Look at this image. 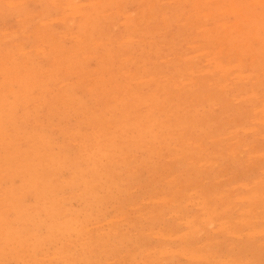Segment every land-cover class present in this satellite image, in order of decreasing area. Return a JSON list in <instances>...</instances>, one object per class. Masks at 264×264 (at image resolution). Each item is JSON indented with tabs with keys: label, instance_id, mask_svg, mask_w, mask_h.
<instances>
[{
	"label": "rangeland",
	"instance_id": "rangeland-1",
	"mask_svg": "<svg viewBox=\"0 0 264 264\" xmlns=\"http://www.w3.org/2000/svg\"><path fill=\"white\" fill-rule=\"evenodd\" d=\"M5 1V2H3ZM12 0H1L0 1V11L3 13V17L1 16V12H0V32H1V37H0V48H2V50L0 49V87H3L4 90L2 88H0V95L4 96L0 99V115H2L0 118V132L3 135L2 137H4V140H1L0 137V149L3 151H0V166H1V170H0V218L2 219V221L0 220V264H2L1 262H3V264H32V262H34L33 264H47L49 262V264H54L55 262L57 264H93L92 262H94V264H161L162 261L164 260L163 264H207L205 263L204 260H209L208 263L209 264H260L263 260H264V231H262L264 229V106L262 105V103H264V35L262 34L264 31V0H233V3L230 0H219L220 2H218L217 0H212L214 1V3H212V1H206V0H198L199 3L197 4V0H187L186 3H184L185 0H111L112 2L110 3V1L108 0H13L12 2H10ZM19 1V3H18ZM21 1V2H20ZM42 1V2H41ZM52 1H54L55 3H53ZM59 1V2H58ZM62 1V2H61ZM74 1V2H73ZM78 1V2H77ZM95 1L96 4H93ZM101 1V2H99ZM121 1V3H120ZM161 1V3H160ZM197 1V2H195ZM201 4V2H203ZM228 1V2H227ZM242 3H239L241 2ZM246 3H244V2ZM249 3H247V2ZM251 1H255L252 2ZM262 2V4H260L261 6H258L259 2ZM7 2H9L7 4ZM14 2V5L12 4ZM24 2V3H22ZM67 2L70 4L71 2H73V6H74V10H77L79 7L78 12L75 13V11H72V4H67ZM98 2V3H97ZM103 2V3H102ZM116 2V3H115ZM148 2V3H145ZM152 2V3H151ZM157 2V3H156ZM165 2V3H163ZM12 6H11V4ZM16 3V4H15ZM18 3V4H17ZM40 3V4H39ZM62 3V4H59ZM65 3V4H64ZM77 5H76V4ZM91 3L93 5H91ZM100 3H102L101 5H99ZM115 3V4H114ZM139 3V4H138ZM144 3V4H143ZM219 3V4H218ZM224 3V4H223ZM228 3H232L233 6H235V8L228 4ZM23 4V6L21 5ZM46 4V5H45ZM55 4V5H54ZM59 4V5H58ZM82 4V5H81ZM87 6H85V5ZM90 4V5H89ZM105 4V5H103ZM107 4V5H106ZM109 4V5H108ZM159 4V5H157ZM177 4V5H176ZM192 4V5H191ZM199 6H197V5ZM200 4V5H199ZM204 4V6H203ZM218 6H217V5ZM235 4V5H234ZM245 4V6H244ZM252 4V5H251ZM257 4V5H255ZM19 5V6H17ZM20 5L23 8L20 7ZM61 5V6H60ZM95 5V8H97V13L96 10L93 9ZM100 7H99V6ZM112 5V6H111ZM126 5V6H125ZM196 9H195V6ZM228 5V6H227ZM248 5H250L248 7ZM255 5V6H253ZM7 6V7H5ZM11 6V7H9ZM15 6V7H13ZM48 6V7H47ZM69 6V7H68ZM82 8H81V7ZM90 6V7H89ZM92 6V7H91ZM103 6V7H101ZM113 8H111V7ZM117 6V7H116ZM180 6V7H179ZM194 6V7H193ZM202 6V7H201ZM212 6V7H211ZM217 6V7H216ZM227 6V7H226ZM253 6V7H252ZM3 7H5L3 9ZM18 7V8H16ZM46 7V8H45ZM64 7H66L64 9ZM76 7V8H75ZM88 7V8H87ZM115 7V8H114ZM144 7V8H143ZM150 7V8H149ZM211 7V8H210ZM234 11L231 13V10ZM240 7V8H239ZM260 7V8H259ZM20 8V9H19ZM48 8V9H47ZM59 8V10H58ZM67 8H72V10H69ZM101 10H100V9ZM109 8V9H108ZM198 8V10H197ZM203 8V9H202ZM215 8V9H214ZM224 8V9H223ZM229 8V9H228ZM245 8V9H244ZM247 8V9H246ZM251 8V9H249ZM255 8V9H254ZM19 9V11H18ZM47 9V11L45 10ZM54 9V10H52ZM143 9V10H142ZM147 9V10H146ZM149 9V10H148ZM222 9V10H221ZM229 12H227L228 14H226L225 12L227 10ZM235 9H238L239 12L235 11ZM7 10L9 11V13L7 12ZM24 10V11H23ZM51 10V11H49ZM58 10V11H57ZM66 10V11H65ZM99 10V11H98ZM203 12H197V11ZM209 10H211L209 12ZM225 10V11H224ZM17 11V12H16ZM56 11V12H55ZM95 13H94V12ZM148 11V13L146 12ZM213 11V12H212ZM220 11V12H219ZM222 11V12H221ZM258 11V12H257ZM15 12V13H14ZM45 12V13H44ZM72 14H71V13ZM82 12H85L86 14H83ZM89 12V13H88ZM92 12V13H90ZM118 12H120V14L118 15ZM124 12V13H123ZM183 12V13H182ZM207 12V14H206ZM209 12V13H208ZM237 12V13H236ZM252 12V13H251ZM51 13V14H50ZM67 13H69L71 16L74 15V17H71L69 14L67 15ZM83 15H82V14ZM88 13V14H87ZM181 13V15H180ZM200 13V14H199ZM215 13V15L210 16L209 14ZM218 13V15H217ZM221 13V15L219 14ZM225 13V14H224ZM242 13V14H241ZM262 13V14H261ZM31 15V17L29 15ZM44 14V15H42ZM107 14V15H106ZM117 14V16H116ZM124 16H121L123 15ZM146 14V15H145ZM179 14V15H178ZM185 14V15H184ZM193 17H191L190 16ZM225 17H223V15ZM230 14V15H229ZM240 14V15H239ZM47 17H46V16ZM50 15V16H49ZM67 15V16H66ZM80 15H82L83 17H81ZM87 16V18L85 19V17ZM104 15V18H103ZM106 15V16H105ZM202 15V16H201ZM206 16L208 18L203 17ZM209 15V16H208ZM230 17H229V16ZM243 15V17L240 18V16ZM245 15V16H244ZM6 16V17H5ZM66 16V17H65ZM69 16V18H67ZM92 16V17H91ZM180 16V17H179ZM182 16V17H181ZM201 16V17H199ZM217 16V17H216ZM247 16V17H246ZM252 16V17H251ZM254 16V18H253ZM28 17L29 21H28ZM67 18L64 19V22H66L64 24L63 21H61V19L63 18ZM101 17V18H100ZM112 17V18H111ZM115 17V18H114ZM127 17V18H125ZM179 17V18H178ZM187 17H189V19H187ZM225 19H223V18ZM249 17V18H248ZM258 17V18H257ZM2 18V19H1ZM41 18V19H40ZM60 18V20L58 19ZM73 18V19H71ZM83 18V19H81ZM91 18V19H89ZM119 18V19H118ZM199 18V19H198ZM252 18V19H250ZM257 18V19H256ZM56 19V20H55ZM88 19V20H87ZM102 19V20H101ZM117 19V20H116ZM132 19V20H131ZM187 19V20H186ZM206 19V20H204ZM222 19V20H221ZM243 19V20H242ZM256 19V20H255ZM259 19V20H258ZM18 20V22H17ZM25 20V21H24ZM55 20V21H54ZM58 20V21H57ZM69 20L72 22H69ZM76 20V21H75ZM127 20V21H126ZM183 20V21H182ZM195 20V21H194ZM210 20V21H209ZM212 20V21H211ZM41 21V22H40ZM61 21V22H60ZM85 21V22H83ZM93 21V22H92ZM125 21V22H124ZM206 21V22H205ZM208 21V22H207ZM220 21V22H219ZM230 21V22H229ZM244 21V22H243ZM58 22V23H57ZM82 24H81V23ZM89 22L92 24H89ZM124 22V23H123ZM127 22V23H126ZM204 22V23H203ZM225 25H229L231 27L225 26ZM238 22V23H237ZM247 22V23H246ZM21 23H23L21 25ZM41 23V24H40ZM49 23V24H48ZM71 23V24H70ZM76 23V24H75ZM122 23V24H121ZM192 23V24H191ZM214 23V24H213ZM223 24V28L221 27V24ZM238 24L237 26L235 24ZM242 23V24H241ZM252 23V24H251ZM263 23V24H262ZM74 26H73V25ZM125 24V25H124ZM129 25L127 27V25ZM183 24V25H181ZM186 24H189L186 26ZM236 26V29L234 28V26ZM241 24V25H240ZM26 25H31V27H27ZM46 26V28L44 26ZM50 25V27H49ZM67 25V26H66ZM185 25V26H184ZM220 25V26H218ZM26 28L24 30L23 27ZM72 26V27H71ZM118 26V27H117ZM180 26V27H179ZM218 26V27H217ZM243 26L242 29H240ZM251 26V27H250ZM259 26V27H258ZM48 27V28H47ZM71 27V28H70ZM117 27V28H116ZM128 29H126V28ZM130 27V28H129ZM210 27V29H209ZM237 27L239 28V32L237 30ZM250 27V28H249ZM254 27V28H253ZM258 27V28H257ZM52 28V29H51ZM68 28V29H67ZM82 31H80L79 30ZM92 28V29H91ZM98 28V29H96ZM116 28V30H114ZM137 28V30H136ZM165 30H164V29ZM208 28V29H206ZM217 29V30H215ZM227 32H226V30ZM234 29V30H233ZM245 29V30H244ZM253 31H252V30ZM260 29V31H259ZM22 30V32H21ZM44 30V31H42ZM87 30V31H86ZM150 31L148 33V31ZM152 30V31H151ZM213 30V31H212ZM255 30V31H254ZM16 31V32H15ZM25 31V32H24ZM39 31V34H37ZM53 31V33L51 32ZM64 31V32H63ZM141 31V32H140ZM211 31V32H210ZM233 31V32H232ZM236 31V32H235ZM262 31V32H261ZM5 32V33H3ZM9 34H8V33ZM37 32V33H35ZM42 32V33H41ZM72 32V34H70ZM77 32H81L82 36L80 37L79 34ZM117 32V33H115ZM229 32V33H228ZM24 33V34H23ZM34 33V34H33ZM79 36L77 38V36L75 37H71L74 36V34ZM83 33H85V35H83ZM94 33V34H93ZM156 33V34H155ZM159 33V34H158ZM220 33V34H219ZM236 33V34H235ZM261 33V34H260ZM6 34V35H5ZM14 36H13V35ZM41 34V35H40ZM45 36H44V35ZM52 34V35H51ZM61 34V35H60ZM127 34V35H126ZM153 34V35H152ZM228 34V35H227ZM231 34V35H229ZM234 34V35H233ZM245 34H247V36H245ZM5 35V36H3ZM16 35L18 36L16 38ZM43 35V36H42ZM53 35L55 36L53 38ZM63 35V36H62ZM69 35V36H68ZM106 35V36H105ZM237 35V36H236ZM257 35V36H255ZM258 35H260V40L257 41V43L255 42L258 39ZM263 35V36H262ZM37 36L39 37V40H35L38 39ZM47 36V37H46ZM62 36V37H61ZM123 36V38H122ZM6 37V38H5ZM7 37H9L7 39ZM44 37V39H43ZM64 37V38H63ZM67 37V38H66ZM70 37V38H69ZM129 37L131 38V40L129 39ZM231 37V38H229ZM237 37V38H236ZM241 37V38H240ZM244 37V38H243ZM252 39H250V38ZM3 38H5L3 40ZM52 38V39H51ZM62 38V42L59 39ZM78 40H77V39ZM82 38V39H81ZM97 38V39H96ZM194 38V39H193ZM229 38V39H228ZM233 38V39H232ZM235 38V39H234ZM239 38V39H238ZM48 39V40H47ZM54 39V41H56V43H54V41L52 42V40ZM66 39V40H64ZM72 39V40H71ZM85 41H84V40ZM117 39V40H116ZM121 39V40H120ZM128 39V40H127ZM242 39V41H241ZM245 39V40H244ZM247 39V40H246ZM9 40V41H7ZM41 40H43L41 43ZM79 41V44L81 42V44H84L87 42L88 46L85 45H79L77 44ZM81 40V41H80ZM94 40V41H93ZM96 40V41H95ZM126 41V43L124 44V42L121 41ZM233 40H237L235 42ZM255 40V41H253ZM3 41V42H2ZM5 41V42H4ZM39 41V42H37ZM48 43H46V42ZM51 41V42H49ZM92 41V43L95 44L92 45V43H90ZM98 41L99 45H96ZM109 41V42H108ZM112 43H111V42ZM128 41L132 44H130V46H128ZM134 43H133V42ZM158 43H156V42ZM229 41V42H228ZM240 41V42H239ZM244 41V42H243ZM249 41L251 44H249ZM260 41L262 43H260ZM27 42V43H25ZM77 42V43H76ZM101 42V43H100ZM238 42V43H237ZM242 42V43H241ZM259 42V43H258ZM39 43V45L37 44ZM43 45H41V44ZM51 43V44H50ZM58 43V44H57ZM61 45H60V44ZM65 43V44H64ZM104 43V44H103ZM109 43V44H107ZM112 45H111V44ZM123 46H121V44ZM128 43V44H127ZM16 44V45H15ZM36 44V45H35ZM50 44V45H49ZM54 44V45H53ZM63 44L65 46H63ZM91 44V45H89ZM107 44V45H105ZM120 44V45H119ZM134 44V45H133ZM151 44H155V45H151ZM236 49L237 47H240L239 50L238 48L235 50L233 48ZM249 44L251 47H248ZM254 44V46H253ZM13 45V46H12ZM56 46L58 48L55 49V47L53 48V46ZM67 45V46H66ZM79 45L77 48L79 50H77L76 46ZM96 45V46H95ZM115 45V46H114ZM118 45V47H117ZM138 45V46H137ZM151 45V46H150ZM243 45V46H242ZM61 46V47H60ZM63 46V47H62ZM86 46V51L87 53H85V48ZM141 46V47H140ZM170 46V47H169ZM257 46V47H256ZM20 47V49L18 48ZM34 47V48H33ZM38 47V48H37ZM42 47V48H40ZM66 47H70L68 49V51L70 53H67V48ZM89 47V48H88ZM91 47H93L91 49ZM116 49H115V48ZM158 47V48H157ZM162 49H161V48ZM173 47V48H172ZM4 48V49H3ZM12 48V49H11ZM18 48L17 53L15 54ZM50 48V50H49ZM59 48L61 53H63V55H60L59 52ZM63 48V49H62ZM66 52H65V50ZM73 48V50H72ZM99 48V49H98ZM130 48V49H129ZM196 48V49H195ZM230 48V49H229ZM246 48V49H245ZM247 48H251V52H249L247 50ZM253 48V49H252ZM6 54H5V50ZM9 49V51H8ZM33 51H30V50ZM37 49H39V52ZM58 49V50H57ZM76 49V50H75ZM111 49V50H110ZM123 49V50H122ZM128 49V50H127ZM148 49L150 51H148ZM12 50V52H10ZM29 50V52H28ZM53 50H55V52H53ZM57 50V51H56ZM82 50V51H80ZM90 50V51H89ZM103 50V51H102ZM153 52H152V51ZM161 50V52H160ZM4 51V52H2ZM14 51V52H13ZM39 52L40 54L37 55ZM43 51V52H42ZM77 51V52H75ZM98 51V52H97ZM103 55H101V52ZM131 51V53H130ZM163 51V52H162ZM235 51V53H234ZM256 52V53H253ZM21 52V53H20ZM24 52V53H23ZM31 52V53H30ZM47 52V53H46ZM53 55L50 54V53ZM95 52V54H94ZM117 52V53H116ZM152 52V53H151ZM186 52V53H185ZM188 52V53H187ZM206 52H208L207 55ZM236 52H238L239 54H236ZM12 55H11V54ZM14 53V54H13ZM23 53V54H22ZM27 53H30L27 55ZM36 53V54H35ZM44 53V54H43ZM58 53V55L56 54ZM74 53H78V56H76V54H74V56H72L71 54ZM91 55V58L88 59V56L86 55ZM96 53H98V55H96ZM120 53V54H119ZM131 55H130V54ZM149 53V54H148ZM151 53V54H150ZM160 53H162L160 55ZM164 53V54H163ZM198 53H200L201 55H199ZM227 53V54H226ZM241 53V55H240ZM258 53V54H257ZM8 54V55H7ZM10 54V55H9ZM47 54V55H45ZM50 54V56H49ZM55 54V56H54ZM80 54V55H79ZM94 54V55H93ZM148 54V56H147ZM155 54V55H154ZM199 56H198V55ZM253 54V55H252ZM3 55H7L5 57H3ZM23 55V56H22ZM31 55V56H30ZM42 55V56H40ZM68 55V56H67ZM71 55V56H70ZM89 55V56H90ZM195 55V56H194ZM207 55V56H206ZM238 55V56H237ZM243 55V56H242ZM252 55V56H251ZM9 56V59H8ZM11 56V57H10ZM22 56V57H21ZM28 56V57H27ZM31 58H30V57ZM33 56V57H32ZM76 56V57H75ZM85 56V57H84ZM97 59H95L94 57ZM99 56V57H98ZM102 56V57H101ZM120 56V57H119ZM133 56V57H132ZM159 56H161L159 58ZM209 56V57H208ZM235 56V57H234ZM242 56V58H241ZM257 56V58H256ZM263 56V57H260ZM26 57H27V61H26ZM36 57V59H34ZM38 57V58H37ZM52 57V58H49ZM65 57V58H64ZM72 57V58H70ZM74 57V58H73ZM78 57H80L78 59ZM84 57V58H83ZM117 57V58H116ZM138 57L140 58L138 61ZM143 57V59H141ZM176 57V58H175ZM180 57V58H179ZM190 57V58H189ZM191 57L194 59L192 60ZM197 59H196V58ZM211 59H208L210 58ZM12 58V59H11ZM29 58V59H28ZM33 58V59H32ZM56 58V59H54ZM63 58V60H62ZM99 58V59H98ZM116 58V59H115ZM130 60H126L129 59ZM132 58L135 60H132ZM156 58V59H155ZM162 58V59H161ZM174 58V59H173ZM203 58V59H202ZM207 58V59H204ZM215 62H217V64H220V68L217 66L216 67V63L213 62L214 60ZM237 58V59H236ZM248 58V59H247ZM256 58V59H254ZM38 59V60H37ZM54 59V60H53ZM60 59V60H58ZM70 61H69V60ZM74 59V60H72ZM82 59H86V61H82L83 64L80 65V62ZM92 59V60H91ZM112 59V60H111ZM145 59V61H144ZM169 59V60H168ZM181 59V60H179ZM185 59H188L186 61H184ZM231 59V60H230ZM241 59V60H240ZM253 59V60H252ZM7 60V61H6ZM12 60V61H11ZM34 60V61H33ZM77 62H76V61ZM79 60V61H78ZM126 60V62H125ZM142 60V61H141ZM148 60V61H147ZM178 62H175V61ZM190 60V61H189ZM193 62H192V61ZM217 60V61H216ZM221 60V61H220ZM255 60V61H254ZM257 60V61H256ZM7 62L4 64V62ZM11 61V64H9ZM23 63H22V62ZM32 61V62H31ZM54 61V62H53ZM57 61V62H56ZM65 61V63L63 62ZM144 61V62H143ZM163 61L165 63H163ZM167 61V62H166ZM195 61V62H194ZM199 61V62H198ZM210 61V62H208ZM219 61V63H218ZM254 61V62H253ZM9 62V63H8ZM21 62V63H20ZM25 62L26 63L25 65ZM34 62V64L32 65V63ZM58 62H60L58 64ZM67 62V63H66ZM70 64H69V63ZM76 62V63H75ZM101 62V63H100ZM109 62V63H108ZM122 62L127 63V64H122ZM173 62V64L171 63ZM175 62V63H174ZM187 62V63H186ZM191 62V63H190ZM228 62V63H227ZM258 62V63H257ZM20 63V64H19ZM29 63H31L29 65ZM53 63L56 65L54 67ZM105 63V65H104ZM107 63V64H106ZM132 63V64H131ZM182 63V64H181ZM210 63V64H209ZM262 63V64H261ZM14 64V65H13ZM19 64V66H18ZM25 68H24V65ZM39 64V66H38ZM69 64V65H68ZM73 64V65H72ZM100 64H103V66ZM129 64V65H128ZM131 64V65H130ZM144 64V65H143ZM169 66L167 67L166 65ZM185 64V66H184ZM193 64V65H192ZM226 64H230L229 66ZM233 64V65H232ZM5 65V67H4ZM22 68H21V66ZM29 65V66H28ZM42 67H41V66ZM63 65V67L60 69L59 68ZM64 65H67V67H65ZM71 65V67H70ZM107 65L108 68L106 67ZM125 65V66H123ZM177 67H176V66ZM182 65V66H181ZM225 65V66H222ZM234 65L236 66L234 69L232 67H234ZM240 65V69L238 70ZM14 66V68L12 67ZM76 66V67H75ZM115 68H114V67ZM142 66V67H141ZM147 66V67H145ZM180 66V67H179ZM188 66V67H187ZM190 66V67H189ZM210 66V67H209ZM213 68H212V67ZM224 70L227 71H221L222 67ZM244 66V68H243ZM10 67V68H9ZM16 67V68H15ZM38 67V68H37ZM44 67H46L44 69ZM58 67V68H57ZM65 67V68H64ZM69 67H70V72L69 71ZM73 67H75V70L73 69ZM102 67V68H100ZM154 67V68H153ZM182 67V68H181ZM196 67V68H194ZM203 67V68H202ZM230 67V68H227ZM6 68V69H5ZM9 68V69H8ZM21 68V69H20ZM32 70H30V69ZM43 68V69H42ZM59 70V73L58 70ZM66 70H64V69ZM105 68V69H104ZM120 70H117L119 69ZM145 68V69H144ZM202 68V69H201ZM237 68V69H236ZM13 69V70H12ZM19 69V71H18ZM24 69V70H23ZM34 69V70H33ZM37 69V70H36ZM42 69V70H41ZM48 69V70H46ZM54 71H53V70ZM81 69V70H80ZM102 69V70H101ZM112 69V70H111ZM152 69V70H151ZM164 69V70H163ZM197 69V70H196ZM200 69V70H199ZM220 69V70H219ZM222 69V70H223ZM232 70V73L230 72V75L228 74L229 71ZM253 69V70H252ZM11 70V71H10ZM16 70V71H15ZM84 70V71H82ZM151 70V73H150ZM216 70H218L216 72ZM257 70V71H256ZM14 71V72H13ZM18 71V72H17ZM30 71V72H28ZM33 71V72H32ZM56 71V72H55ZM79 73H78V72ZM81 71V72H80ZM89 72V75H85L88 74L87 72ZM92 71V73H91ZM96 71V72H94ZM107 71V72H106ZM109 71V72H108ZM124 71V72H123ZM146 71V72H144ZM157 71V73H155ZM174 71V72H172ZM191 71V73H190ZM193 71V72H192ZM215 71V72H214ZM3 72V73H1ZM6 72V74H5ZM30 73L29 74H27ZM54 72V73H53ZM67 75H66V73ZM104 72V73H103ZM115 74V75H111V73ZM126 72V74H125ZM128 72V73H127ZM144 72V73H143ZM149 72V73H148ZM160 72V73H159ZM189 72V73H187ZM13 73V74H12ZM26 73V74H25ZM32 73V75H31ZM47 73V74H46ZM72 75H71V74ZM77 73V74H76ZM81 73V75H80ZM84 75H83V74ZM98 73V75H96ZM102 73V74H101ZM146 73H148L146 75ZM161 75H159V74ZM164 73H166L164 75ZM167 73H169L168 75H170L171 77H173L170 80V76L165 77L167 75ZM171 73V74H170ZM226 73V74H225ZM263 73V74H262ZM17 74V75H16ZM23 74V75H22ZM41 76H40V75ZM51 74V75H49ZM58 74V75H57ZM92 74V76L90 75ZM130 74V75H129ZM138 74V75H137ZM150 74V75H149ZM181 74V75H180ZM222 74V75H220ZM225 74V77L224 75ZM227 74L229 75L227 77ZM249 74V75H248ZM261 74V75H260ZM6 75V76H5ZM21 75V76H20ZM29 77H27V76ZM40 76V77H36V76ZM49 75V76H48ZM74 75V77H73ZM78 75V76H77ZM110 75L112 78V82L110 80ZM125 75H127L128 77H126ZM133 75V76H132ZM135 75V76H134ZM146 75V76H145ZM155 77H154V76ZM175 75H177L178 77L175 79L174 77H176ZM240 75H243V78L241 76L240 79ZM245 75V77H244ZM252 75V76H250ZM259 75V76H258ZM5 76V78H4ZM9 76V78H7ZM36 77V78H32ZM47 76V77H46ZM53 76V80L51 82V80H49L48 78ZM62 77L61 79L58 77ZM64 76V77H63ZM89 80H87L88 78ZM96 76L97 78L99 77V80H96ZM134 77L131 78V77ZM143 76V77H142ZM159 76V77H158ZM162 76V77H161ZM182 78V81L180 79V77ZM186 76V78H185ZM194 76V77H193ZM238 76V77H237ZM247 76V77H246ZM251 77L249 79V77ZM22 80H21V78ZM42 77V78H41ZM67 77V78H66ZM69 77V78H68ZM79 77V78H78ZM87 79H86V78ZM114 77V78H113ZM120 77V78H119ZM123 77V78H122ZM141 77V78H140ZM147 77V78H146ZM153 77V78H152ZM161 77V78H160ZM193 77V78H192ZM235 77V78H233ZM254 77V78H253ZM258 77V79H257ZM15 78V79H14ZM47 78V79H45ZM65 78V79H64ZM84 78V80H82L81 83V79ZM95 78V79H94ZM105 79L103 81V79ZM128 78V79H127ZM130 78L132 79V81L130 80ZM154 80V82H152V80ZM156 78H158V80H156ZM218 78V79H217ZM220 78V79H219ZM222 78V79H221ZM229 80H228V79ZM263 78V79H261ZM6 79V80H5ZM14 81H13V80ZM38 79V80H37ZM40 79H44L42 81H39ZM64 81H63V80ZM86 79V80H85ZM122 79H124L122 81ZM144 79V81H143ZM150 81H147L146 80ZM180 83L179 82V80ZM192 79V80H191ZM217 79V80H216ZM3 80V82L1 81ZM8 80V81H7ZM19 82H16L18 81ZM48 80V81H47ZM62 80V81H61ZM80 80V81H79ZM108 80H110V86L109 83L107 82ZM134 80V81H133ZM156 80V82H155ZM176 80V81H175ZM221 82H220V81ZM244 80V81H243ZM12 81V83H10ZM29 81H31L30 83L33 84L35 81H37V83L33 84L34 86H32ZM83 81L85 82L86 86H83ZM92 81L96 84L94 85V83L92 84ZM103 81V82H102ZM131 81V82H130ZM138 81H142V84H139ZM167 81V82H166ZM170 81V83H169ZM175 81V82H173ZM248 81V83L246 82ZM9 85H8V83ZM13 82L15 84H13ZM21 82V84H20ZM25 84H24V83ZM61 82V83H60ZM66 83V86L63 87V83ZM69 82V83H68ZM102 82V83H101ZM138 82V83H137ZM150 82V83H149ZM216 82V83H215ZM220 82V83H218ZM230 82V83H229ZM234 82V83H233ZM257 82V83H256ZM27 83H29L30 85H28ZM43 84L41 86V84ZM47 83V84H46ZM81 85H80V84ZM100 83V84H99ZM107 83V84H105ZM121 83V84H118ZM132 83V84H131ZM134 83V84H133ZM146 83L148 85H146ZM155 83V84H153ZM162 83V84H161ZM165 83V84H163ZM173 83V86L171 85ZM186 83H189L188 85ZM191 83V84H190ZM193 83V84H192ZM195 83V84H194ZM218 83V84H217ZM224 83V84H223ZM242 83V84H241ZM245 83V84H244ZM247 83V85H246ZM262 83V84H261ZM11 84V85H10ZM27 84V86H25ZM40 84V86H38ZM77 84V85H76ZM89 84V85H88ZM99 84V85H98ZM102 84H105V87L107 85V87L104 89V86ZM129 84V85H128ZM131 84V85H130ZM152 84V85H151ZM157 84V85H156ZM168 84V85H167ZM175 84H178L175 85ZM180 84V85H179ZM186 84V85H185ZM7 85V86H6ZM69 85V87H68ZM72 85V86H71ZM98 85V86H97ZM118 85L121 86V88L119 87V92L117 95V90H118ZM124 85V87H122ZM138 85V86H137ZM140 85V86H139ZM150 85V86H149ZM170 85V86H169ZM178 92H177V89ZM181 85L182 88H181ZM225 85V86H224ZM261 85V86H260ZM18 86V87H17ZM31 86V87H30ZM38 86V87H37ZM75 86V87H74ZM117 86V89L114 88ZM128 86V88L126 87ZM148 86V87H147ZM158 86V88H157ZM165 86V87H164ZM220 86V87H219ZM224 86V87H223ZM236 86V87H235ZM6 87V88H5ZM11 87V88H10ZM25 87V88H23ZM30 87V89L28 88ZM34 87V88H32ZM37 87V88H36ZM40 87V88H39ZM43 87V88H42ZM47 87V88H45ZM59 87H63L62 89H59ZM92 87L94 88L92 91ZM110 87V93L107 91ZM137 87V88H136ZM167 87V88H166ZM171 87V88H170ZM173 87V88H172ZM193 87V88H192ZM219 87V88H218ZM234 87V88H233ZM22 89L21 92L19 90V94H18V90ZM42 88V89H41ZM70 88H72L70 90ZM91 89L89 92L88 89ZM97 88V89H96ZM100 88V90H99ZM103 90H102V89ZM113 88V89H112ZM126 88V89H125ZM136 88V90H134ZM171 91H170V89ZM175 88V90H174ZM223 88V89H221ZM242 88V89H241ZM250 88V91H249ZM261 88V89H260ZM12 89V90H11ZM28 90V93L27 90ZM37 89V90H36ZM46 89V90H45ZM56 89V90H54ZM112 89V90H111ZM115 89V90H114ZM130 89V90H129ZM162 92H166V93H162ZM169 89V90H168ZM227 89V90H226ZM17 90V92H16ZM32 90V91H31ZM43 90V91H42ZM49 90V91H47ZM52 90H54V92H52ZM58 90V91H57ZM62 90V92H61ZM69 92H68V91ZM95 90V91H94ZM99 90V92H98ZM123 90V91H122ZM158 90V91H156ZM172 90H174L172 92ZM4 91V92H3ZM14 91V92H13ZM34 91V92H33ZM47 91V92H46ZM51 91V92H50ZM105 92V95L102 94ZM107 91V92H106ZM125 91V92H124ZM132 91V92H130ZM134 91V92H133ZM136 91V92H135ZM152 91V92H151ZM169 92V94H167ZM258 91V92H257ZM7 92V93H6ZM23 92V93H22ZM46 92V93H45ZM50 92V93H49ZM60 92V93H59ZM67 95H65V93ZM74 92V93H71ZM96 92V93H95ZM115 92V93H112ZM129 92V93H128ZM140 92V93H139ZM192 92V93H190ZM257 92V93H254ZM3 93L6 95H3ZM48 93V94H47ZM52 93V94H51ZM59 93V94H58ZM65 95L64 97L61 96L62 94ZM92 93V94H91ZM109 93V94H108ZM124 93V94H122ZM129 95H128V94ZM149 93V94H148ZM190 93V94H189ZM253 93V98L251 96V94ZM263 93V95H262ZM14 94V95H13ZM23 95L21 97H19V95ZM26 94V95H25ZM30 94V96H29ZM46 94V95H44ZM51 94V95H50ZM54 94V96H52ZM70 94V95H69ZM133 94V95H132ZM142 94V96L144 97H140ZM149 96H148V95ZM183 94V96L181 95ZM8 95V97H7ZM34 98H36L34 100V98H32L33 96ZM42 95V96H41ZM43 95L45 97H43ZM49 95V96H48ZM58 97H57V96ZM74 98H73V96ZM80 95V96H79ZM83 95V97H82ZM103 95V96H101ZM109 95V98L108 96ZM123 95V96H122ZM128 95V98H127ZM139 95V96H138ZM166 95V96H165ZM172 95V96H171ZM15 96H17L15 98ZM26 96V97H24ZM29 96V98H28ZM32 96V97H31ZM41 96V97H40ZM56 96V99H55ZM71 96V97H70ZM88 96V97H87ZM113 98H112V97ZM131 96V97H130ZM158 96V97H157ZM179 96V97H178ZM250 98H249V97ZM8 99H7V98ZM41 98L40 100H37V98ZM68 97V99H67ZM78 97V98H77ZM81 97V99H80ZM104 97V98H103ZM118 97V98H116ZM127 101H125L126 99ZM131 99H130V98ZM146 97V98H145ZM153 97V98H152ZM182 97V99H180ZM211 97V98H210ZM252 97V98H251ZM18 98H20L18 100ZM28 98V100L26 99ZM51 98V99H50ZM83 98V100H82ZM122 98V99H121ZM135 98V99H134ZM141 98V99H140ZM148 98V99H147ZM152 98V99H151ZM159 100H156V99ZM248 98V99H247ZM18 100V102L16 100ZM22 99V100H21ZM43 99V101H42ZM59 99V100H58ZM61 99V100H60ZM70 99L72 100V103L70 101ZM80 99V100H79ZM104 99V100H103ZM107 99V100H106ZM118 99V100H117ZM140 99V100H138ZM147 99V100H146ZM210 99V101H209ZM253 99L252 103L251 100ZM259 99V100H258ZM23 100H26L23 102ZM33 102H30V101ZM76 101L75 105L74 102ZM80 102H79V101ZM98 102H97V101ZM123 100V101H122ZM136 100V101H135ZM138 100V101H137ZM142 100V101H141ZM189 102H188V101ZM213 100V101H212ZM257 101V104L254 102ZM3 102V105L5 104V107L3 106V108H1V102ZM42 101V102H40ZM47 101V102H46ZM54 103H53V102ZM66 101V102H65ZM85 101V102H84ZM87 101V103H86ZM105 101V102H104ZM119 101V102H117ZM125 101V103H124ZM151 101V102H150ZM182 101V102H179ZM186 101V102H185ZM12 102V103H10ZM20 102V103H19ZM27 105L30 104V105ZM45 102V103H44ZM60 104H58V103ZM63 102V103H62ZM83 102V104H82ZM102 102V103H101ZM104 102V103H103ZM117 104H114V103ZM123 102V103H121ZM133 102V103H132ZM137 102V103H136ZM166 102V103H165ZM177 102V103H176ZM179 102V103H178ZM210 104H209V103ZM245 102V104H244ZM8 103V104H7ZM14 103V104H13ZM19 103V105H18ZM23 105H22V104ZM53 103V104H52ZM65 103H70V104H65ZM91 103V107L90 106ZM153 103V104H151ZM157 103V104H155ZM184 103V104H182ZM254 103V104H253ZM7 104V105H6ZM36 104V106H35ZM42 104V105H41ZM52 104V105H51ZM65 104V105H63ZM86 104V107H85ZM137 106H136V105ZM141 104V105H140ZM147 106H146V105ZM161 104V105H160ZM179 107H177L178 105ZM16 105H18L16 107ZM44 105V106H43ZM50 105V106H49ZM57 105V106H56ZM67 105V106H66ZM70 105V106H69ZM82 109H81V106ZM113 105V107H111ZM134 105V106H133ZM205 105V106H204ZM214 105V106H212ZM8 106V107H7ZM16 108H14V107ZM38 106V107H37ZM43 106V108H42ZM59 106V107H58ZM73 106V107H71ZM118 108H117V107ZM122 106V107H121ZM143 106V107H142ZM155 106V108H154ZM161 106V107H160ZM253 106V108H252ZM25 107V108H24ZM33 107V108H32ZM35 107V108H34ZM64 107V108H63ZM80 107V108H79ZM111 107V108H110ZM131 107V108H130ZM133 107H135L133 109ZM139 107V109L137 110V108ZM166 107H168L166 109ZM176 107V108H174ZM182 107V108H181ZM7 108V109H6ZM15 110V113L13 111V109ZM23 108V109H22ZM29 112L27 113L28 109ZM62 110H60V109ZM96 108V109H95ZM173 108V109H172ZM252 108V111H251ZM4 109V110H3ZM8 109H12L11 111L14 113H12L10 110V112L8 111ZM25 109V110H24ZM35 109V111H34ZM48 109H50L48 111ZM65 109V110H63ZM74 109V110H73ZM86 109V110H85ZM113 109V110H112ZM131 109V111H129ZM155 112H153L154 110ZM172 109V110H171ZM18 110V112H17ZM23 110V111H22ZM27 110V111H26ZM76 110V112H75ZM78 110V112H77ZM81 110V111H80ZM85 110V111H84ZM108 110V111H107ZM150 112H148V111ZM177 110V111H176ZM259 110V111H257ZM262 110V111H261ZM4 111V112H3ZM26 111V112H25ZM43 111V112H42ZM58 111V112H57ZM95 114H94V112ZM102 111V112H101ZM128 111V113L126 112ZM191 111V112H190ZM194 111V112H193ZM257 111V112H256ZM33 112V113H32ZM40 112V114H39ZM51 112V113H50ZM53 112V114H52ZM101 112V114H100ZM146 114H145V113ZM187 112V115H186ZM256 112V113H254ZM5 113H7V115L11 113L10 117L11 118H7L9 116L5 115ZM21 113V114H20ZM27 113V114H26ZM34 115H32V114ZM50 113V114H49ZM56 113V114H55ZM59 113V114H58ZM63 113V114H62ZM67 113V114H66ZM93 113V115L91 114ZM108 113H110V115H107ZM127 113V114H126ZM154 113V114H153ZM190 113V116H189ZM253 113V114H252ZM49 114V115H46ZM90 114L92 116H90ZM97 114V115H96ZM104 114V118L103 115ZM115 114V115H114ZM117 114V115H116ZM122 114V115H121ZM124 114V115H123ZM132 114V115H131ZM196 114V115H195ZM5 115V116H4ZM22 115V116H21ZM37 115H40L39 118L37 117ZM42 115V116H41ZM53 115V116H52ZM57 115V116H56ZM61 115V117H60ZM86 115V116H85ZM88 115V116H87ZM101 115V118H100ZM114 117H113V116ZM131 115V117H130ZM138 115V117H137ZM172 115V117H171ZM195 115V116H194ZM7 116V117H6ZM21 116V117H20ZM33 118H32V117ZM36 116V117H35ZM98 116V117H97ZM107 118H106V117ZM127 116V117H126ZM142 116V117H141ZM149 116V117H148ZM156 116V117H155ZM6 117V118H5ZM20 117V118H19ZM59 117V118H58ZM124 117V118H123ZM126 117V118H125ZM141 117V119H140ZM182 117V118H181ZM190 117V119H189ZM13 118V119H12ZM22 118V119H21ZM35 118V119H34ZM45 118V119H44ZM66 118V119H65ZM98 118H100V121L98 120ZM110 120H109V119ZM128 118V119H127ZM130 118V119H129ZM145 118H148V120L146 121ZM159 118V119H157ZM181 118V121L180 119ZM184 118V119H183ZM7 119V120H6ZM25 119V120H24ZM29 121H28V120ZM54 119V120H53ZM58 119H61L58 120ZM64 121H63V120ZM84 119V120H82ZM86 119V120H85ZM90 119V120H89ZM105 119V120H104ZM119 120L118 121H115ZM137 119V120H136ZM141 122H139L138 121ZM164 121H161V120ZM183 119V120H182ZM188 121H187V120ZM198 119V120H197ZM262 119V120H261ZM13 120V121H12ZM18 120V121H16ZM21 120V121H20ZM83 122H82V121ZM94 120V121H92ZM114 120V121H113ZM145 120V121H144ZM190 120V121H189ZM16 121V122H14ZM25 121V122H23ZM34 121V122H33ZM36 121V122H35ZM52 121V122H51ZM63 121V122H62ZM97 121L99 123H97ZM105 121V123H104ZM108 121V122H107ZM110 121V122H109ZM112 121V122H111ZM160 121V122H157ZM179 121V122H177ZM184 121V122H183ZM187 121V122H186ZM196 121V122H195ZM257 121V123L255 122ZM259 121L261 122V124L259 123ZM6 122V123H5ZM10 122V123H9ZM12 122V123H11ZM41 122V123H40ZM48 122H50L48 124ZM60 122V123H59ZM77 122V123H76ZM86 122V123H85ZM89 122V123H88ZM102 122V123H101ZM115 122V123H113ZM123 122V123H122ZM127 122V124L131 127L129 128V126L127 124H125ZM132 122L134 124H132ZM147 124H146V123ZM153 122V123H152ZM163 122V123H162ZM189 122V123H188ZM1 123L3 125H1ZM57 123V124H56ZM59 123V124H58ZM82 123V124H80ZM101 123V124H100ZM118 123V124H117ZM131 123V124H130ZM156 123V124H155ZM161 123V124H160ZM167 123V124H166ZM244 123V124H243ZM259 123V124H258ZM14 124V125H13ZM21 124V125H20ZM26 124V125H25ZM46 124V125H45ZM56 124V125H54ZM76 124V125H75ZM89 124V125H88ZM114 125H119V126H113ZM128 126V127H124ZM143 126H142V125ZM153 128H152V125ZM158 124V125H157ZM163 124V125H162ZM169 126V128L166 126ZM169 124V125H168ZM176 124V126H174ZM179 126H178V125ZM25 125V126H24ZM44 125V126H42ZM80 125V129H77V126L79 128ZM83 125V126H82ZM111 125V126H110ZM122 125V126H121ZM139 126L136 127L135 126ZM148 125V126H147ZM6 126V127H5ZM13 129H10L9 128ZM20 126V127H19ZM23 126V127H22ZM62 126V127H61ZM90 126V127H89ZM94 126V127H93ZM102 126V128H101ZM107 126L109 128H107ZM113 126V127H112ZM141 126V127H140ZM161 128H160V127ZM181 126V128H180ZM230 126V127H229ZM234 126V127H233ZM33 127V128H32ZM41 127V128H40ZM112 127V128H111ZM157 127V128H156ZM159 127V128H158ZM177 127V128H176ZM5 128V130H4ZM18 128V129H16ZM25 128V129H24ZM54 128V129H53ZM68 128V130H67ZM127 130H125V129ZM140 128V129H139ZM149 128V129H148ZM168 128V130H167ZM179 128V129H178ZM183 128V129H182ZM256 128V130H255ZM3 129V130H2ZM20 129V131H19ZM27 129V131H26ZM37 129V130H36ZM43 129V130H42ZM46 129V130H45ZM62 129H63V133H62ZM66 129V130H64ZM75 129V130H74ZM117 129V130H116ZM138 132H137V130ZM147 129V131H146ZM7 130V132H6ZM12 130V132H11ZM31 132H30V131ZM36 130V131H34ZM73 131V133H69L70 131ZM110 133H109V131ZM114 130V131H113ZM116 130V131H115ZM123 130V132H121ZM160 130V131H159ZM173 130V131H172ZM184 130V131H183ZM5 131V132H4ZM42 134H39L41 133ZM46 131V132H45ZM67 131V132H66ZM69 131V132H68ZM78 133H77V132ZM105 131V132H104ZM126 133H125V132ZM132 131V132H131ZM145 133V137L142 132ZM257 133H255V132ZM20 132V133H19ZM24 132V133H22ZM37 132L38 135L40 137L37 136ZM76 132V134H75ZM121 132V133H120ZM135 132V133H134ZM141 132V133H140ZM160 132V133H159ZM162 132V134H161ZM170 132V134H168ZM253 132V133H252ZM259 132V133H258ZM29 133H31L32 135H28ZM45 133V134H44ZM47 133V134H46ZM65 133V134H64ZM69 133V135H68ZM82 133V134H81ZM100 133V134H99ZM102 133V134H101ZM113 133H115V135H113ZM120 133V134H119ZM134 133V134H133ZM137 133V134H136ZM154 133V134H152ZM165 133V134H164ZM173 133V134H172ZM182 133H184L182 135ZM192 133V134H191ZM248 133V134H247ZM255 133V134H254ZM8 134V135H7ZM11 134V135H10ZM16 136H14V135ZM25 135L26 137L29 136L30 138L27 137V141H25L26 139L24 138V136L22 137V135ZM60 134V136H59ZM62 134V135H61ZM64 134V135H63ZM71 134V135H70ZM75 134V137H74ZM86 134V135H85ZM94 134H97L94 136ZM112 134V135H111ZM123 134V135H122ZM133 134V135H132ZM136 134V135H135ZM150 134V135H149ZM161 134V135H160ZM179 135V137L176 135ZM43 135V136H42ZM45 135V136H44ZM68 135V136H67ZM85 135V137H84ZM90 135V136H89ZM106 135V136H105ZM117 135V136H116ZM141 135V136H139ZM197 135V136H196ZM235 135V136H234ZM8 136V138L6 137ZM19 136L21 138H19ZM34 138H31V137ZM66 136V137H64ZM98 136V137H97ZM100 136V137H99ZM109 136V137H108ZM131 136V137H130ZM137 139H136V137ZM142 136H143V140H142ZM156 136V137H155ZM162 136V139H161ZM167 136V137H166ZM175 136V137H174ZM185 136V137H184ZM17 137V138H16ZM43 137V138H42ZM58 137V138H57ZM62 137V138H61ZM82 137V138H81ZM88 137V138H86ZM141 137L140 140H142L140 142L139 138ZM164 137V138H163ZM182 137V138H181ZM6 138V139H5ZM39 138V140H38ZM41 138V139H40ZM52 140H50V139ZM55 138V140H54ZM57 138V139H56ZM85 138V139H84ZM94 138V139H93ZM95 138L98 140H95ZM104 140H101L103 139ZM123 138V140L121 141V139ZM127 138V140L125 139ZM148 138V139H147ZM153 138V139H152ZM169 140H168V139ZM3 139V138H2ZM10 139V140H9ZM22 139V140H21ZM34 139V140H33ZM37 141H36V140ZM76 139V140H75ZM82 141H80V140ZM92 139V140H91ZM119 139V140H118ZM131 139V140H130ZM136 141H135V140ZM157 139V140H156ZM13 140V141H12ZM18 140V141H17ZM32 140V141H31ZM50 140V142H49ZM84 140V142H83ZM86 140V142H85ZM95 140V141H93ZM101 140V141H100ZM113 140H115L113 142ZM135 142L134 144L132 143ZM152 140V141H151ZM163 140V141H161ZM176 140V141H175ZM178 140V141H177ZM191 140V141H190ZM227 140V141H226ZM243 140V141H242ZM3 141V142H2ZM9 143H8V142ZM70 141V142H69ZM146 141V142H145ZM171 141V142H170ZM174 141V142H172ZM182 141V142H181ZM190 141L189 143H191V145L187 142ZM252 141V142H251ZM4 142H7L4 143ZM15 142V143H13ZM21 142V143H18ZM34 142V143H33ZM37 144H36V143ZM40 142V144L38 143ZM44 142V144H43ZM49 142V144H48ZM95 142V143H94ZM97 142V143H96ZM112 143V145H110L109 143ZM131 142V144H129ZM140 142V143H139ZM150 142V143H149ZM165 142V143H164ZM28 143V144H26ZM32 143V144H31ZM46 143V144H45ZM64 143V146L61 145ZM79 143H80V147H79ZM86 143V144H85ZM92 143V145L89 144ZM99 143V144H98ZM116 143V145H115ZM142 143V145H141ZM148 143V145H147ZM154 143V144H153ZM159 143V144H158ZM186 143V144H185ZM189 145H188V144ZM11 144V147H10ZM14 144V145H13ZM43 144V145H42ZM48 144V145H47ZM82 144V145H81ZM97 144V145H95ZM102 144V146H101ZM109 144V145H108ZM128 144V145H127ZM134 146H133V145ZM145 144V145H144ZM177 144V145H176ZM185 144V145H183ZM200 144V145H199ZM209 144V145H208ZM39 145V146H38ZM127 145V146H125ZM136 145V146H135ZM139 147H138V146ZM144 145V146H143ZM157 145V146H155ZM176 145V147H174L173 149L171 148L172 146ZM200 146L199 147H196ZM17 146V147H15ZM42 146V147H41ZM59 146V148L61 147L62 149L59 150V148H57ZM86 146V147H85ZM98 148H97V147ZM102 148H106L108 146V148L105 149H101ZM111 146V148H110ZM116 146V148H115ZM122 146V148H121ZM124 146V147H123ZM169 146V149H168ZM181 148V149H179ZM194 146L196 148H194ZM202 146V148H201ZM2 147V148H1ZM16 149H14V148ZM35 147V148H34ZM65 147V148H64ZM87 147H89L90 149H88ZM92 147V148H91ZM100 147V149H99ZM130 147V148H129ZM141 147V148H140ZM145 147V148H144ZM214 147V148H213ZM24 148V149H23ZM26 148V149H25ZM69 148V150H68ZM79 148V149H78ZM94 148V149H93ZM125 148V149H124ZM133 148V149H132ZM150 148V149H149ZM157 148L160 150L157 151ZM186 148V150H185ZM189 148V149H188ZM192 148V149H191ZM29 149V150H28ZM33 149V150H31ZM41 149V150H40ZM54 149V150H53ZM64 149V150H63ZM82 149V150H81ZM87 149V150H84ZM99 149V150H98ZM108 149V150H107ZM110 149V150H109ZM124 151L122 153V151ZM136 149V150H135ZM172 149V150H171ZM12 151V152H8V151ZM22 150V151H21ZM36 152H35V151ZM71 150V151H70ZM75 150V152H74ZM85 152H84V151ZM97 150L99 151L98 153H100V155L97 152ZM128 150V152H127ZM165 150V151H164ZM188 150V151H187ZM192 150V151H190ZM196 150V151H195ZM202 150V152H201ZM29 151L30 152L29 154ZM38 151V153H37ZM46 151V152H45ZM58 151V152H57ZM62 151V152H61ZM68 151V152H66ZM83 151V152H80ZM94 151V152H92ZM107 151L109 152V154L111 155H107L106 153ZM161 151V152H160ZM190 151V152H189ZM199 151V152H198ZM21 152V153H20ZM28 152V153H27ZM51 152V153H49ZM53 152L55 154H53ZM61 152V153H60ZM64 152V153H63ZM88 152V153H86ZM126 152V153H125ZM177 152H180V155L183 153V156L181 155L182 158H180V155L177 154ZM14 153V156H12ZM23 153V154H22ZM37 153V156H36ZM41 153V157L40 154ZM44 153V154H43ZM56 155L54 158L49 155V154ZM60 153V154H59ZM71 153V154H70ZM74 153V154H73ZM96 153V155H94ZM102 153V154H101ZM131 156H130V154ZM146 153V156H145ZM163 153V154H162ZM198 153V154H197ZM262 153V154H261ZM7 154V155H6ZM27 154V155H26ZM34 154V155H33ZM58 154V155H57ZM69 154V156H68ZM82 154V155H81ZM88 154H89V158H88ZM148 154L151 156H148ZM162 154V155H161ZM176 154V155H175ZM188 154V155H186ZM245 154V155H244ZM46 155V156H45ZM79 155V156H78ZM93 155V156H91ZM103 155V156H102ZM117 155V156H116ZM175 155V156H174ZM186 155V156H185ZM191 155V156H190ZM236 155V156H235ZM260 155H262V157L260 158ZM22 156H24V158H22ZM33 156V157H32ZM66 156V158H64ZM76 156V157H75ZM115 156V158H114ZM119 156V157H118ZM124 156V157H122ZM127 156V157H126ZM178 156V157H177ZM188 156V157H187ZM194 156V157H193ZM196 156V157H195ZM40 157V159L38 160V158ZM48 157V158H46ZM50 157V158H49ZM58 157H60V160L58 161ZM81 157V158H80ZM83 157V158H82ZM102 157V158H101ZM103 157H110V158H106L104 160ZM112 157V158H111ZM144 157V158H143ZM147 157V158H146ZM155 157V158H154ZM157 157V158H156ZM186 157V159H185ZM190 157V158H189ZM236 157V158H235ZM30 158V159H29ZM52 158V159H51ZM65 160H64V159ZM80 160H79V159ZM86 158V162L85 159ZM88 158V159H87ZM94 158V159H93ZM123 158V159H122ZM132 160H131V159ZM137 159V160H134ZM142 158V159H141ZM179 158V160H178ZM189 158V159H188ZM9 159V160H8ZM22 159V160H21ZM56 159V160H54ZM63 159V160H61ZM77 164H75V161ZM82 159V160H81ZM90 159V160H89ZM95 159H100V160H95ZM128 159V160H127ZM147 159V160H146ZM193 159V161L191 160ZM263 159V161H262ZM27 160V161H26ZM33 160H35L36 162H34ZM42 160V161H41ZM51 160V161H50ZM53 160V161H52ZM69 160V161H68ZM72 160V163L71 161ZM103 160V161H102ZM109 162L112 164H107ZM124 161H126L125 163H122ZM130 160V161H129ZM140 160V161H139ZM8 161V162H7ZM38 161V162H37ZM40 161V162H39ZM56 161V162H55ZM67 161V162H66ZM93 161V162H92ZM95 161V162H94ZM117 161V162H116ZM135 161V162H134ZM153 161V162H152ZM155 161V162H154ZM6 162V163H3ZM15 162V164H14ZM25 162H29V163H25ZM32 162V163H31ZM62 162V163H60ZM80 162V163H79ZM86 164H84V163ZM91 164H90V163ZM99 162V163H98ZM115 162V163H114ZM121 162V163H120ZM142 162V164H140ZM150 162V163H149ZM187 162V163H186ZM196 162V163H195ZM8 163V164H7ZM11 163V164H9ZM13 163V164H12ZM24 163V164H23ZM31 163V164H30ZM42 163V164H41ZM45 163V164H44ZM54 163V164H52ZM94 163H97V165H95ZM103 163V164H102ZM106 165H105V164ZM160 163V164H159ZM178 163V164H177ZM195 163V164H194ZM214 163V164H213ZM8 166H7V165ZM19 164V165H18ZM26 164V165H25ZM37 164V165H35ZM56 164V166H55ZM60 164V165H59ZM64 164V165H61ZM67 166H66V165ZM73 164V165H72ZM84 164V165H83ZM102 164V165H101ZM131 165L129 166V168L125 165ZM145 166H141L144 165ZM184 166H183V165ZM188 164V165H187ZM197 164V165H196ZM13 165V166H10ZM22 167H18V166ZM49 165V167H48ZM51 165V166H50ZM93 168V170L91 169V167ZM100 165V166H98ZM104 165V167L102 168V166ZM109 165V166H108ZM137 165V166H135ZM181 165V167H179ZM188 167H187V166ZM193 165V166H192ZM214 165V166H212ZM218 165V166H217ZM262 165V166H261ZM7 166V168H6ZM27 169H26V167ZM39 166V167H38ZM43 166V168H42ZM48 168H46V167ZM74 166V167H73ZM78 166V168H76ZM83 166V167H82ZM96 166H98L96 168ZM107 166V167H105ZM113 168H112V167ZM118 166V167H117ZM121 166V167H120ZM147 166V167H146ZM155 166V167H154ZM190 166V167H189ZM29 167V168H28ZM33 168L31 171L30 168ZM41 167V168H40ZM58 167V168H57ZM60 167V168H59ZM72 167V168H70ZM116 167V168H115ZM126 167V168H124ZM139 167V168H138ZM146 169H144V168ZM150 167V168H149ZM153 167V168H152ZM183 167V168H182ZM5 168V169H4ZM37 168V169H36ZM55 168V169H54ZM68 168V170H67ZM75 168V169H74ZM101 168V169H100ZM105 168V169H104ZM111 168V169H110ZM143 168V169H142ZM260 168V169H259ZM4 169V170H2ZM26 169V170H25ZM44 169V170H43ZM50 169V170H49ZM64 169V170H63ZM72 171H71V170ZM87 169V170H86ZM91 169V170H90ZM97 169V171H96ZM104 169V170H103ZM108 169V170H107ZM115 169V170H114ZM138 169V170H137ZM153 169V170H152ZM158 169V171H157ZM194 171L192 173V170ZM259 169V170H258ZM20 172H18V171ZM41 170V171H40ZM59 172H57V171ZM77 170V171H76ZM85 170V171H84ZM99 170V171H98ZM101 170V171H100ZM135 172H134V171ZM137 170V171H136ZM152 170V172H151ZM234 170V171H233ZM8 171V172H7ZM29 171V172H28ZM34 171V172H33ZM44 171V172H43ZM46 171V173H45ZM50 173H49V172ZM106 171V172H105ZM116 173H115V172ZM147 171V172H146ZM175 171V172H174ZM182 171V172H181ZM3 172V174H1ZM14 172V173H13ZM26 172V173H25ZM36 172L38 174H36ZM41 172V173H40ZM43 172V173H42ZM84 172V173H83ZM87 172V173H86ZM96 172V173H95ZM99 172V173H98ZM103 172V173H102ZM105 172V173H104ZM119 172V174H118ZM134 174H133V173ZM140 174H139V173ZM149 172V173H148ZM151 172V173H150ZM156 172V173H155ZM173 172V173H172ZM200 172V173H199ZM12 173V174H11ZM31 173V174H30ZM57 173L59 176H57ZM92 173V174H91ZM95 173V174H94ZM107 173V174H106ZM111 173V175H109ZM133 174V176L135 175L136 177L134 178L133 176H131V174ZM138 173V174H137ZM176 175H175V174ZM5 174V175H4ZM16 174V175H15ZM27 174V175H26ZM34 174V175H33ZM46 176H45V175ZM52 174V175H50ZM89 174V175H88ZM102 174V175H100ZM106 174V176H105ZM127 174V175H126ZM182 174V175H181ZM185 174V175H184ZM248 174V175H247ZM260 174V175H259ZM15 175V176H14ZM38 175V176H37ZM42 175V177L40 176ZM76 175V176H75ZM92 175V176H91ZM126 175V176H125ZM139 175V176H138ZM171 175V176H170ZM188 177H185V176ZM4 176V177H3ZM26 176V177H25ZM28 176V178H27ZM37 176V177H36ZM51 176V177H50ZM53 176V177H52ZM76 179H75V177ZM97 176V177H96ZM111 176V177H110ZM116 176V178H115ZM124 176V177H123ZM131 176V177H130ZM170 176V177H168ZM175 176V177H174ZM178 176V177H177ZM181 176V178L179 177ZM219 176V177H218ZM246 176V177H245ZM13 177V178H12ZM27 179H25V178ZM41 177V178H40ZM52 178V179H48V178ZM56 177V178H55ZM74 177V178H73ZM88 177L90 179H88ZM100 177V180H99ZM103 177V178H102ZM113 177V178H112ZM128 177V178H126ZM165 177V178H164ZM177 177V178H176ZM253 177V178H252ZM4 178V179H3ZM7 178V179H6ZM17 178V179H16ZM45 178V181H44ZM93 178V180H92ZM104 180H102V179ZM107 180H106V179ZM112 178V179H111ZM115 178V179H114ZM133 180V184H132V180ZM139 178V180H138ZM174 178V180H173ZM179 178V180H178ZM197 178V179H196ZM248 178V179H247ZM2 179V180H1ZM6 179V181H5ZM9 179V180H8ZM12 179V180H11ZM16 179V180H15ZM39 179V180H38ZM83 179V180H81ZM109 179H111V182L109 184ZM136 179V180H135ZM176 179V180H175ZM209 179V180H208ZM4 180V181H3ZM14 180V181H13ZM30 180V181H29ZM34 180V181H33ZM43 180V181H42ZM75 182V183H73ZM109 180V181H108ZM113 180V181H112ZM122 180V181H121ZM135 180V181H134ZM153 180V181H152ZM173 180V181H172ZM190 180V181H189ZM196 180V181H195ZM198 180V181H197ZM2 181V182H1ZM70 181V182H69ZM88 181V182H86ZM90 181V182H89ZM94 181V182H93ZM96 181V182H95ZM98 181V182H97ZM100 181V182H99ZM102 181V182H101ZM117 181V182H116ZM120 181V183H119ZM137 181V182H136ZM152 181V182H151ZM181 181L182 184L179 182ZM194 181L197 182L195 184H199L198 186L195 185L192 182ZM205 181V182H204ZM257 181V182H256ZM5 182V184L3 183ZM12 182V183H11ZM25 182V183H24ZM68 182V183H67ZM71 182L73 185H71ZM80 182V184H79ZM83 182V183H82ZM122 182V183H121ZM171 182V183H170ZM188 182V183H186ZM191 185L188 186L190 183ZM201 185H200V183ZM208 182V184H207ZM261 182L262 186H261ZM7 183V185H6ZM29 183V185H28ZM32 183V184H31ZM46 183V184H45ZM86 183V184H84ZM88 183V184H87ZM101 183V184H100ZM103 183V185H102ZM119 183V184H118ZM127 186H125V184ZM129 183V184H128ZM137 183V184H136ZM145 183V184H144ZM150 185H149V184ZM154 185H153V184ZM158 183V184H157ZM169 183V184H168ZM229 183V184H228ZM247 183V184H246ZM254 183V184H253ZM24 184V185H23ZM26 184V185H25ZM45 184V185H44ZM75 184V186H74ZM79 184V185H76ZM84 184V185H83ZM109 184V185H108ZM112 184V185H111ZM118 184V186H117ZM135 184V185H134ZM141 184V185H140ZM207 184V185H206ZM249 184V185H248ZM253 184V188L251 187V185ZM32 185V186H30ZM39 188H38V186ZM53 185V186H52ZM59 185H62L61 188ZM68 185L70 186L68 188ZM102 185V186H100ZM120 185H122L123 187H126V189H124L122 186L120 188ZM129 185V187H128ZM144 185V187L142 186ZM148 185V186H147ZM195 185V186H193ZM204 185V186H203ZM214 187H213V186ZM240 185V186H239ZM247 185V186H246ZM260 185V186H259ZM15 186V187H14ZM27 186V187H26ZM43 186V189H42ZM87 186V187H86ZM111 186V188H110ZM113 186V187H112ZM116 186V187H115ZM218 186V187H217ZM221 186V187H220ZM234 186V187H233ZM239 186L240 189H237ZM246 186V187H245ZM2 187V188H1ZM21 187V188H20ZM35 187V188H34ZM37 187V188H36ZM47 187V188H46ZM52 187L54 190H52ZM63 187H67L65 189H63ZM75 187V188H74ZM81 189H78V188ZM92 187V189H91ZM103 189H102V188ZM141 187V188H138ZM186 187V188H184ZM198 187V188H196ZM203 187V189H202ZM204 187L207 189H204ZM210 187V188H208ZM217 187V188H215ZM251 187V188H250ZM8 188V189H7ZM19 188V189H18ZM24 188V189H23ZM29 188V189H28ZM31 188V190H30ZM34 188V189H33ZM74 188V189H73ZM77 188V189H76ZM98 188V189H97ZM105 188V189H104ZM129 188V189H128ZM136 188V190H134ZM143 188V189H142ZM146 188V189H145ZM153 188V189H152ZM158 188V191H156V189ZM192 188V190H191ZM201 188V190H200ZM214 188V189H213ZM15 189L16 192H18V194H15L16 192L13 191ZM42 189V190H41ZM59 192H56V190ZM59 189V190H58ZM64 191H63V190ZM73 189V190H71ZM106 189L107 191V195L106 194ZM118 189V190H116ZM132 192H131V190ZM185 189V190H184ZM187 189V190H186ZM226 189V190H225ZM252 189V192H251ZM10 190V191H9ZM24 190V191H23ZM45 190V191H44ZM49 190V191H48ZM60 190L62 191L60 192ZM104 190V192H103ZM114 190V191H113ZM122 190V191H121ZM125 190V192H124ZM143 190V191H141ZM197 193L195 194L194 192ZM199 190V191H198ZM206 190V191H205ZM217 190V191H216ZM239 190L238 194L237 191ZM256 190V191H255ZM260 192H259V191ZM11 191H13L12 193H10ZM66 191V192H65ZM97 191V192H96ZM99 191H102L100 193H98ZM128 191V192H127ZM136 191V193H135ZM192 194H191V192ZM209 194H208V192ZM215 191V192H214ZM5 192V193H4ZM48 194H47V193ZM84 192V193H83ZM88 192V193H86ZM96 192V194H95ZM111 192V195H110ZM113 192V194H112ZM118 192V194H117ZM122 192V193H121ZM131 192V193H130ZM155 192V195H154ZM182 192H187L186 194L182 193ZM204 192V193H203ZM213 192V193H212ZM223 192V193H222ZM226 192V193H224ZM236 192V193H235ZM251 192V193H250ZM257 192L259 194V196L262 195V197H259L258 199H262L261 203L260 201H258V199L254 197V193ZM262 192V193H261ZM21 193V194H20ZM40 193V194H39ZM44 193V198L41 196ZM56 193V194H54ZM58 193V194H57ZM61 193V194H60ZM73 193V195H72ZM80 193H83V195H81ZM94 193V194H93ZM124 193H128L127 195ZM158 193V194H157ZM182 193V194H181ZM194 193V194H193ZM215 193V194H214ZM232 193V194H231ZM235 193V194H234ZM245 194L242 197V194ZM8 194V195H6ZM10 194V196H9ZM20 194V195H19ZM46 194V196H45ZM50 194V195H49ZM60 194V195H59ZM90 194V195H89ZM98 194V195H97ZM104 196V200L102 195ZM115 194V195H114ZM121 194V195H120ZM137 194V195H136ZM152 194V195H151ZM202 197H201V195ZM208 194V195H207ZM212 194V196H211ZM223 194V195H222ZM226 194V195H225ZM234 194V195H233ZM253 195L252 199L250 197V195ZM258 194H255L258 197ZM18 195V200H16L17 198L15 196ZM58 195V196H57ZM90 197H89V196ZM97 195V196H95ZM118 195V196H117ZM175 195L174 199L172 198ZM179 195V197H178ZM181 195V196H180ZM190 195V196H189ZM194 197H193V196ZM200 195V196H199ZM215 195H217L218 197H214ZM229 195V196H228ZM232 195V196H230ZM249 198H247L246 197ZM12 196V197H11ZM25 198L26 196V200L22 198V200L20 199V197ZM80 196V197H79ZM82 196V197H81ZM96 198H95V197ZM143 196V197H142ZM145 196V197H144ZM153 196V197H152ZM183 196V199H182ZM186 196V197H185ZM189 196V199L191 197V199L189 200L187 197ZM196 196V197H195ZM207 198H209V200H205ZM3 197V198H2ZM40 197L39 199L36 198ZM109 197V198H108ZM118 197V198H117ZM122 197V198H121ZM127 197L128 200L125 198ZM137 197V198H136ZM166 198V201H164V199ZM169 197V199H168ZM204 197V198H203ZM214 197L216 200H214ZM225 197V198H223ZM227 197V198H226ZM239 197L241 199H239ZM10 198V199H9ZM16 198V199H15ZM42 198V199H41ZM65 198V199H64ZM82 198V200H81ZM85 198V199H84ZM111 198V199H110ZM142 200H141V199ZM162 201H160L159 199ZM179 198H181L179 200ZM187 198V199H186ZM201 200H200V199ZM239 201H238V199ZM254 198V199H253ZM13 200V202L16 200V202L18 204H16V202H11ZM62 199V200H61ZM64 199V200H63ZM80 199V200H79ZM88 199V201H87ZM95 199V200H93ZM100 199L101 203H100ZM113 199V200H112ZM139 199V200H138ZM146 199V200H145ZM149 199V200H147ZM158 199V200H157ZM176 202H174L173 200ZM193 199V202H192ZM198 199V201H197ZM211 199V200H210ZM221 199V200H219ZM248 199V200H246ZM5 200V201H4ZM60 200V202H59ZM92 200V201H91ZM137 200V202H135ZM152 200H157L156 201H152ZM168 200V201H167ZM173 204H172V202ZM183 202H182V201ZM196 200V201H195ZM205 202L207 203H204ZM234 200V201H233ZM241 200V201H240ZM246 200V201H245ZM251 200V201H249ZM258 202H255V201ZM3 201V202H2ZM24 201V202H23ZM35 201V204H34ZM64 201L62 204L61 202ZM66 201V202H65ZM82 201V202H81ZM98 201V202H96ZM127 201V202H126ZM146 201H149L146 202ZM186 201V202H185ZM189 201V202H188ZM202 201L204 206L203 207H199L202 206L203 204H201ZM216 201V204H215ZM223 203H222V202ZM225 201V203H224ZM229 201V202H228ZM236 201V202H235ZM4 202H9L8 203H4ZM23 202V203H22ZM33 202V204H32ZM40 202V203H39ZM57 202V203H56ZM80 202V203H79ZM84 202H87L89 204V206L87 205V203L85 204ZM96 202V203H95ZM115 202V203H114ZM125 202V203H124ZM133 202V203H131ZM142 202V204H141ZM143 202L144 205L143 206ZM152 202V203H150ZM162 202V203H161ZM165 202V203H164ZM179 202V204H177ZM191 202V203H190ZM228 202V203H227ZM249 202H252L251 204ZM31 203V204H30ZM56 203V204H53ZM60 203V204H59ZM85 204L84 208L83 205L81 204ZM98 203V204H97ZM124 203V204H123ZM141 205H140V204ZM158 203V204H157ZM164 203V204H163ZM197 203V204H196ZM210 203V204H209ZM211 203H214L211 205ZM218 203V204H217ZM240 203V204H239ZM245 203V205H244ZM255 203V204H254ZM6 204V205H5ZM39 204V205H38ZM59 204V205H58ZM62 204V205H61ZM96 204V205H95ZM139 204V205H138ZM150 204V207L149 205ZM152 204V205H151ZM161 204V205H160ZM167 204V205H166ZM169 204V205H168ZM184 204V205H183ZM209 204V205H208ZM222 204V205H221ZM234 204V206H233ZM237 204V205H235ZM260 204V205H259ZM4 205V206H3ZM20 205V206H19ZM48 205V206H47ZM49 205L52 209L49 208ZM52 205V206H51ZM58 205V207H57ZM81 205V206H80ZM93 205V206H92ZM102 205V206H101ZM106 207H105V206ZM125 205V206H124ZM131 205V206H130ZM156 207H154V206ZM166 205V206H165ZM182 205V206H181ZM187 205V206H186ZM190 205V206H189ZM196 205V206H195ZM216 205V206H215ZM243 205V207H242ZM251 205V206H250ZM253 205L255 207H253ZM257 205V206H256ZM80 206V208H79ZM88 206V208L86 209V207ZM99 206V207H98ZM113 206V207H112ZM117 206V207H116ZM121 206V207H119ZM137 206V207H136ZM152 206V207H151ZM186 206V207H185ZM194 206V207H193ZM208 206V209H214L216 207V210H211L209 211L206 207ZM240 206V207H239ZM46 207V210L44 208ZM50 210H48V208ZM70 207V208H69ZM78 207V208H77ZM94 207V208H93ZM97 207V208H96ZM115 207V208H114ZM119 207V208H118ZM123 207V208H122ZM136 207V208H135ZM143 207V208H142ZM145 207V208H144ZM149 207V208H148ZM161 207V209L159 208ZM163 207V210H162ZM167 210H165L164 209ZM178 207V210H176ZM184 207V209H183ZM210 207V208H209ZM214 207V208H213ZM229 207V208H227ZM8 208V209H7ZM43 208V209H42ZM96 208V209H95ZM106 208V209H105ZM118 208V209H117ZM122 208V209H121ZM152 208V209H151ZM182 208V210L180 209ZM190 208V209H189ZM198 208V209H196ZM248 209L247 213L245 211V209ZM249 208H251L249 210ZM256 208V209H255ZM258 208V209H257ZM10 209V210H9ZM23 209V210H22ZM41 209V210H40ZM80 210L78 212V210ZM111 209V210H110ZM144 209V210H143ZM151 211H150V210ZM157 209H159V213L157 212ZM171 209V210H170ZM205 209V210H204ZM229 209H233L229 210ZM235 209V211H234ZM239 209V210H238ZM243 209H244V214H243ZM254 209V210H253ZM6 210V211H5ZM13 210V211H12ZM15 210V211H14ZM18 210V211H17ZM21 210V212H20ZM77 210V211H76ZM89 210V211H88ZM98 210V212H97ZM109 210V212H108ZM119 210V212H118ZM127 212H125V211ZM155 210V211H154ZM162 210V211H161ZM170 210V211H169ZM175 210V211H174ZM194 210V211H193ZM257 210V211H256ZM259 210V212H258ZM5 211V213H4ZM33 211V212H32ZM41 211V213H40ZM55 211V212H54ZM71 211V213H69ZM75 211V212H74ZM86 211V212H85ZM108 213H106V212ZM115 211V212H114ZM124 211V213H123ZM143 211V212H142ZM179 211L181 213H179ZM185 211H187V216L191 217H187L186 214L184 213ZM205 211H207L205 213ZM220 211V213H218ZM251 211V212H250ZM253 211V213H252ZM256 211V213H255ZM7 212V213H6ZM11 214H9V213ZM47 212V213H45ZM65 212V213H62ZM67 212V213H66ZM78 212V214H77ZM88 212V213H87ZM94 212V213H93ZM96 212L98 214H96ZM142 212V213H140ZM148 212V213H147ZM151 212V213H150ZM154 212V213H153ZM157 212V214H156ZM164 212V213H163ZM201 212V213H200ZM210 212V213H209ZM222 212V213H221ZM224 212V213H223ZM229 212V214H228ZM242 212V213H241ZM263 212V213H262ZM2 213V214H1ZM19 213V214H18ZM23 213V214H22ZM38 213V214H37ZM54 213V214H53ZM75 213V214H74ZM91 215L95 216V217H91ZM102 215H101V214ZM106 213V214H105ZM115 213V214H114ZM145 213V214H144ZM215 213V215L213 214ZM220 216V217H218ZM255 213V214H254ZM258 213V215H257ZM53 214V215H51ZM56 214V215H55ZM58 214V215H57ZM64 214V216H63ZM68 214V215H67ZM82 214V215H81ZM104 214V215H103ZM110 214V215H109ZM118 216H117V215ZM141 214L143 216H141ZM179 214V215H178ZM214 217H213V215ZM224 214L225 218H224ZM228 214V215H227ZM246 216H243L245 215ZM249 214V215H248ZM251 214H253L251 216ZM17 215V216H16ZM30 217H29V216ZM37 215V216H36ZM80 215V217H79ZM109 215V216H108ZM115 215V216H114ZM121 215V216H120ZM129 215V216H128ZM152 215V216H151ZM160 215V216H159ZM164 215V216H163ZM181 215V216H180ZM183 215V216H182ZM193 215H196L193 216ZM201 215V216H200ZM204 215V216H202ZM205 215L208 216L207 219H205ZM212 215V216H210ZM223 215V216H222ZM263 215V216H262ZM26 216V218H25ZM41 218H40V217ZM51 216V217H50ZM58 216V217H57ZM75 218H72V217ZM78 216V223L76 217ZM86 216V217H84ZM100 219V222L99 219ZM149 216V217H148ZM155 216V217H153ZM158 217H164L167 219H163V217L160 218L158 220ZM170 216V217H169ZM177 216V217H176ZM180 216V218H179ZM199 216V217H198ZM228 216V218H227ZM235 216V217H232ZM262 216V217H261ZM53 217H55L53 219ZM57 217V218H56ZM91 217V218H90ZM109 217V218H108ZM117 217V219H116ZM122 217V218H121ZM126 217H131L126 218ZM143 217V218H142ZM203 217V219L201 218ZM212 217V218H211ZM249 217V218H248ZM256 217V218H255ZM6 218V219H5ZM25 218V219H24ZM35 218V219H34ZM48 218V219H47ZM51 218V219H50ZM86 218V219H85ZM95 218V219H94ZM134 218V219H133ZM138 218V219H137ZM139 218H142L141 220ZM155 218H157L154 222L152 223L153 220ZM177 218V220H176ZM186 218V219H185ZM189 218V219H187ZM194 218V219H193ZM196 218V219H195ZM236 218V219H235ZM239 218V219H238ZM244 218V219H243ZM252 222H251V219ZM259 218V220H258ZM263 218V219H261ZM8 219V220H7ZM19 219V220H18ZM29 219V220H28ZM67 219L69 221H71L69 223V221H67ZM85 221H82L84 220ZM91 219H94L96 222H94V220L90 221ZM103 219V220H102ZM133 219V221H132ZM136 219V220H135ZM147 219V220H145ZM172 219L171 221H173V223L169 220ZM211 219V220H210ZM219 219V220H218ZM225 219V220H224ZM241 219V220H240ZM250 219V221L248 220ZM261 219V220H260ZM67 222H66V221ZM88 220V222L86 221ZM106 220H107V224H106ZM117 220V221H116ZM152 222H151V221ZM187 220V221H186ZM190 220V221H189ZM203 220V221H202ZM210 220V221H208ZM222 220V222L220 223V221ZM230 220V222H229ZM233 220V221H232ZM237 220V222L235 221ZM244 220V221H242ZM11 221V222H10ZM14 221V222H13ZM42 221V222H41ZM48 221V223L46 222ZM62 221L61 224H59ZM65 221V223L63 224V222ZM74 221V223H73ZM109 221V222H108ZM119 221V223H117ZM125 221V222H123ZM147 221V222H146ZM164 221V222H163ZM183 221V222H182ZM189 221V222H188ZM194 223H193V222ZM198 221V222H196ZM201 221V224H200ZM208 221V222H206ZM239 221V222H238ZM241 221V222H240ZM245 221H248L249 223H245ZM258 221V222H257ZM263 221V222H262ZM2 222V223H1ZM50 222V223H49ZM53 222V223H52ZM84 222V223H83ZM91 222V223H90ZM105 222V223H104ZM113 222V223H112ZM131 222V223H129ZM139 223L136 224V223ZM143 222V223H142ZM146 222V223H145ZM178 222V224H177ZM182 222V223H180ZM227 222V223H226ZM254 222V223H253ZM13 223V224H12ZM15 223V224H14ZM41 223V224H39ZM44 223V225H43ZM70 225H69V224ZM115 223V224H114ZM132 223H135V225L132 226ZM152 223V224H150ZM157 223V224H156ZM165 223V224H164ZM172 223V224H171ZM176 223V224H175ZM189 223V224H188ZM211 224L210 225H207ZM215 223V224H214ZM224 223V224H223ZM230 224L229 226L227 224ZM245 223V224H243ZM263 223V224H262ZM5 224H7L5 226ZM19 224V225H18ZM34 224V225H33ZM47 224V225H46ZM63 224V225H62ZM69 225L66 226V225ZM77 224V225H76ZM85 225V227L83 225ZM100 224V225H98ZM110 224V225H109ZM117 224V225H116ZM122 224V225H121ZM141 224V225H140ZM144 224V225H143ZM169 224L172 225L173 227H175V229L172 226H167ZM183 224V225H182ZM191 224V225H190ZM199 224V225H198ZM206 224V225H205ZM214 224V225H212ZM221 224V225H220ZM226 224V225H225ZM243 225L240 226V225ZM248 224V225H247ZM250 224H255L257 226L251 225L249 227ZM3 225V226H2ZM18 225V226H17ZM39 225V227H38ZM59 225V228L58 226ZM79 225V226H78ZM82 225V227H81ZM96 225V228L95 226ZM108 225V226H107ZM116 225V226H115ZM146 225V226H145ZM194 225V226H192ZM198 225V227H197ZM226 226V229L224 231V228ZM231 225H233V227H236V230L232 227H230ZM235 225V226H234ZM262 225V226H261ZM8 226V227H7ZM48 226V227H47ZM50 226V227H49ZM57 226V227H56ZM88 229H87V227ZM101 226V227H100ZM104 226V227H103ZM115 226V227H114ZM120 226V227H119ZM139 226V227H137ZM167 226V227H166ZM180 226V227H179ZM190 226V227H188ZM206 226V228H205ZM221 228H220V227ZM224 226V227H223ZM240 226V230L242 227V230L244 231H240L239 227ZM35 227H38L37 229ZM67 227V228H66ZM74 227V228H73ZM78 227V228H77ZM92 227V228H91ZM109 227V228H108ZM122 227V228H121ZM135 227H137L135 229ZM144 227V228H143ZM199 227H202L199 229ZM229 227V229H228ZM246 227V228H245ZM256 227V228H255ZM31 228V229H30ZM70 228V229H68ZM85 228V229H84ZM94 228V229H93ZM112 228V229H110ZM134 228V229H133ZM141 228V229H140ZM143 228V229H142ZM165 228V229H164ZM170 228V229H169ZM172 228V229H171ZM194 228H198L196 229V231L194 230ZM204 229H208V230H203ZM212 228V229H211ZM220 228V229H219ZM238 228V229H237ZM244 228V229H243ZM259 228V230H258ZM263 228V229H262ZM6 229V230H5ZM28 229V230H27ZM52 229L54 231H52ZM56 229V232H55ZM76 229V231H75ZM84 229V230H83ZM87 229V230H86ZM92 229V230H91ZM96 229V230H95ZM138 229V230H137ZM217 231H215V230ZM223 230L224 232L222 233ZM253 229H257V230H253ZM37 230V231H36ZM42 230V231H40ZM45 232H44V231ZM47 230V231H46ZM50 230V231H49ZM60 230V231H58ZM67 230V231H66ZM80 230H83L82 232ZM111 232H110V231ZM145 230V232H144ZM147 230V231H146ZM151 230V232H149ZM153 230V232H152ZM169 230V232H168ZM171 230V231H170ZM175 230L177 232V234L175 233ZM180 230V231H179ZM189 230V232H188ZM193 230V231H192ZM203 230V231H202ZM211 230V232H210ZM235 232H239V233H234ZM253 230V231H252ZM7 231V232H6ZM9 231V232H8ZM14 233H12V232ZM18 231V232H17ZM33 231V232H32ZM36 231V232H34ZM64 231L65 233H62ZM86 231V232H84ZM88 231V232H87ZM94 233H93V232ZM101 231H104L101 233ZM108 231V232H106ZM135 231V233H134ZM157 231V232H156ZM160 231V232H159ZM202 231V233L200 232ZM232 231V232H229ZM247 231H250L249 233H246ZM255 231V232H254ZM261 232L260 234L257 232ZM16 232V233H15ZM41 232V233H40ZM43 232V233H42ZM51 232V233H50ZM56 235H54L53 233ZM58 232V234H57ZM61 232V233H60ZM67 232V233H66ZM92 232V234H91ZM126 236H130L131 234V238L129 237V241L128 242V238H126ZM128 232H130V234H128ZM142 232V236L140 233ZM162 232V234H161ZM171 232V233H170ZM173 232V233H172ZM183 232V234H190L189 237L187 238L186 235L183 236V234L181 233ZM185 232V233H184ZM192 232H196L195 234ZM201 237H199L198 235ZM207 232V233H206ZM219 232H221L219 235H217ZM245 232V233H244ZM252 232H254L253 234H251ZM28 235H27V234ZM32 233V235H31ZM71 233V234H70ZM79 233V234H78ZM87 233V235H86ZM88 233H90V235H88ZM117 233V235L115 234ZM123 233V234H122ZM138 233V234H137ZM144 233V234H143ZM156 233H158L157 235H155ZM160 233V234H159ZM206 233V234H205ZM217 233V234H216ZM257 233V235H256ZM51 234V235H50ZM83 234V237H82ZM103 234V235H102ZM153 236H152V235ZM175 234V235H174ZM194 234V235H192ZM205 234V235H204ZM215 234V235H214ZM223 234V235H222ZM229 234V235H227ZM235 234V235H234ZM238 234V235H236ZM248 234L250 237H248ZM7 235V236H6ZM15 235V237L13 238V236ZM50 239H48L49 237ZM63 235V236H62ZM160 235V236H159ZM162 235V237H161ZM178 235V236H177ZM180 235V236H179ZM204 235V236H203ZM210 235V236H209ZM252 235V236H251ZM27 236V237H26ZM60 236V237H59ZM67 236V237H66ZM71 236V237H69ZM89 236V237H88ZM101 238H100V237ZM110 236V237H109ZM116 236V237H114ZM133 236V237H132ZM148 236V237H147ZM151 236V237H150ZM169 236V237H168ZM174 236V237H173ZM183 236V237H182ZM196 236V238H195ZM206 236V237H205ZM212 236V237H211ZM222 236V237H221ZM242 236V237H241ZM255 236V238L253 237ZM257 236V237H256ZM33 237V238H32ZM39 237V238H38ZM44 237V238H43ZM48 237V238H47ZM52 237V238H51ZM80 239H79V238ZM82 237V238H81ZM87 237V238H86ZM92 237H93V241H92ZM97 237L99 239H97ZM107 237V238H106ZM113 237V238H112ZM125 241H122V239ZM138 237V238H136ZM148 239H146V238ZM158 237V238H157ZM172 237V238H171ZM179 237V238H178ZM186 237V238H184ZM193 239H192V238ZM226 237V238H224ZM230 237V239L228 238ZM246 237V238H245ZM5 238V239H4ZM9 238V239H8ZM11 238V239H10ZM43 238V239H42ZM57 238V239H56ZM63 240L62 243H60L61 239ZM65 238V239H63ZM104 238V240L108 241H103L102 239ZM143 238V239H142ZM175 238L174 240L171 241V239ZM182 241H180L181 239ZM191 238V239H190ZM202 241H201V239ZM211 238V239H210ZM221 238V239H219ZM224 238V239H222ZM244 242H243V240ZM42 239V241L40 240ZM52 239V240H51ZM77 239V240H76ZM83 239V240H81ZM90 239V240H89ZM118 239V241H117ZM133 239V240H132ZM137 239V240H136ZM139 239V240H138ZM140 239L142 241H140ZM169 239V240H167ZM180 239V240H179ZM186 240V246L191 244L190 247H192L191 249L189 248V246H187V248L185 247V241ZM190 239V240H189ZM204 239V240H203ZM207 239V240H206ZM214 239V240H213ZM229 239V240H228ZM252 239V240H251ZM253 239L256 241H253ZM3 240V243H1ZM12 240V241H9ZM17 241V242H14ZM30 240V241H29ZM40 240V242H39ZM45 240V241H44ZM65 240V241H64ZM80 240V241H79ZM89 240V243L87 242ZM102 240V241H101ZM111 240V242L109 241ZM146 240V241H145ZM156 240V241H155ZM165 240V241H163ZM190 242H189V241ZM216 240V241H215ZM223 240V241H222ZM225 240V242H224ZM23 241V243H22ZM53 241V242H51ZM58 243V245L55 243ZM67 241V242H66ZM84 241V242H82ZM86 241V242H85ZM91 241V242H90ZM98 241V242H97ZM121 241V242H120ZM133 241V242H132ZM148 241V242H147ZM169 241V244H168ZM212 241V242H211ZM215 241V242H214ZM221 241V242H220ZM228 241V242H227ZM9 244H7V243ZM11 242V243H10ZM25 242V243H24ZM105 244H104V243ZM131 242V243H130ZM138 242V243H136ZM143 242V243H142ZM158 242V243H157ZM161 242V243H160ZM182 242V243H181ZM220 242V243H219ZM223 242V243H222ZM230 242V243H229ZM246 242V243H245ZM17 243V246H16ZM39 243V244H38ZM42 243V244H41ZM48 243V245H47ZM52 243V244H51ZM66 243V244H65ZM68 243V244H67ZM85 243V245H84ZM88 243V244H87ZM103 243V244H102ZM109 243V244H108ZM122 243V244H121ZM130 243V244H128ZM137 245H136V244ZM150 243V244H149ZM166 243V245L164 244ZM175 245H174V244ZM177 243V244H176ZM197 245H196V244ZM208 245H207V244ZM219 243V245L217 244ZM224 243H226L224 245ZM229 243V244H228ZM250 243V244H249ZM7 246H6V245ZM23 244V245H22ZM64 244V245H63ZM74 247H73V245ZM77 244V245H76ZM82 246H81V245ZM97 244V245H96ZM120 244V245H119ZM142 246H141V245ZM145 244V245H144ZM161 244V246H160ZM172 244V245H171ZM194 244V246L192 245ZM217 244V245H216ZM228 244V245H227ZM232 244V245H231ZM237 247H235L234 245ZM12 245V246H11ZM26 245V246H25ZM84 245V246H83ZM90 248L88 249L87 246ZM106 245V247H105ZM128 245V246H127ZM148 245V246H146ZM155 245V248L152 247ZM167 248H165L164 246ZM170 245V246H168ZM180 245V247H179ZM204 245V246H203ZM208 247H207V246ZM212 245V246H211ZM217 247H216V246ZM223 245V246H222ZM243 245V246H242ZM249 245V246H247ZM256 245V247L254 246ZM258 245V246H257ZM21 246V247H20ZM36 246V247H35ZM47 246V247H46ZM56 246V247H55ZM62 246V247H61ZM64 246V247H63ZM99 246V247H98ZM104 246V247H103ZM117 246V247H116ZM133 246V247H131ZM136 246H139L136 247ZM160 246V248H159ZM177 246V247H176ZM240 248H239V247ZM253 246V248H252ZM13 247V249H12ZM21 249H20V248ZM29 247V248H28ZM35 247V249H33ZM58 247V249H57ZM71 247V248H70ZM83 247V248H81ZM165 249H163V248ZM199 247V248H198ZM214 247V248H213ZM216 247V248H215ZM234 247V248H233ZM244 247V248H242ZM246 247L248 249V251L246 250ZM256 249H255V248ZM9 248L11 250H9ZM17 248V249H16ZM19 248V249H18ZM39 248V249H38ZM53 248V249H52ZM63 248V249H62ZM95 248V249H94ZM99 248V249H98ZM102 248V250H101ZM107 250H106V249ZM109 248V249H108ZM133 248V250H132ZM138 248V249H137ZM158 248H159V252H158ZM178 248V249H177ZM181 248V249H180ZM186 248V249H185ZM189 248V249H188ZM195 248V249H194ZM204 248H206L207 250L209 248H213V250L209 249L207 251L208 254H205L206 251L204 252ZM231 248V249H230ZM259 248V249H258ZM263 250H262V249ZM26 249V250H25ZM41 249V250H40ZM48 249V250H47ZM66 249V250H65ZM83 249V250H82ZM87 249V250H86ZM127 249V250H126ZM131 249V251H130ZM140 249V250H139ZM149 249V250H148ZM152 249V250H151ZM157 249V250H156ZM171 249V250H170ZM198 251H194V250ZM202 249V251H201ZM223 249V250H221ZM230 249V250H229ZM236 249V250H234ZM239 249V250H238ZM252 249V250H251ZM254 249V250H253ZM25 250V251H24ZM34 250V251H31ZM36 250V251H35ZM38 250V251H37ZM42 252V254L39 252ZM75 250V251H74ZM97 250V251H96ZM112 252H111V251ZM119 250V251H118ZM156 250V251H155ZM164 250V251H163ZM167 250V251H165ZM177 250V251H176ZM181 250V251H180ZM182 250H186L182 251ZM193 250L196 254L198 253V257H196L195 254L192 253ZM246 250V251H245ZM256 250V251H255ZM258 250V251H257ZM8 251V253H7ZM19 251V252H18ZM89 251V252H88ZM133 251V252H132ZM151 251V252H150ZM162 251V253L160 252ZM170 251H176L178 254L171 252V254H164V252H169ZM200 251V252H199ZM212 251V253H211ZM215 251V252H214ZM222 251V253L220 252ZM241 253H239V252ZM245 251V253H243ZM250 251V252H249ZM5 252V253H4ZM21 252V253H20ZM33 252H36V254ZM38 252V253H37ZM108 252V253H107ZM113 252H115L113 254ZM118 252V254H117ZM132 252V253H130ZM141 252L143 253L141 255ZM150 252V254L148 255V253ZM154 252V253H153ZM158 252V253H157ZM184 252L183 255H181ZM188 252V253H187ZM189 252H191L193 254V256H191L189 254ZM203 254H202V253ZM226 252L228 255H226ZM233 252V253H232ZM234 252L239 253V254H234ZM247 252V253H246ZM254 252V253H252ZM258 252V254H257ZM48 253V254H47ZM57 253V254H56ZM63 253V255H62ZM86 253V254H85ZM90 253V254H89ZM93 253V254H92ZM97 253V254H96ZM99 253V254H98ZM130 253V254H129ZM146 253V254H145ZM152 253V254H151ZM174 253V255H172ZM181 253V254H180ZM201 255V258L199 254ZM212 255H209V254ZM217 253V254H216ZM232 253V254H231ZM243 253V254H242ZM30 254L32 255V258H30ZM74 254V255H73ZM84 254V255H83ZM102 254V255H100ZM140 254V256H139ZM155 254V256H154ZM160 254V256H159ZM188 254V255H187ZM230 254V256H229ZM249 254V255H247ZM255 254V256H254ZM27 255V256H26ZM58 255V257H57ZM60 255V256H59ZM66 255L67 257L65 258ZM70 255V256H69ZM76 255H78L76 257ZM87 255V257L85 256ZM92 255V256H91ZM95 255V256H94ZM127 255V256H126ZM129 255V256H128ZM138 255V257H137ZM148 255V256H147ZM151 255V256H150ZM165 255V256H164ZM188 258L190 257L191 259H187L185 256ZM207 255V257L205 256ZM217 255L219 256V258H217ZM238 256L236 258V256ZM260 255V256H259ZM54 258H51V257ZM64 256V257H63ZM88 256L90 258H88ZM99 256V257H98ZM126 256V257H125ZM135 256V257H134ZM154 256V257H153ZM158 260H157V257ZM163 256V257H162ZM173 256V257H172ZM181 256V257H180ZM210 256V257H209ZM221 256V258H220ZM229 256V257H228ZM235 256V258H233ZM245 256V257H244ZM12 257V259H11ZM50 257V258H49ZM57 257V258H56ZM60 257V258H59ZM62 257V258H61ZM70 257V258H69ZM94 257V258H92ZM99 259H98V258ZM115 257V258H114ZM124 257V258H123ZM148 257H150L148 259ZM172 257V258H171ZM185 257V258H184ZM204 257V258H202ZM228 259H232L227 260ZM16 258V259H15ZM30 258V260H29ZM45 258V259H44ZM84 260H83V259ZM87 258V259H86ZM97 258V259H96ZM119 258V259H118ZM137 258V259H136ZM171 258V259H170ZM178 258V260H177ZM198 260V261H196ZM209 258V259H208ZM214 258V259H211ZM217 258V259H216ZM245 258V260L243 259ZM256 258V259H255ZM14 259V260H13ZM28 259V260H27ZM62 259V260H61ZM66 261H65V260ZM72 260L69 262V260ZM96 259V260H95ZM121 259V261H120ZM147 259V260H146ZM151 259V261H150ZM168 259V260H166ZM174 259V260H173ZM194 259V261H192ZM203 259V260H202ZM234 259V262H232ZM252 259V260H251ZM255 259V260H254ZM7 260V261H6ZM17 260V261H16ZM48 260H50L48 262ZM57 260V261H56ZM89 260V261H88ZM93 260V261H92ZM126 260V261H125ZM144 260V261H142ZM153 260V261H152ZM171 260H173L171 262ZM181 260V261H180ZM200 260V261H199ZM212 260H214L213 262H211ZM226 262H225V261ZM244 260V263H243ZM249 260V261H248ZM14 261V262H13ZM28 261V263H26ZM60 261V262H59ZM92 261V262H91ZM112 263H111V262ZM119 261V263L117 262ZM161 261V262H158ZM169 261V262H167ZM177 261V262H176ZM185 261V262H184ZM206 261V262H207ZM217 261H219L217 263ZM224 261V262H223ZM242 263H241V262ZM245 261H247V263H245ZM254 261V263H253ZM81 262V263H80ZM87 262V263H86ZM90 262V263H89ZM103 262V263H102ZM134 262V263H133ZM145 262V263H144ZM152 262V263H151ZM175 262V263H174ZM196 262V263H194ZM203 262V263H202ZM216 262V263H215ZM264 264V261L261 263Z\"/></svg>",
	"mask_w": 264,
	"mask_h": 264
},
{
	"label": "bare ground",
	"instance_id": "bare-ground-1",
	"mask_svg": "<svg viewBox=\"0 0 264 264\" xmlns=\"http://www.w3.org/2000/svg\"><path fill=\"white\" fill-rule=\"evenodd\" d=\"M0 1H1V0H0ZM12 1H13V0H12ZM12 1H10V2H12ZM54 1H56V0H54ZM54 1H52V2L55 3ZM59 1H60V0H59ZM59 1H58V2H59ZM70 1H71V0H70ZM109 1H110V3L112 2L111 0H109ZM117 1H118V0H117ZM122 1H123V0H122ZM186 1H187V0H185L184 3H186ZM192 1H194V0H192ZM197 1H198V0H197ZM197 1H195V2H197ZM206 1H210V0H206ZM211 1H212V0H211ZM217 1L220 2L219 0H217ZM230 1H231V0H230ZM236 1H237V0H236ZM257 1H258V0H257ZM261 1H262V0H261ZM261 1L258 3V4H259L258 6H261V5H260V4H262ZM3 2H5V1H3ZM20 2H21V1H20ZM41 2H42V1H41ZM61 2H62V1H61ZM73 2H74V1H73ZM73 2H71L70 4H72ZM77 2H78V1H77ZM99 2H101V1H99ZM123 2H124V1H123ZM227 2H228V1H227ZM231 2L233 3V0H232ZM243 2H244V1H243ZM246 2H247V1H246ZM252 2H255V1H251V3H252ZM263 2H264V1H263ZM8 3H9V2H7V4H8ZM18 3H19V1H18ZM18 3H17V4H18ZM22 3H24V2H22ZM97 3H98V2H97ZM102 3H103V2H102ZM102 3H100L99 5H101ZM107 3H108V0H107ZM112 3H113V2H112ZM115 3H116V2H115ZM115 3H114V4H115ZM120 3H121V1H120ZM145 3H148V2H145ZM151 3H152V2H151ZM156 3H157V2H156ZM160 3H161V1H160ZM163 3H165V2H163ZM198 3H199V1L197 2V4H198ZM202 3H204V1L201 2V4H202ZM212 3H214V1H212ZM232 3H228V4L231 6ZM239 3H242V1L239 2ZM244 3H245V2H244ZM247 3H248V2H247ZM249 3H250V2H249ZM249 3H248V4H249ZM10 4H11V3H10ZM12 4L14 5V2H13ZM12 4H11V6H12ZM15 4H16V3H15ZM19 4H20V3H19ZM24 4H25V3H24ZM39 4H40V3H39ZM59 4H62V3H59ZM59 4H58V5H59ZM64 4H65V3H64ZM67 4H69V3L67 2ZM70 4H69V5H70ZM75 4H76V3H75ZM93 4H96L95 1H94ZM93 4L91 3V5H93ZM138 4H139V3H138ZM143 4H144V3H143ZM148 4H149V3H148ZM197 4H196V5H197ZM218 4H219V3H218ZM223 4H224V3H223ZM245 4H246V3H245ZM245 4H244V6H245ZM21 5L23 6V4H21ZM21 5H20V7L24 9V7H22ZM45 5H46V4H45ZM54 5H55V4H54ZM62 5H63V4H62ZM76 5H77V4H76ZM81 5H82V4H81ZM83 5H85V4H83ZM89 5H90V4H89ZM99 5H98V6H99ZM103 5H105V4H103ZM106 5H107V4H106ZM108 5H109V4H108ZM157 5H159V4H157ZM176 5H177V4H176ZM191 5H192V4H191ZM199 5H200V4H199ZM216 5H217V4H216ZM234 5H235V4H234ZM251 5H252V4H251ZM255 5H257V4H255ZM255 5H253V6H255ZM11 6H9V7H11ZM17 6H19V5H17ZM60 6H61V5H60ZM85 6H87V5H85ZM111 6H112V5H111ZM111 6H110V7H111ZM125 6H126V5H125ZM194 6H195V5H194ZM194 6H193V7H194ZM197 6H198V5H197ZM197 6H195V9H196ZM203 6H204V4H203ZM217 6H218V5H217ZM217 6H216V7H217ZM227 6H228V5H227ZM227 6H226V7H227ZM232 6H233V4H232ZM249 6H250V5H248V7H249ZM253 6H252V7H253ZM5 7H7V6H5ZM5 7H3V9H4ZM13 7H15V6H13ZM47 7H48V6H47ZM68 7H69V6H68ZM80 7H81V6H80ZM89 7H90V6H89ZM91 7H92V6H91ZM93 7H94L93 9H95V10L97 9V8H95V5H94ZM99 7H100V6H99ZM101 7H103V6H101ZM116 7H117V6H116ZM179 7H180V6H179ZM198 7H199V6H198ZM201 7H202V6H201ZM211 7H212V6H211ZM211 7H210V8H211ZM233 7L235 8V6H233ZM16 8H18V7H16ZM45 8H46V7H45ZM65 8H66V7H64V9H65ZM72 8H73V10H72ZM72 8H67V9L72 10V11H75V13L78 12V10H79V7H78L77 10H74V6H73V4H72ZM75 8H76V7H75ZM81 8H82V7H81ZM87 8H88V7H87ZM111 8H113V7H111ZM114 8H115V7H114ZM143 8H144V7H143ZM149 8H150V7H149ZM234 8H233V11H234ZM239 8H240V7H239ZM259 8H260V7H259ZM19 9H20V8H19ZM19 9H18V11H19ZM47 9H48V8H47ZM47 9H45V10L47 11ZM99 9H100V8H99ZM108 9H109V8H108ZM202 9H203V8H202ZM214 9H215V8H214ZM223 9H224V8H223ZM228 9H229V8H228ZM244 9H245V8H244ZM246 9H247V8H246ZM249 9H251V8H249ZM254 9H255V8H254ZM4 10H5V9H4ZM24 10H25V9H24ZM24 10H23V11H24ZM52 10H54V9H52ZM58 10H59V8H58ZM58 10H57V11H58ZM100 10H101V9H100ZM142 10H143V9H142ZM146 10H147V9H146ZM148 10H149V9H148ZM197 10H198V8H197ZM197 10H196V11H197ZM221 10H222V9H221ZM226 10H227V9H226ZM230 10H231V7H230ZM49 11H51V10H49ZM65 11H66V10H65ZM80 11H81V10H79V13H80ZM98 11H99V10H98ZM210 11H211V10H209V12H210ZM224 11H225V10H224ZM233 11L231 10V13H232ZM235 11L239 12L238 9H235ZM0 12H1V11H0ZM7 12L9 13L8 10H7ZM16 12H17V11H16ZM55 12H56V11H55ZM93 12H94V11H93ZM146 12L148 13V11H146ZM197 12H200V11H197ZM203 12H204V11H203ZM203 12H200V13H203ZM209 12H208V13H209ZM212 12H213V11H212ZM219 12H220V11H219ZM221 12H222V11H221ZM227 12H229V11L227 10L225 13L228 14ZM237 12H236V13H237ZM257 12H258V11H257ZM1 13H2V12H1ZM14 13H15V12H14ZM44 13H45V12H44ZM47 13H48V11H47ZM51 13H52V11H51ZM51 13H50V14H51ZM70 13H71V12H70ZM72 13H73V12H72ZM72 13H71V14H72ZM82 13H83V14H86L85 12H82ZM82 13H81V14H82ZM88 13H89V12H88ZM88 13H87V14H88ZM90 13H92V12H90ZM94 13H95V12H94ZM96 13H97V10H96ZM123 13H124V12H123ZM182 13H183V12H182ZM200 13H199V14H200ZM225 13H224V14H225ZM239 13H240V12H239ZM251 13H252V12H251ZM52 14H53V13H52ZM68 14H69V13H67V15H68ZM83 14H82V15H83ZM92 14H93V13H92ZM119 14H120V12H118V15H119ZM206 14H207V12H206ZM219 14L221 15V13H219ZM241 14H242V13H241ZM261 14H262V13H261ZM2 15H3V13L1 14V16H2ZM28 15H29V14H28ZM42 15H44V14H42ZM67 15H66V16H67ZM69 15H70V14H69ZM82 15H80V16L83 17ZM106 15H107V14H106ZM106 15H105V16H106ZM145 15H146V14H145ZM178 15H179V14H178ZM180 15H181V13H180ZM184 15H185V14H184ZM209 15L212 16L213 13H211V14H209ZM209 15H208V16H209ZM214 15H215V13H214ZM214 15H213V16H214ZM217 15H218V13H217ZM222 15H223V14H222ZM229 15H230V14H229ZM229 15H228V16H229ZM239 15H240V14H239ZM29 16L31 17V15H29ZM45 16H46V15H45ZM49 16H50V15H49ZM66 16H65V17H66ZM70 16H71V15H70ZM116 16H117V14H116ZM121 16H124V14L121 15ZM190 16H191V14H190ZM201 16H202V15H201ZM201 16H199V17H201ZM218 16H219V15H218ZM225 16H226V15H225ZM225 16L223 15V17H225ZM244 16H245V15H244ZM2 17H3V16H2ZM5 17H6V16H5ZM30 17L27 18L28 21H29V18H30ZM46 17H47V16H46ZM65 17H64L63 19H61V21L64 22V19L67 20V18H69V16H68L67 18H65ZM71 17H74V15L71 16ZM84 17H85V15H84ZM91 17H92V16H91ZM179 17H180V16H179ZM179 17H178V18H179ZM181 17H182V16H181ZM191 17H192V16H191ZM203 17L208 18V17H206V16H204V15H203ZM216 17H217V16H216ZM223 17H222V18H223ZM229 17H230V16H229ZM241 17H243V15H241L240 18H241ZM246 17H247V16H246ZM251 17H252V16H251ZM86 18H87V16L85 17V19H86ZM100 18H101V17H100ZM103 18H104V15H103ZM111 18H112V17H111ZM114 18H115V17H114ZM125 18H127V17H125ZM192 18H193V17H192ZM248 18H249V17H248ZM253 18H254V16H253ZM257 18H258V17H257ZM257 18H256V19H257ZM1 19H2V18H1ZM3 19H4V17H3ZM40 19H41V18H40ZM58 19L60 20V18H58ZM71 19H73V18H71ZM81 19H83V18H81ZM89 19H91V18H89ZM118 19H119V18H118ZM187 19H189V17H187ZM187 19H186V20H187ZM198 19H199V18H198ZM223 19H224V18H223ZM250 19H252V18H250ZM256 19H255V20H256ZM55 20H56V19H55ZM55 20H54V21H55ZM83 20H84V19H83ZM87 20H88V19H87ZM91 20H92V19H91ZM101 20H102V19H101ZM116 20H117V19H116ZM131 20H132V19H131ZM204 20H206V19H204ZM221 20H222V19H221ZM224 20H225V19H224ZM242 20H243V19H242ZM258 20H259V19H258ZM24 21H25V20H24ZM57 21H58V20H57ZM61 21H60V22H61ZM75 21H76V20H75ZM126 21H127V20H126ZM182 21H183V20H182ZM194 21H195V20H194ZM209 21H210V20H209ZM211 21H212V20H211ZM17 22H18V20H17ZM40 22H41V21H40ZM66 22H68V21H66ZM66 22H64V24H65ZM69 22H71V21L69 20ZM72 22H73V21H72ZM72 22H71V23H72ZM83 22H85V21H83ZM92 22H93V21H92ZM92 22H91V23L89 22V24H92ZM124 22H125V21H124ZM124 22H123V23H124ZM205 22H206V21H205ZM207 22H208V21H207ZM219 22H220V21H219ZM229 22H230V21H229ZM243 22H244V21H243ZM57 23H58V22H57ZM71 23H70V24H71ZM80 23H81V22H80ZM126 23H127V22H126ZM203 23H204V22H203ZM237 23H238V22H237ZM246 23H247V22H246ZM22 24H23V23H21V25H22ZM40 24H41V23H40ZM48 24H49V23H48ZM75 24H76V23H75ZM81 24H82V23H81ZM121 24H122V23H121ZM191 24H192V23H191ZM213 24H214V23H213ZM220 24H221V23H220ZM223 24H224V22H223ZM223 24H221V27H222V28H223ZM225 24H226V23H225ZM225 24H224V25H225ZM234 24H235V23H234ZM234 24H233V26H234ZM241 24H242V23H241ZM241 24H240V25H241ZM251 24H252V23H251ZM262 24H263V23H262ZM72 25H73V24H72ZM124 25H125V24H124ZM126 25H127V24H126ZM181 25H183V24H181ZM187 25H189V24H186V26H187ZM235 25L237 26L238 24H235ZM26 26L28 27L29 25H26ZM43 26H44V25H43ZM46 26H48V25H46ZM46 26H44V27L46 28ZM66 26H67V25H66ZM73 26H74V25H73ZM128 26H129V25H127V27H128ZM184 26H185V25H184ZM218 26H220V25H218ZM218 26H217V27H218ZM225 26H227V28H228V27H231V26H229V25H225ZM236 26H234L235 29H236ZM20 27H23V26H20ZM29 27H31V25H30ZM29 27H28V28H29ZM49 27H50V25H49ZM71 27H72V26H71ZM71 27H70V28H71ZM117 27H118V26H117ZM117 27H116V28H117ZM179 27H180V26H179ZM250 27H251V26H250ZM250 27H249V28H250ZM258 27H259V26H258ZM258 27H257V28H258ZM23 28H24V27H23ZM47 28H48V27H47ZM116 28H115L114 30H116ZM125 28H126V27H125ZM129 28H130V27H129ZM231 28H232V27H231ZM242 28H243V26H242L240 29H242ZM253 28H254V27H253ZM25 29H26V28H24V30H25ZM51 29H52V28H51ZM67 29H68V28H67ZM91 29H92V28H91ZM96 29H98V28H96ZM126 29H128V28H126ZM163 29H164V28H163ZM206 29H208V28H206ZM209 29H210V27H209ZM209 29H208V31H209ZM263 29H264V28H263ZM79 30H80V28H79ZM136 30H137V28H136ZM164 30H165V29H164ZM215 30H217V29H215ZM225 30H226V29H225ZM227 30H228V29H227ZM227 30H226V32H227ZM233 30H234V29H233ZM237 30H238V32H239V28H238V27H237ZM244 30H245V29H244ZM251 30H252V29H251ZM42 31H44V30H42ZM80 31H81V30H80ZM86 31H87V30H86ZM147 31H148V30H147ZM151 31H152V30H151ZM212 31H213V30H212ZM252 31H253V30H252ZM254 31H255V30H254ZM259 31H260V29H259ZM15 32H16V31H15ZM21 32H22V30H21ZM24 32H25V31H24ZM37 32H38V33H37ZM37 32H35V33L39 34V31H37ZM51 32L53 33V31H51ZM63 32H64V31H63ZM81 32H82V31H81ZM81 32H80V33L77 32V33L79 34L80 37L82 36V35H81ZM140 32H141V31H140ZM149 32H150V31H148V33H149ZM210 32H211V31H210ZM232 32H233V31H232ZM235 32H236V31H235ZM261 32H262V31H261ZM3 33H5V32H3ZM7 33H8V32H7ZM41 33H42V32H41ZM115 33H117V32H115ZM228 33H229V32H228ZM0 34H1V32H0ZM8 34H9V33H8ZM23 34H24V33H23ZM33 34H34V33H33ZM70 34H72V32H71ZM73 34H74V36H71L72 38L75 37V36H77V35H75V33H73ZM93 34H94V33H93ZM155 34H156V33H155ZM158 34H159V33H158ZM219 34H220V33H219ZM235 34H236V33H235ZM260 34H261V33H260ZM262 34L264 35V31H263ZM1 35H2V34H1ZM1 35H0V37H1ZM5 35H6V34H5ZM5 35H3V36H5ZM12 35H13V34H12ZM40 35H41V34H40ZM43 35H44V34H43ZM43 35H42V36H43ZM45 35H46V34H45ZM45 35H44V36H45ZM51 35H52V34H51ZM60 35H61V34H60ZM83 35H85V33H83ZM126 35H127V34H126ZM152 35H153V34H152ZM227 35H228V34H227ZM229 35H231V34H229ZM233 35H234V34H233ZM263 35H262V36H263ZM13 36H14V35H13ZM62 36H63V35H62ZM62 36H61V37H62ZM68 36H69V35H68ZM79 36H77V38H78ZM105 36H106V35H105ZM236 36H237V35H236ZM245 36H247V34H245ZM255 36H257V35H255ZM259 36H260V35H258V39H257L256 41H255V40H253V41H255V42L257 43V41L260 40V37H259ZM17 37H18V36L16 35V38H17ZM37 37H38V39H35V40H39V37H40V36H37ZM46 37H47V36H46ZM54 37H55V36L53 35V38H54ZM80 37H79V38H80ZM247 37H248V36H247ZM5 38H6V37H5ZM5 38H3V40H4ZM8 38H9V37H7V39H8ZM63 38H64V37H63ZM66 38H67V37H66ZM69 38H70V37H69ZM77 38H76V39H77ZM79 38H78V39H79ZM82 38H83V36H82ZM82 38H81V39H82ZM122 38H123V36H122ZM229 38H231V37H229ZM229 38H228V39H229ZM236 38H237V37H236ZM240 38H241V37H240ZM243 38H244V37H243ZM249 38H250V37H249ZM252 38H253V37H252ZM252 38H250V39H252ZM43 39H44V37H43ZM51 39H52V38H51ZM54 39H55V38H54ZM54 39L52 40V42L54 41ZM78 39H77V40H78ZM96 39H97V38H96ZM129 39L131 40L130 37H129ZM193 39H194V38H193ZM232 39H233V38H232ZM234 39H235V38H234ZM238 39H239V38H238ZM1 40H2V39H1ZM1 40H0V41H1ZM47 40H48V39H47ZM60 40H61V42H62V38L59 39V42H60ZM64 40H66V39H64ZM71 40H72V39H71ZM77 40H76V41H77ZM83 40H84V39H83ZM116 40H117V39H116ZM120 40H121V39H120ZM127 40H128V39H127ZM127 40H125V41H121V42H124V44H125ZM244 40H245V39H244ZM246 40H247V39H246ZM7 41H9V40H7ZM42 41H43V40H41V43L44 44V42H42ZM80 41H81V40H80ZM84 41H85V40H84ZM93 41H94V40H93ZM95 41H96V40H95ZM233 41L235 42V41H237V40H233ZM241 41H242V39H241ZM2 42H3V41H2ZM4 42H5V41H4ZM37 42H39V41H37ZM45 42H46V41H45ZM49 42H51V41H49ZM77 42H78V43H77ZM77 42H76V43L79 44V41H77ZM108 42H109V41H108ZM110 42H111V41H110ZM132 42H133V41H132ZM155 42H156V41H155ZM228 42H229V41H228ZM239 42H240V41H239ZM243 42H244V41H243ZM25 43H27V42H25ZM41 43H40V44H41ZM46 43H48V42H46ZM54 43H56V41H54ZM81 43H83V42H81ZM81 43H80V44H81ZM90 43H92V41H91ZM96 43H97L96 45H99V44H98V41H97ZM100 43H101V42H100ZM111 43H112V42H111ZM111 43H110V44H111ZM128 43H129V44H128ZM128 43H127L128 46H130V44H132L131 41H130V42L128 41ZM133 43H134V42H133ZM156 43H158V42H156ZM237 43H238V42H237ZM241 43H242V42H241ZM258 43H259V42H258ZM260 43H262V42L260 41ZM37 44L39 45V43H37ZM43 44H41V45H43ZM50 44H51V43H50ZM50 44H49V45H50ZM57 44H58V43H57ZM59 44H60V43H59ZM64 44H65V43H64ZM64 44H63V46H65ZM80 44H79V45H80ZM85 44L88 46L87 42L84 43V44H81V45L83 46V45H85ZM94 44H95V42H94ZM94 44L92 43V45H94ZM103 44H104V43H103ZM107 44H109V43H107ZM107 44H105V45H107ZM120 44H121V43H120ZM120 44H119V45H120ZM122 44H123V43H122ZM122 44H121V46H123ZM235 44H236V42H235ZM249 44H251L250 41H249ZM249 44H247V45H249ZM15 45H16V44H15ZM35 45H36V44H35ZM53 45H54V44H53ZM53 45H52V46H53ZM60 45H61V44H60ZM79 45H77L76 48H77ZM89 45H91V44H89ZM96 45H95V46H96ZM111 45H112V44H111ZM133 45H134V44H133ZM151 45H155V44H151ZM151 45H150V46H151ZM263 45H264V43H263ZM12 46H13V45H12ZM56 46H58V45H56ZM56 46H53V48H54V47H55V49L58 48V47H56ZM63 46H62V47H63ZM66 46H67V45H66ZM107 46H108V45H107ZM114 46H115V45H114ZM137 46H138V45H137ZM232 46H233V44H232ZM242 46H243V45H242ZM253 46H254V44H253ZM60 47H61V46H60ZM83 47H84V46H83ZM117 47H118V45H117ZM140 47H141V46H140ZM169 47H170V46H169ZM248 47H251V46L249 45ZM254 47H255V46H254ZM256 47H257V46H256ZM18 48L20 49V47H18ZM18 48H17V50L14 49V51H16L15 54L17 53ZM33 48H34V47H33ZM37 48H38V47H37ZM40 48H42V47H40ZM66 48H67V51H68V49H69L70 47H66ZM80 48H82V47H80ZM80 48H79V49H80ZM88 48H89V47H88ZM92 48H93V47H91V49H92ZM114 48H115V47H114ZM118 48H119V47H118ZM157 48H158V47H157ZM160 48H161V47H160ZM172 48H173V47H172ZM233 48H234V46H233ZM237 48H238L239 50H242V49H240V47H237V46H236V49H237ZM0 49L2 50V48H0ZM3 49H4V48H3ZM11 49H12V48H11ZM62 49H63V48H62ZM79 49L77 48V50H79ZM82 49H83V48H82ZM85 49H86V46H85L84 50H85ZM98 49H99V48H98ZM115 49H116V48H115ZM129 49H130V48H129ZM161 49H162V48H161ZM195 49H196V48H195ZM229 49H230V48H229ZM234 49H235V48H234ZM236 49H235V50H236ZM245 49H246V48H245ZM252 49H253V48H252ZM37 50L39 51V49H37ZM49 50H50V48H49ZM51 50H52V49H51ZM51 50H50V51H51ZM57 50H58V49H57ZM57 50H56V51H57ZM64 50H65V48H64ZM69 50H70V49H69ZM72 50H73V48H72ZM75 50H76V49H75ZM86 50H87V49H86ZM86 50H85V53H87ZM92 50H93V49H92ZM110 50H111V49H110ZM122 50H123V49H122ZM127 50H128V49H127ZM247 50L249 51V48H247ZM6 51H7V49L5 50V54H6ZM8 51H9V49H8ZM14 51H13V52H14ZM30 51H33V50L31 49ZM80 51H82V50H80ZM89 51H90V50H89ZM102 51H103V50H102ZM148 51H150V50L148 49ZM151 51H152V50H151ZM2 52H4V51H2ZM10 52H12V50H11ZM28 52H29V50H28ZM36 52H37V51H36ZM39 52H41V51H39ZM39 52H37V53H38L37 55L40 54ZM42 52H43V51H42ZM53 52H55V50H53ZM59 52H60V55H61V54L63 55V53H61V51H60V48H59ZM65 52H66V50H65ZM70 52H71V50H70ZM70 52L68 51L67 53H70ZM75 52H77V51H75ZM82 52H83V51H82ZM97 52H98V51H97ZM100 52H101V51H100ZM152 52H153V51H152ZM152 52H151V53H152ZM160 52H161V50H160ZM162 52H163V51H162ZM249 52H251V48H250V51H249ZM20 53H21V52H20ZM23 53H24V52H23ZM23 53H22V54H23ZM30 53H31V52H30ZM30 53H27V55L30 54ZM46 53H47V52H46ZM49 53H50V52H49ZM51 53H52V52H51ZM51 53H50V54H51ZM116 53H117V52H116ZM130 53H131V51H130ZM130 53H129V54H130ZM151 53H150V54H151ZM185 53H186V52H185ZM187 53H188V52H187ZM207 53H208V52H206V54H207ZM234 53H235V51H234ZM253 53H256V52L253 51ZM10 54H11V53H10ZM10 54H9V55H10ZM13 54H14V53H13ZM35 54H36V53H35ZM43 54H44V53H43ZM50 54H49V56H50ZM56 54L58 55V53H56ZM74 54H76V53H74ZM74 54L72 53L71 55L74 56ZM94 54H95V52H94ZM94 54H93V55H94ZM119 54H120V53H119ZM148 54H149V53H148ZM148 54H147V56H148ZM161 54H162V53H160V55H161ZM163 54H164V53H163ZM198 54L201 55L200 53H198ZM198 54H197V55H198ZM226 54H227V53H226ZM236 54H239V53L236 52ZM257 54H258V53H257ZM7 55H8V54H7ZM7 55H3V57H5V56H7ZM11 55H12V54H11ZM45 55H47V54H45ZM51 55H52V54H51ZM62 55H61V56H62ZM71 55H70V56H71ZM79 55H80V54H79ZM89 55H90V53H89ZM89 55H86V56H88V59L91 58V55H92V54H91L90 56H89ZM96 55H98V53H96ZM101 55H103L102 52H101ZM130 55H131V54H130ZM154 55H155V54H154ZM199 55H198V56H199ZM203 55H205V54H203ZM203 55H201V56H203ZM207 55H209V54H207ZM207 55H206V56H207ZM240 55H241V53H240ZM252 55H253V54H252ZM252 55H251V56H252ZM22 56H23V55H22ZM22 56H21V57H22ZM30 56H31V55H30ZM30 56H29V57H30ZM40 56H42V55H40ZM47 56H48V55H47ZM54 56H55V54H54ZM63 56H64V55H63ZM67 56H68V55H67ZM76 56H78V53L76 54ZM76 56H75V57H76ZM194 56H195V55H194ZM237 56H238V55H237ZM242 56H243V55H242ZM242 56H241V58H242ZM10 57H11V56H10ZM27 57H28V56H27ZM27 57H26V61H27ZM32 57H33V56H32ZM52 57H53V55H52ZM52 57H49V58H52ZM84 57H85V56H84ZM84 57H83V58H84ZM93 57H94V56H93ZM98 57H99V56H98ZM101 57H102V56H101ZM119 57H120V56H119ZM132 57H133V56H132ZM160 57H161V56H159V58H160ZM208 57H209V56H208ZM234 57H235V56H234ZM260 57H263V56H260ZM30 58H31V57H30ZM37 58H38V57H37ZM64 58H65V57H64ZM70 58H72V57H70ZM73 58H74V57H73ZM79 58H80V57H78V59H79ZM94 58H95V57H94ZM116 58H117V57H116ZM116 58H115V59H116ZM175 58H176V57H175ZM179 58H180V57H179ZM189 58H190V57H189ZM195 58H196V57H195ZM197 58H198V57H197ZM197 58H196V59H197ZM256 58H257V56H256ZM256 58H254V59H256ZM8 59H9V56H8ZM11 59H12V58H11ZM28 59H29V58H28ZM32 59H33V58H32ZM34 59H36V57H35ZM54 59H56V58H54ZM54 59H53V60H54ZM95 59H97V56H96ZM98 59H99V58H98ZM134 59H135V58H134ZM134 59L132 58V60H134ZM139 59H140V58L138 57V61H139ZM141 59H143V57H142ZM155 59H156V58H155ZM161 59H162V58H161ZM173 59H174V58H173ZM191 59L193 60L194 57H193V58L191 57ZM202 59H203V58H202ZM204 59H207V58H204ZM208 59H211V57L208 58ZM236 59H237V58H236ZM247 59H248V58H247ZM0 60H1V59H0ZM37 60H38V59H37ZM58 60H60V59H58ZM62 60H63V58H62ZM68 60H69V59H68ZM70 60H71V59H70ZM70 60H69V61H70ZM72 60H74V59H72ZM83 60H84V59L81 60L80 65L83 64V62H82ZM91 60H92V59H91ZM111 60H112V59H111ZM126 60L129 61L130 58H129V59H126ZM126 60H125V62H126ZM168 60H169V59H168ZM179 60H181V59H179ZM186 60H188V59H185L184 61H186ZM192 60H191V61H192ZM213 60H214V58H213ZM230 60H231V59H230ZM240 60H241V59H240ZM252 60H253V59H252ZM6 61H7V60H6ZM11 61H12V60H11ZM11 61H10V63H9V62H8V63L11 64ZM33 61H34V60H33ZM75 61H76V60H75ZM78 61H79V60H78ZM84 61H86V59H85ZM134 61H135V60H134ZM141 61H142V60H141ZM144 61H145V59H144ZM144 61H143V62H144ZM147 61H148V60H147ZM174 61H175V60H174ZM189 61H190V60H189ZM216 61H217V60H216ZM220 61H221V60H220ZM254 61H255V60H254ZM254 61H253V62H254ZM256 61H257V60H256ZM263 61H264V60H263ZM3 62H4V61H3ZM21 62H22V61H21ZM21 62H20V63H21ZM23 62H24V61H23ZM23 62H22V63H23ZM31 62H32V61H31ZM53 62H54V61H53ZM56 62H57V61H56ZM63 62L65 63V61H63ZM76 62H77V61H76ZM76 62H75V63H76ZM139 62H140V61H139ZM166 62H167V61H166ZM175 62H178V61H175ZM175 62H174V63H175ZM192 62H193V61H192ZM194 62H195V61H194ZM198 62H199V61H198ZM208 62H210V61H208ZM213 62H215V60H214ZM0 63H1V62H0ZM5 63H7V62H4V64H5ZM20 63H19V64H20ZM26 63H28V62H25V65H26ZM59 63H60V62H58V64H59ZM66 63H67V62H66ZM68 63H69V62H68ZM100 63H101V62H100ZM108 63H109V62H108ZM163 63H165V62L163 61ZM171 63L173 64V62H171ZM186 63H187V62H186ZM190 63H191V62H190ZM210 63H211V62H210ZM210 63H209V64H210ZM215 63H216V67H217L218 65L220 66V64H221V63H220V64H217V62H215ZM218 63H219V61H218ZM227 63H228V62H227ZM257 63H258V62H257ZM19 64H18V66H19ZM30 64H31V63H29V65H30ZM33 64H34V62L32 63V65H33ZM55 64H56V63H55ZM55 64L53 63L54 67L56 66ZM69 64H70V63H69ZM69 64H68V65H69ZM106 64H107V63H106ZM122 64H127V63L122 62ZM131 64H132V63H131ZM131 64H130V65H131ZM181 64H182V63H181ZM261 64H262V63H261ZM5 65H6V64H5ZM5 65H4V67H5ZM13 65H14V64H13ZM23 65H24V64H23ZM25 65H24V68H25ZM29 65H28V66H29ZM72 65H73V64H72ZM101 65L103 66V64H100V66H101ZM104 65H105V63H104ZM128 65H129V64H128ZM143 65H144V64H143ZM192 65H193V64H192ZM227 65H228V64H226V66H227ZM229 65H230V64H229ZM229 65H228V66H229ZM232 65H233V64H232ZM20 66H21V65H20ZM38 66H39V64H38ZM40 66H41V65H40ZM64 66L67 67V65H64ZM108 66H109V65H107L106 67L108 68ZM123 66H125V65H123ZM166 66L168 67L169 64L166 65ZM175 66H176V65H175ZM181 66H182V65H181ZM184 66H185V64H184ZM219 66H218V67H219ZM222 66H225V65H222ZM222 66H221V67H222ZM12 67L14 68V66H12ZM41 67H42V66H41ZM62 67H63V65H62L61 67H60V65H59V68H60V69H61ZM65 67H64V68H65ZM70 67H71V65H70ZM70 67H69V71H70ZM75 67H76V66H75ZM75 67H73L74 70H75ZM113 67H114V66H113ZM141 67H142V66H141ZM145 67H147V66H145ZM176 67H177V66H176ZM179 67H180V66H179ZM187 67H188V66H187ZM189 67H190V66H189ZM209 67H210V66H209ZM211 67H212V66H211ZM235 67H236V66L234 65V67H232V68L234 69ZM9 68H10V67H9ZM9 68H8V69H9ZM15 68H16V67H15ZM21 68H22V66H21ZM21 68H20V69H21ZM37 68H38V67H37ZM45 68H46V67H44V69H45ZM57 68H58V67H57ZM64 68H63V69H64ZM100 68H102V67H100ZM114 68H115V67H114ZM153 68H154V67H153ZM181 68H182V67H181ZM194 68H196V67H194ZM202 68H203V67H202ZM202 68H201V69H202ZM212 68H213V67H212ZM219 68H220V67H219ZM227 68H230V67H227ZM243 68H244V66H243ZM1 69H2V68H1ZM1 69H0V70H1ZM5 69H6V68H5ZM28 69H30V68H28ZM42 69H43V68H42ZM42 69H41V70H42ZM55 69H56V68H55ZM104 69H105V68H104ZM144 69H145V68H144ZM222 69H223V67H222ZM222 69H221V71H224V72L227 71V70H224V69L222 70ZM233 69H231V71H229V73H228L229 75H230V72L232 73V70H233ZM236 69H237V68H236ZM239 69H240V65H239L238 70H239ZM12 70H13V69H12ZM23 70H24V69H23ZM30 70H32V69H30ZM33 70H34V69H33ZM36 70H37V69H36ZM46 70H48V69H46ZM52 70H53V69H52ZM56 70H58V69H56ZM64 70H65V69H64ZM80 70H81V69H80ZM101 70H102V69H101ZM111 70H112V69H111ZM117 70H120V68L117 69ZM151 70H152V69H151ZM151 70H150V73H151ZM163 70H164V69H163ZM196 70H197V69H196ZM199 70H200V69H199ZM219 70H220V69H219ZM234 70H235V69H234ZM252 70H253V69H252ZM10 71H11V70H10ZM15 71H16V70H15ZM18 71H19V69H18ZM18 71H17V72H18ZM53 71H54V70H53ZM65 71H66V70H65ZM82 71H84V70H82ZM217 71H218V70H216V72H217ZM256 71H257V70H256ZM13 72H14V71H13ZM28 72H30V71H28ZM28 72H27V74L30 75V73H28ZM32 72H33V71H32ZM55 72H56V71H55ZM70 72H71V71H70ZM72 72H73V71H72ZM72 72H71V73H72ZM75 72H76V70H75ZM77 72H78V71H77ZM80 72H81V71H80ZM89 72H90V71H88V72H87L88 74H85V75H89ZM94 72H96V71H94ZM106 72H107V71H106ZM108 72H109V71H108ZM123 72H124V71H123ZM144 72H146V71H144ZM144 72H143V73H144ZM172 72H174V71H172ZM192 72H193V71H192ZM214 72H215V71H214ZM263 72H264V70H263ZM1 73H3V72H1ZM53 73H54V72H53ZM57 73H59V70H58ZM65 73H66V72H65ZM71 73H70V74H71ZM78 73H79V72H78ZM84 73H85V71H84ZM91 73H92V71H91ZM103 73H104V72H103ZM110 73H111V72H110ZM127 73H128V72H127ZM148 73H149V72H148ZM148 73H146V75H147ZM155 73H157V71H156ZM159 73H160V72H159ZM159 73H158V74H159ZM187 73H189V72H187ZM190 73H191V71H190ZM5 74H6V72H5ZM12 74H13V73H12ZM25 74H26V73H25ZM46 74H47V73H46ZM76 74H77V73H76ZM82 74H83V73H82ZM101 74H102V73H101ZM112 74H113V73H111V75H112ZM125 74H126V72H125ZM161 74H162V73H161ZM161 74H159V75H161ZM165 74H166V73H164V75H165ZM168 74H169V73H167V75L164 76V78H165V77H168V78H169L170 75H168ZM170 74H171V73H170ZM225 74H226V73H225ZM225 74H223L224 77H225ZM228 74H227V77L229 76ZM232 74H233V73H232ZM262 74H263V73H262ZM16 75H17V74H16ZM22 75H23V74H22ZM31 75H32V73H31ZM39 75H40V74H39ZM41 75H42V74H41ZM41 75H40V76H41ZM49 75H51V74H49ZM49 75H48V76H49ZM57 75H58V74H57ZM66 75H67V73H66ZM71 75H72V74H71ZM80 75H81V73H80ZM83 75H84V74H83ZM90 75L92 76V74H90ZM96 75H98V73H97ZM111 75H110V80H111V82H112L113 80H112V78H111ZM113 75H115V74H113ZM129 75H130V74H129ZM137 75H138V74H137ZM146 75H145V76H146ZM149 75H150V74H149ZM180 75H181V74H180ZM220 75H222V74H220ZM248 75H249V74H248ZM260 75H261V74H260ZM5 76H6V75H5ZM5 76H4V78H5ZM20 76H21V75H20ZM25 76H27V75H25ZM40 76L37 75L36 77H40ZM42 76H43V75H42ZM77 76H78V75H77ZM115 76H116V75H115ZM117 76H119V75H117ZM117 76H116V77H117ZM125 76L128 77L127 75H125ZM132 76H133V75H132ZM134 76H135V75H134ZM153 76H154V75H153ZM175 76H176V77H174V78L176 79L178 76H177V75H175ZM241 76H242V78H243V75H240V79H241ZM250 76H252V75H250ZM258 76H259V75H258ZM27 77H29V76H27ZM36 77H33V76H32V78H36ZM46 77H47V76H46ZM57 77H58V76H57ZM63 77H64V76H63ZM73 77H74V75H73ZM130 77H131V76H130ZM142 77H143V76H142ZM154 77H155V76H154ZM158 77H159V76H158ZM161 77H162V76H161ZM161 77H160V78H161ZM170 77H171V76H170ZM179 77H180V79L182 80L181 76H179ZM193 77H194V76H193ZM193 77H192V78H193ZM237 77H238V76H237ZM244 77H245V75H244ZM246 77H247V76H246ZM248 77H249V76H248ZM7 78H9V76H8ZM20 78H21V77H20ZM22 78H23V77H22ZM22 78H21V80H22ZM41 78H42V77H41ZM52 78H53V76L51 77V79H50V77H49L48 79L51 80V82H52V80L54 79V78H53V79H52ZM58 78H60V77H58ZM61 78H62V77H61ZM61 78H60V79H61ZM66 78H67V77H66ZM68 78H69V77H68ZM78 78H79V77H78ZM85 78H86V77H85ZM87 78H88V76H87ZM87 78H86V79H87ZM113 78H114V77H113ZM119 78H120V77H119ZM122 78H123V77H122ZM131 78L134 79V77H131ZM131 78H130V80L132 81ZM140 78H141V77H140ZM146 78H147V77H146ZM152 78H153V77H152ZM172 78H173V77H171L170 80H171ZM185 78H186V76H185ZM233 78H235V77H233ZM250 78H251V77H249V79H250ZM253 78H254V77H253ZM263 78H264V76H263ZM263 78H261V79H263ZM14 79H15V78H14ZM45 79H47V78H45ZM64 79H65V78H64ZM86 79H85V80H86ZM94 79H95V78H94ZM97 79L99 80V77L97 78V76H96V80H95V81H97ZM102 79H103V78H102ZM127 79H128V78H127ZM150 79H151V78H150ZM150 79H149V80H146V79H145V80H146V82H147V81H150ZM217 79H218V78H217ZM217 79H216V80H217ZM219 79H220V78H219ZM221 79H222V78H221ZM227 79H228V78H227ZM229 79H230V78H229ZM229 79H228V80H229ZM251 79H252V78H251ZM257 79H258V77H257ZM5 80H6V79H5ZM12 80H13V79H12ZM37 80H38V79H37ZM42 80H44V79H40L39 81H42ZM62 80H63V79H62ZM62 80H61V81H62ZM82 80H84V78L81 79V83H82ZM87 80H89V78H88ZM104 80H105V79H103V81H104ZM110 80H108V81L106 80V81L109 83V86H110V83H111V82H109ZM123 80H124V79H122V81H123ZM151 80H152V79H151ZM156 80H158V78H156ZM156 80H155V82H156ZM176 80H177V79H176ZM176 80H175V81H176ZM178 80H179V79H178ZM191 80H192V79H191ZM1 81L3 82V80H1ZM7 81H8V80H7ZM13 81H14V80H13ZM44 81H45V80H44ZM47 81H48V80H47ZM63 81H64V80H63ZM79 81H80V80H79ZM103 81H102V82H103ZM131 81H130V82H131ZM133 81H134V80H133ZM143 81H144V79H143ZM158 81H159V80H158ZM175 81H173V82H175ZM182 81H184V80H182ZM219 81H220V80H219ZM243 81H244V80H243ZM16 82H19V80L16 81ZM16 82H15V83H16ZM30 82H31V81H29V83H30ZM35 82L37 83V81H35ZM35 82H34V83H35ZM102 82H101V83H102ZM138 82H139V84H142V83H141L142 81H141V82L138 81ZM138 82H137V83H138ZM150 82H151V81H150ZM150 82H149V83H150ZM152 82H154V80H152ZM166 82H167V81H166ZM179 82H180V80H179ZM220 82H221V81H220ZM220 82H218V83H220ZM246 82L248 83V81H246ZM262 82H264V81H262ZM3 83H4V82H3ZM7 83H8V82H7ZM10 83H12V81H11ZM15 83L13 82V84H15ZM23 83H24V82H23ZM29 83H27V84L30 85L31 83H30V84H29ZM34 83H33V84H34ZM36 83H35V84H36ZM53 83H54V80H53ZM60 83H61V82H60ZM62 83H63V82H62ZM68 83H69V82H68ZM83 83H84L83 86H84V85L86 86V84H85L84 81H83ZM93 83H94V82L92 81V84H93ZM169 83H170V81H169ZM180 83H182V82H180ZM215 83H216V82H215ZM218 83H217V84H218ZM229 83H230V82H229ZM233 83H234V82H233ZM247 83H246V85H247ZM249 83H250V82H249ZM249 83H248V84H249ZM256 83H257V82H256ZM20 84H21V82H20ZM24 84H25V83H24ZM27 84H26L25 86H27ZM33 84H31V85L34 86ZM40 84H41V83H40ZM40 84H39L38 86H40ZM43 84H45V83H43ZM43 84H41V86H42ZM46 84H47V83H46ZM79 84H80V83H79ZM96 84H97V83H96ZM96 84L94 83V85H96ZM99 84H100V83H99ZM99 84H98V85H99ZM105 84H107V83H105ZM105 84H102V85H104V86H101V87H104V89L107 87V85H106V87H105ZM118 84H121V83H118ZM131 84H132V83H131ZM131 84H130V85H131ZM133 84H134V83H133ZM153 84H155V83H153ZM161 84H162V83H161ZM163 84H165V83H163ZM182 84H183V83H182ZM186 84L188 85L189 83H186ZM186 84H185V85H186ZM190 84H191V83H190ZM192 84H193V83H192ZM194 84H195V83H194ZM223 84H224V83H223ZM241 84H242V83H241ZM244 84H245V83H244ZM261 84H262V83H261ZM0 85H1V84H0ZM8 85H9V83H8ZM10 85H11V84H10ZM21 85H22V84H21ZM64 85L66 86V83H65V82L63 83V87H65ZM76 85H77V84H76ZM80 85H81V84H80ZM88 85H89V84H88ZM98 85H97V86H98ZM128 85H129V84H128ZM146 85H148V84L146 83ZM151 85H152V84H151ZM156 85H157V84H156ZM167 85H168V84H167ZM171 85L173 86V83H172ZM175 85L178 86V84H175ZM175 85H174V86H175ZM179 85H180V84H179ZM183 85H184V84H183ZM183 85H181V88H182ZM263 85H264V84H263ZM6 86H7V85H6ZM38 86H37V87H38ZM71 86H72V85H71ZM137 86H138V85H137ZM139 86H140V85H139ZM149 86H150V85H149ZM169 86H170V85H169ZM224 86H225V85H224ZM224 86H223V87H224ZM247 86H248V85H247ZM260 86H261V85H260ZM17 87H18V86H17ZM30 87H31V86H30ZM30 87H28V88L30 89ZM37 87H36V88H37ZM63 87H61V88L59 87V89H62V90H63ZM66 87H67V86H66ZM68 87H69V85H68ZM74 87H75V86H74ZM119 87L121 88V86L118 85V90L116 91V92H117V95H118V92H119ZM122 87H124V85H123ZM126 87L128 88V86H126ZM147 87H148V86H147ZM164 87H165V86H164ZM175 87H176V86H175ZM219 87H220V86H219ZM219 87H218V88H219ZM235 87H236V86H235ZM0 88H2V89L4 90L3 87H0ZM5 88H6V87H5ZM10 88H11V87H10ZM23 88H25V87H23ZM23 88H22L21 90H23ZM32 88H34V87H32ZM39 88H40V87H39ZM42 88H43V87H42ZM42 88H41V89H42ZM45 88H47V87H45ZM94 88H95V87H94ZM94 88L92 87V91H93ZM114 88L117 89V86L114 87ZM136 88H137V87H136ZM136 88H135L134 90H136ZM157 88H158V86H157ZM166 88H167V87H166ZM170 88H171V87H170ZM170 88H169V89H170ZM172 88H173V87H172ZM192 88H193V87H192ZM233 88H234V87H233ZM71 89H72V88H70V90H71ZM96 89H97V88H96ZM101 89H102V88H101ZM112 89H113V88H112ZM112 89H111V90H112ZM125 89H126V88H125ZM169 89H168V90H169ZM176 89H177V87H176ZM221 89H223V88H221ZM241 89H242V88H241ZM260 89H261V88H260ZM11 90H12V89H11ZM17 90H18V88H17ZM17 90H16V92H17ZM19 90H20V89H19ZM19 90H18V94H19ZM21 90H20V92H21ZM25 90H27V89H25ZM36 90H37V89H36ZM45 90H46V89H45ZM54 90H56V89H54ZM54 90H52V92H54ZM62 90H61V92H62ZM88 90H89V92H91V91H90V90H91L90 88H89ZM99 90H100V88H99ZM99 90H98V92H99ZM102 90H103V89H102ZM114 90H115V89H114ZM129 90H130V89H129ZM160 90H161V89H160ZM174 90H175V88H174ZM174 90H172V92H173ZM226 90H227V89H226ZM23 91H24V90H23ZM31 91H32V90H31ZM42 91H43V90H42ZM47 91H49V90H47ZM47 91H46V92H47ZM57 91H58V90H57ZM67 91H68V90H67ZM94 91H95V90H94ZM107 91H108V92L110 91V87H109V89H108ZM107 91H106V92H107ZM122 91H123V90H122ZM156 91H158V90H156ZM170 91H171V89H170ZM170 91H168L167 94H169ZM249 91H250V88H249ZM3 92H4V91H3ZM13 92H14V91H13ZM33 92H34V91H33ZM46 92H45V93H46ZM50 92H51V91H50ZM50 92H49V93H50ZM68 92H69V91H68ZM124 92H125V91H124ZM130 92H132V91H130ZM133 92H134V91H133ZM135 92H136V91H135ZM151 92H152V91H151ZM161 92H162V90H161ZM177 92H178V89H177ZM257 92H258V91H257ZM257 92H254V93H257ZM6 93H7V92H6ZM6 93H5V94L3 93V95H6ZM22 93H23V92H22ZM26 93H28V90H27ZM59 93H60V92H59ZM59 93H58V94H59ZM64 93H65V92H64ZM71 93H74V92H71ZM95 93H96V92H95ZM99 93H100V92H99ZM109 93H110V92H109ZM109 93H108V94H109ZM112 93H115V92H112ZM128 93H129V92H128ZM128 93H127V94H128ZM139 93H140V92H139ZM162 93H163V92H162ZM164 93H166V92H164ZM164 93H163V94H164ZM190 93H192V92H190ZM190 93H189V94H190ZM47 94H48V93H47ZM51 94H52V93H51ZM51 94H50V95H51ZM61 94H62V93H61ZM67 94H68V93H67ZM67 94L65 93V95H67ZM91 94H92V93H91ZM102 94L105 95V92L103 93V91H102ZM122 94H124V93H122ZM148 94H149V93H148ZM148 94H147V95H148ZM257 94H258V93H257ZM13 95H14V94H13ZM25 95H26V94H25ZM44 95H46V94H44ZM44 95H43V97H45ZM65 95L62 94L61 96L64 97ZM69 95H70V94H69ZM103 95H101V96H103ZM128 95H129V94H128ZM128 95H127V98H128ZM132 95H133V94H132ZM140 95H141L140 97H143L142 94H140ZM181 95L183 96V94H181ZM252 95H253V93L251 94V96H252ZM259 95H260V94H259ZM259 95H257V96H259ZM262 95H263V93H262ZM21 96H23V95L20 94L19 97H21ZM29 96H30V94H29ZM29 96H28V98H29ZM32 96H33V95H32ZM32 96H31V97H32ZM41 96H42V95H41ZM41 96H40V97H41ZM48 96H49V95H48ZM52 96H54V94H53ZM56 96H57V95H56ZM56 96H55V99H56ZM72 96H73V95H72ZM79 96H80V95H79ZM107 96H108V98H109V95H107ZM122 96H123V95H122ZM138 96H139V95H138ZM148 96H149V95H148ZM165 96H166V95H165ZM171 96H172V95H171ZM257 96H255V97H257ZM2 97H4V96L0 95V99H1ZM7 97H8V95H7ZM7 97H6V98H7ZM16 97H17V96H15V98H16ZM24 97H26V96H24ZM57 97H58V96H57ZM70 97H71V96H70ZM82 97H83V95H82ZM87 97H88V96H87ZM111 97H112V96H111ZM113 97H114V96H113ZM113 97H112V98H113ZM130 97H131V96H130ZM130 97H129V98H130ZM157 97H158V96H157ZM178 97H179V96H178ZM248 97H249V96H248ZM252 97H253V96H252ZM252 97H251V98H252ZM255 97H253V98H255ZM28 98H26V99L28 100ZM32 98H34V96H33ZM64 98H65V97H64ZM73 98H74V96H73ZM77 98H78V97H77ZM103 98H104V97H103ZM116 98H118V97H116ZM143 98H144V97H143ZM145 98H146V97H145ZM152 98H153V97H152ZM152 98H151V99H152ZM210 98H211V97H210ZM249 98H250V97H249ZM2 99H3V98H2ZM2 99H1V100H2ZM4 99H5V98H4ZM4 99H3V100H4ZM7 99H8V98H7ZM19 99H20V98H18V100H19ZM35 99H36V98H34V100H35ZM40 99H41V98H39V97L37 98V100H40ZM50 99H51V98H50ZM67 99H68V97H67ZM80 99H81V97H80ZM80 99H79V100H80ZM121 99H122V98H121ZM125 99H126V97H125ZM130 99H131V98H130ZM134 99H135V98H134ZM140 99H141V98H140ZM140 99H138V100H140ZM147 99H148V98H147ZM147 99H146V100H147ZM180 99H182V97H181ZM247 99H248V98H247ZM15 100H16V99H15ZM18 100H16V101L18 102ZM21 100H22V99H21ZM58 100H59V99H58ZM60 100H61V99H60ZM79 100H78V101H79ZM82 100H83V98H82ZM103 100H104V99H103ZM106 100H107V99H106ZM117 100H118V99H117ZM138 100H137V101H138ZM156 100H159V99L157 98ZM258 100H259V99H258ZM24 101H26V100H23V102H24ZM35 101H36V100H35ZM42 101H43V99H42ZM42 101H40V102H42ZM70 101H71V103H72V100H71V99H70ZM74 101H75V100H74ZM96 101H97V100H96ZM122 101H123V100H122ZM125 101H127V99H126ZM125 101H124V103H125ZM135 101H136V100H135ZM141 101H142V100H141ZM187 101H188V100H187ZM209 101H210V99H209ZM212 101H213V100H212ZM252 101H253V99L251 100V103H252ZM3 102H4V101L1 102V103H2V104H1V106H2L1 108H3V106L5 107V104L3 105ZM26 102H28V101H26ZM26 102H25V103H26ZM30 102H33V101L31 100ZM46 102H47V101H46ZM52 102H53V101H52ZM65 102H66V101H65ZM79 102H80V101H79ZM84 102H85V101H84ZM97 102H98V101H97ZM104 102H105V101H104ZM104 102H103V103H104ZM117 102H119V101H117ZM150 102H151V101H150ZM179 102H182V101H179ZM179 102H178V103H179ZM185 102H186V101H185ZM188 102H189V101H188ZM254 102L257 104V101L254 100ZM10 103H12V102H10ZM19 103H20V102H19ZM19 103H18V105H19ZM44 103H45V102H44ZM53 103H54V102H53ZM53 103H52V104H53ZM57 103H58V102H57ZM60 103H61V102H60ZM60 103H58V104H60ZM62 103H63V102H62ZM75 103H76V101L74 102L73 105H75ZM86 103H87V101H86ZM101 103H102V102H101ZM121 103H123V102H121ZM124 103H123V104H124ZM132 103H133V102H132ZM136 103H137V102H136ZM165 103H166V102H165ZM176 103H177V102H176ZM208 103H209V102H208ZM7 104H8V103H7ZM7 104H6V105H7ZM13 104H14V103H13ZM21 104H22V103H21ZM52 104H51V105H52ZM65 104H70V103H65ZM65 104H63V105H65ZM76 104H77V103H76ZM82 104H83V102H82ZM114 104H117V103L115 102ZM151 104H153V103H151ZM155 104H157V103H155ZM182 104H184V103H182ZM209 104H210V103H209ZM244 104H245V102H244ZM253 104H254V103H253ZM18 105H16V107H17ZM22 105H23V104H22ZM26 105H27V103H26ZM28 105H30V104H28ZM28 105H27V106H28ZM41 105H42V104H41ZM135 105H136V104H135ZM137 105H138V104H137ZM137 105H136V106H137ZM140 105H141V104H140ZM145 105H146V104H145ZM160 105H161V104H160ZM177 105H178V104H177ZM262 105L264 106V103H262ZM35 106H36V104H35ZM43 106H44V105H43ZM43 106H42V108H43ZM49 106H50V105H49ZM56 106H57V105H56ZM66 106H67V105H66ZM69 106H70V105H69ZM80 106H81V109H82V106H83V105H80ZM90 106H91V103H90ZM133 106H134V105H133ZM138 106H139V105H138ZM146 106H147V105H146ZM204 106H205V105H204ZM212 106H214V105H212ZM7 107H8V106H7ZM13 107H14V106H13ZM16 107H14V108H16ZM37 107H38V106H37ZM58 107H59V106H58ZM71 107H73V106H71ZM85 107H86V104H85ZM91 107H92V106H91ZM111 107H113V105H112ZM111 107H110V108H111ZM116 107H117V106H116ZM121 107H122V106H121ZM142 107H143V106H142ZM160 107H161V106H160ZM177 107H179V105H178ZM24 108H25V107H24ZM32 108H33V107H32ZM34 108H35V107H34ZM63 108H64V107H63ZM79 108H80V107H79ZM92 108H93V107H92ZM117 108H118V107H117ZM130 108H131V107H130ZM134 108H135V107H133V109H134ZM154 108H155V106H154ZM167 108H168V107H166V109H167ZM174 108H176V107H174ZM179 108H180V107H179ZM181 108H182V107H181ZM252 108H253V106H252ZM252 108H251V111H252ZM6 109H7V108H6ZM12 109H13V108H12ZM12 109H8V111H9V110L11 111ZM22 109H23V108H22ZM27 109H28V108H27ZM59 109H60V108H59ZM95 109H96V108H95ZM138 109H139V107L137 108V110H138ZM172 109H173V108H172ZM172 109H171V110H172ZM176 109H177V108H176ZM0 110H2V109H0ZM3 110H4V109H3ZM15 110H16V109H15ZM15 110L13 109L14 113H15ZM24 110H25V109H24ZM29 110H30V109H28V111L26 110L27 113L29 112ZM49 110H50V109H48V111H49ZM60 110H61V109H60ZM63 110H65V109H63ZM73 110H74V109H73ZM85 110H86V109H85ZM85 110H84V111H85ZM112 110H113V109H112ZM134 110H135V109H134ZM152 110H154V109H152ZM167 110H168V109H167ZM263 110H264V108H263ZM10 111H9V112H10ZM22 111H23V110H22ZM26 111H25V112H26ZM34 111H35V109H34ZM61 111H62V110H61ZM80 111H81V110H80ZM107 111H108V110H107ZM129 111H131V109H130ZM147 111H148V110H147ZM176 111H177V110H176ZM257 111H259V110H257ZM257 111H256V112H257ZM261 111H262V110H261ZM0 112H1V111H0ZM3 112H4V111H3ZM11 112H12V111H11ZM17 112H18V110H17ZM42 112H43V111H42ZM57 112H58V111H57ZM75 112H76V110H75ZM77 112H78V110H77ZM93 112H94V111H93ZM101 112H102V111H101ZM101 112H100V114H101ZM126 112L128 113V111H126ZM148 112H149V111H148ZM153 112H155V110H154ZM190 112H191V111H190ZM193 112H194V111H193ZM256 112H254V113H256ZM12 113H13V112H12ZM14 113H13V114H14ZM27 113H26V114H27ZM32 113H33V112H32ZM32 113H31V114H32ZM50 113H51V112H50ZM50 113H49V114H50ZM127 113H126V114H127ZM144 113H145V112H144ZM149 113H150V112H149ZM20 114H21V113H20ZM39 114H40V112H39ZM49 114H46V115H49ZM52 114H53V112H52ZM55 114H56V113H55ZM58 114H59V113H58ZM62 114H63V113H62ZM66 114H67V113H66ZM91 114L93 115V113H91ZM91 114H90V116H92ZM94 114H95V112H94ZM106 114H107V113H106ZM145 114H146V113H145ZM153 114H154V113H153ZM252 114H253V113H252ZM5 115H7V113H5ZM5 115H4V116H5ZM10 115H11V113H10ZM10 115L8 114L7 116H9V117H7V116H6V117H7V118H11L12 115H11V117H10ZM32 115H34V114H32ZM96 115H97V114H96ZM107 115H110V113H108ZM114 115H115V114H114ZM116 115H117V114H116ZM121 115H122V114H121ZM123 115H124V114H123ZM131 115H132V114H131ZM131 115H130V117H131ZM186 115H187V112H186ZM195 115H196V114H195ZM195 115H194V116H195ZM1 116H2V115H0V117H1ZM21 116H22V115H21ZM21 116H20V117H21ZM39 116H40V115H37L38 118H39ZM41 116H42V115H41ZM52 116H53V115H52ZM56 116H57V115H56ZM85 116H86V115H85ZM87 116H88V115H87ZM102 116H103V118H104V114H103ZM112 116H113V115H112ZM187 116H188V115H187ZM189 116H190V113H189ZM2 117H3V116H2ZM6 117H5V118H6ZM20 117H19V118H20ZM31 117H32V116H31ZM35 117H36V116H35ZM60 117H61V115H60ZM92 117H94V116H92ZM97 117H98V116H97ZM105 117H106V116H105ZM113 117H114V116H113ZM126 117H127V116H126ZM126 117H125V118H126ZM137 117H138V115H137ZM141 117H142V116H141ZM141 117H140V119H141ZM148 117H149V116H148ZM155 117H156V116H155ZM171 117H172V115H171ZM32 118H33V117H32ZM58 118H59V117H58ZM100 118H101V115H100ZM100 118H98L99 121H100ZM106 118H107V117H106ZM123 118H124V117H123ZM181 118H182V117H181ZM181 118H179L180 121H181ZM0 119H1V118H0ZM12 119H13V118H12ZM21 119H22V118H21ZM34 119H35V118H34ZM44 119H45V118H44ZM65 119H66V118H65ZM108 119H109V118H108ZM127 119H128V118H127ZM129 119H130V118H129ZM146 119L148 120V118H145V120H146ZM157 119H159V118H157ZM183 119H184V118H183ZM183 119H182V120H183ZM189 119H190V117H189ZM6 120H7V119H6ZM24 120H25V119H24ZM27 120H28V119H27ZM53 120H54V119H53ZM58 120L61 121V119H58ZM62 120H63V119H62ZM82 120H84V119H82ZM82 120H81V121H82ZM85 120H86V119H85ZM89 120H90V119H89ZM104 120H105V119H104ZM109 120H110V119H109ZM136 120H137V119H136ZM145 120H144V121H145ZM147 120H146V121H147ZM160 120H161V119H160ZM186 120H187V119H186ZM197 120H198V119H197ZM261 120H262V119H261ZM12 121H13V120H12ZM16 121H18V120H16ZM16 121H14V122H16ZM20 121H21V120H20ZM28 121H29V120H28ZM63 121H64V120H63ZM63 121H62V122H63ZM92 121H94V120H92ZM113 121H114V120H113ZM115 121H118V122H119V120H116V119H115ZM138 121H139V119H138ZM140 121H141V120H140ZM140 121H139V122H140ZM161 121H164V120H161ZM187 121H188V120H187ZM187 121H186V122H187ZM189 121H190V120H189ZM23 122H25V121H23ZM33 122H34V121H33ZM35 122H36V121H35ZM51 122H52V121H51ZM82 122H83V121H82ZM107 122H108V121H107ZM109 122H110V121H109ZM111 122H112V121H111ZM157 122H160V121H157ZM177 122H179V121H177ZM183 122H184V121H183ZM195 122H196V121H195ZM255 122L257 123V121H255ZM5 123H6V122H5ZM9 123H10V122H9ZM11 123H12V122H11ZM16 123H17V122H16ZM18 123H19V122H18ZM18 123H17V124H18ZM40 123H41V122H40ZM49 123H50V122H48V124H49ZM59 123H60V122H59ZM59 123H58V124H59ZM76 123H77V122H76ZM85 123H86V122H85ZM88 123H89V122H88ZM97 123H99V122L97 121ZM101 123H102V122H101ZM101 123H100V124H101ZM104 123H105V121H104ZM113 123H115V122H113ZM122 123H123V122H122ZM140 123H141V122H140ZM145 123H146V122H145ZM152 123H153V122H152ZM162 123H163V122H162ZM188 123H189V122H188ZM259 123L261 124L260 121H259ZM259 123H258V124H259ZM263 123H264V122H263ZM56 124H57V123H56ZM56 124H54V125H56ZM80 124H82V123H80ZM117 124H118V123H117ZM117 124H116V125L113 124V126H115V127H116V126H119V125H117ZM125 124H127V122H126ZM130 124H131V123H130ZM132 124H134V123L132 122ZM146 124H147V123H146ZM155 124H156V123H155ZM160 124H161V123H160ZM166 124H167V123H166ZM166 124H165V125H166ZM243 124H244V123H243ZM1 125H3V124L1 123ZM13 125H14V124H13ZM20 125H21V124H20ZM25 125H26V124H25ZM25 125H24V126H25ZM45 125H46V124H45ZM75 125H76V124H75ZM88 125H89V124H88ZM123 125H124V124H123ZM127 125H128V124H127ZM141 125H142V124H141ZM151 125H152V124H151ZM157 125H158V124H157ZM162 125H163V124H162ZM168 125H169V124H168ZM177 125H178V124H177ZM42 126H44V125H42ZM82 126H83V125H82ZM110 126H111V125H110ZM110 126H109V127H110ZM113 126H112V127H113ZM121 126H122V125H121ZM128 126H129V125H128ZM128 126H125V125H124V127H128ZM134 126H135V125H134ZM142 126H143V125H142ZM147 126H148V125H147ZM166 126H167V125H166ZM174 126H176V124H175ZM178 126H179V125H178ZM5 127H6V126H5ZM19 127H20V126H19ZM22 127H23V126H22ZM61 127H62V126H61ZM89 127H90V126H89ZM93 127H94V126H93ZM109 127L107 126V128H109ZM112 127H111V128H112ZM119 127H120V126H119ZM136 127H139V126H135V128H136ZM140 127H141V126H140ZM159 127H160V126H159ZM159 127H158V128H159ZM161 127H162V126H161ZM161 127H160V128H161ZM167 127L169 128V126H167ZM229 127H230V126H229ZM233 127H234V126H233ZM32 128H33V127H32ZM40 128H41V127H40ZM80 128H81L80 125H79V128H78V126H77V129L81 130ZM101 128H102V126H101ZM116 128H117V127H116ZM120 128H122V127H120ZM129 128H131V127L129 126ZM152 128H153V125H152ZM156 128H157V127H156ZM168 128H167V130H168ZM176 128H177V127H176ZM180 128H181V126H180ZM10 129H13V126H12V128H11V126H10L9 130H10ZM16 129H18V128H16ZM24 129H25V128H24ZM53 129H54V128H53ZM124 129H125V128H124ZM139 129H140V128H139ZM148 129H149V128H148ZM178 129H179V128H178ZM182 129H183V128H182ZM0 130H1V129H0ZM2 130H3V129H2ZM4 130H5V128H4ZM36 130H37V129H36ZM36 130H34V131H36ZM42 130H43V129H42ZM45 130H46V129H45ZM64 130H66V129H64ZM67 130H68V128H67ZM74 130H75V129H74ZM116 130H117V129H116ZM116 130H115V131H116ZM125 130H127V129H125ZM136 130H137V129H136ZM255 130H256V128H255ZM19 131H20V129H19ZM26 131H27V129H26ZM29 131H30V130H29ZM108 131H109V130H108ZM113 131H114V130H113ZM146 131H147V129H146ZM146 131H144V132H146ZM159 131H160V130H159ZM172 131H173V130H172ZM183 131H184V130H183ZM0 132H2V131H0ZM4 132H5V131H4ZM6 132H7V130H6ZM11 132H12V130H11ZM30 132H31V131H30ZM45 132H46V131H45ZM66 132H67V131H66ZM68 132H69V131H68ZM71 132L73 133L72 130H71L69 133H71ZM76 132H77V131H76ZM76 132H75V134H76ZM104 132H105V131H104ZM121 132H123V130H122ZM121 132H120V133H121ZM124 132H125V131H124ZM131 132H132V131H131ZM137 132H138V130H137ZM141 132H142V131H141ZM141 132H140V133H141ZM144 132H142V133H144ZM254 132H255V131H254ZM2 133H3V132H2ZM19 133H20V132H19ZM22 133H24V132H22ZM35 133H37V132H35ZM62 133H63V129H62ZM69 133H68V135H69ZM77 133H78V132H77ZM109 133H110V131H109ZM120 133H119V134H120ZM125 133H126V132H125ZM134 133H135V132H134ZM134 133H133V134H134ZM159 133H160V132H159ZM252 133H253V132H252ZM255 133H256V132H255ZM255 133H254V134H255ZM258 133H259V132H258ZM0 134H1V133H0ZM39 134H42V131H41V133H39ZM44 134H45V133H44ZM46 134H47V133H46ZM64 134H65V133H64ZM64 134H63V135H64ZM75 134H74V137H75ZM81 134H82V133H81ZM99 134H100V133H99ZM101 134H102V133H101ZM133 134H132V135H133ZM136 134H137V133H136ZM136 134H135V135H136ZM152 134H154V133H152ZM161 134H162V132H161ZM161 134H160V135H161ZM164 134H165V133H164ZM168 134H170V132H169ZM172 134H173V133H172ZM183 134H184V133H182V135H183ZM191 134H192V133H191ZM247 134H248V133H247ZM256 134H257V133H256ZM3 135H5V134L0 135L1 140H4V137H2ZM7 135H8V134H7ZM10 135H11V134H10ZM13 135H14V134H13ZM16 135H18V134H16ZM16 135H14V136H16ZM21 135H22V134H21ZM28 135H32V134L29 133ZM61 135H62V134H61ZM68 135H67V136H68ZM70 135H71V134H70ZM85 135H86V134H85ZM85 135H84V137H85ZM95 135H97V134H94V136H95ZM111 135H112V134H111ZM113 135H115V133H113ZM122 135H123V134H122ZM143 135L145 136V133H144ZM149 135H150V134H149ZM174 135H175V134H174ZM176 135H177V134H176ZM176 135H175V136H176ZM23 136H24V138L26 139L25 141H27V137L30 138L29 136L26 137L25 135H22V137H23ZM37 136L40 137V136L38 135V133H37ZM42 136H43V135H42ZM44 136H45V135H44ZM59 136H60V134H59ZM89 136H90V135H89ZM105 136H106V135H105ZM116 136H117V135H116ZM139 136H141V135H139ZM175 136H174V137H175ZM177 136L179 137V135H177ZM196 136H197V135H196ZM234 136H235V135H234ZM6 137L8 138V136H6ZM34 137H35V136H34ZM34 137L32 136L31 138H34ZM64 137H66V136H64ZM97 137H98V136H97ZM99 137H100V136H99ZM108 137H109V136H108ZM130 137H131V136H130ZM135 137H136V136H135ZM145 137H147V136H145ZM155 137H156V136H155ZM166 137H167V136H166ZM184 137H185V136H184ZM2 138H3V139H2ZM16 138H17V137H16ZM19 138H21V137L19 136ZM42 138H43V137H42ZM57 138H58V137H57ZM57 138H56V139H57ZM61 138H62V137H61ZM81 138H82V137H81ZM86 138H88V137H86ZM163 138H164V137H163ZM181 138H182V137H181ZM5 139H6V138H5ZM40 139H41V138H40ZM49 139H50V138H49ZM84 139H85V138H84ZM93 139H94V138H93ZM97 139H98V138H97ZM97 139L95 138V140H97ZM125 139L127 140V138H125ZM136 139H137V137H136ZM140 139H141V137L139 138V140H140ZM147 139H148V138H147ZM152 139H153V138H152ZM161 139H162V136H161ZM167 139H168V138H167ZM9 140H10V139H9ZM21 140H22V139H21ZM33 140H34V139H33ZM35 140H36V139H35ZM38 140H39V138H38ZM50 140H51V139H50ZM50 140H49V142H50ZM54 140H55V138H54ZM75 140H76V139H75ZM79 140H80V139H79ZM91 140H92V139H91ZM95 140H93V141H95ZM98 140H99V139H98ZM98 140H97V142H98ZM101 140H104V138L101 139ZM101 140H100V141H101ZM118 140H119V139H118ZM122 140H123V138L121 139V141H122ZM130 140H131V139H130ZM134 140H135V139H134ZM137 140H138V139H137ZM142 140H143V136H142ZM142 140H140V142H141ZM156 140H157V139H156ZM168 140H169V139H168ZM12 141H13V140H12ZM17 141H18V140H17ZM31 141H32V140H31ZM36 141H37V140H36ZM51 141H52V140H51ZM80 141H81V140H80ZM114 141H115V140H113V142H114ZM135 141H136V140H135ZM151 141H152V140H151ZM161 141H163V140H161ZM175 141H176V140H175ZM177 141H178V140H177ZM190 141H191V140H190ZM190 141H187V142L189 143ZM226 141H227V140H226ZM242 141H243V140H242ZM0 142H1V141H0ZM2 142H3V141H2ZM7 142H8V141H7ZM7 142H4V143L7 144ZM49 142H48V144H49ZM69 142H70V141H69ZM81 142H82V141H81ZM83 142H84V140H83ZM85 142H86V140H85ZM97 142H96V143H97ZM140 142H139V143H140ZM145 142H146V141H145ZM170 142H171V141H170ZM172 142H174V141H172ZM181 142H182V141H181ZM251 142H252V141H251ZM8 143H9V142H8ZM13 143H15V142H13ZM18 143H21V142H18ZM33 143H34V142H33ZM35 143H36V142H35ZM38 143L40 144V142H38ZM94 143H95V142H94ZM132 143L134 144L135 142H133V140H132ZM149 143H150V142H149ZM164 143H165V142H164ZM188 143H187V144H188ZM191 143H192V142H191ZM191 143H189V144L191 145ZM26 144H28V143H26ZM31 144H32V143H31ZM36 144H37V143H36ZM43 144H44V142H43ZM43 144H42V145H43ZM45 144H46V143H45ZM48 144H47V145H48ZM85 144H86V143H85ZM88 144H89V143H88ZM98 144H99V143H98ZM109 144L112 145L111 142H110ZM109 144H108V145H109ZM129 144H131V142H130ZM133 144H132V145H133ZM153 144H154V143H153ZM158 144H159V143H158ZM185 144H186V143H185ZM185 144H183V145H185ZM189 144H188V145H189ZM13 145H14V144H13ZM61 145L64 146V143L61 144ZM81 145H82V144H81ZM89 145H92V143L89 144ZM95 145H97V144H95ZM115 145H116V143H115ZM127 145H128V144H127ZM127 145H125V146H127ZM141 145H142V143H141ZM144 145H145V144H144ZM144 145H143V146H144ZM147 145H148V143H147ZM176 145H177V144H176ZM176 145L172 146L171 148L173 149L174 147H176ZM192 145H193V144H192ZM192 145H191V146H192ZM199 145H200V144H199ZM208 145H209V144H208ZM38 146H39V145H38ZM101 146H102V144H101ZM101 146H100V147H101ZM133 146H134V145H133ZM135 146H136V145H135ZM137 146H138V145H137ZM155 146H157V145H155ZM195 146L200 148V146H197V145H195ZM195 146H194V148H196ZM10 147H11V144H10ZM15 147H17V146H15ZM41 147H42V146H41ZM79 147H80V143H79ZM85 147H86V146H85ZM96 147H97V146H96ZM100 147H99V149H100ZM123 147H124V146H123ZM138 147H139V146H138ZM177 147H178V146H177ZM1 148H2V147H1ZM13 148H14V147H13ZM34 148H35V147H34ZM57 148H59V146H58ZM64 148H65V147H64ZM87 148L90 149L89 147H87ZM91 148H92V147H91ZM97 148H98V147H97ZM106 148H108V146H107ZM106 148H102V147H101V149H105V150H106ZM110 148H111V146H110ZM115 148H116V146H115ZM121 148H122V146H121ZM129 148H130V147H129ZM140 148H141V147H140ZM144 148H145V147H144ZM178 148H179V147H178ZM201 148H202V146H201ZM213 148H214V147H213ZM14 149H15V148H14ZM23 149H24V148H23ZM25 149H26V148H25ZM61 149H62V148L60 147L59 150H61ZM78 149H79V148H78ZM93 149H94V148H93ZM99 149H98V150H99ZM124 149H125V148H124ZM132 149H133V148H132ZM149 149H150V148H149ZM168 149H169V146H168ZM172 149H171V150H172ZM179 149H181V148H179ZM188 149H189V148H188ZM191 149H192V148H191ZM15 150H16V149H15ZM28 150H29V149H28ZM31 150H33V149H31ZM40 150H41V149H40ZM53 150H54V149H53ZM63 150H64V149H63ZM68 150H69V148H68ZM81 150H82V149H81ZM84 150H87V149H84ZM84 150H83V151H84ZM98 150H97L96 153L99 152ZM107 150H108V149H107ZM109 150H110V149H109ZM135 150H136V149H135ZM158 150H160V148H159V149L157 148V151H158ZM185 150H186V148H185ZM0 151H2V150L0 149ZM21 151H22V150H21ZM34 151H35V150H34ZM70 151H71V150H70ZM83 151H80V152H83ZM121 151H122V149H121ZM124 151H125V150H124ZM124 151H122V153H123ZM164 151H165V150H164ZM187 151H188V150H187ZM190 151H192V150H190ZM190 151H189V152H190ZM195 151H196V150H195ZM8 152H12V151L9 150ZM30 152H32V151H29V154H30ZM35 152H36V151H35ZM45 152H46V151H45ZM57 152H58V151H57ZM61 152H62V151H61ZM61 152H60V153H61ZM66 152H68V151H66ZM74 152H75V150H74ZM84 152H85V151H84ZM92 152H94V151H92ZM127 152H128V150H127ZM160 152H161V151H160ZM198 152H199V151H198ZM201 152H202V150H201ZM2 153H3V151H2ZM20 153H21V152H20ZM27 153H28V152H27ZM37 153H38V151H37ZM37 153H36V156H37ZM49 153H51V152H49ZM49 153H48V154H49ZM60 153H59V154H60ZM63 153H64V152H63ZM86 153H88V152H86ZM96 153H95L94 155H96ZM105 153H106V151H105ZM112 153H114V152H112ZM112 153H111V154H112ZM125 153H126V152H125ZM12 154H13L12 156H14V153H12ZM22 154H23V153H22ZM43 154H44V153H43ZM53 154H55V153L53 152ZM70 154H71V153H70ZM73 154H74V153H73ZM98 154L100 155V153H98ZM101 154H102V153H101ZM106 154H107V155H111V154H109L108 151H107ZM123 154H124V153H123ZM129 154H130V153H129ZM162 154H163V153H162ZM162 154H161V155H162ZM177 154L180 155V152H179V153L177 152ZM197 154H198V153H197ZM261 154H262V153H261ZM6 155H7V154H6ZM26 155H27V154H26ZM33 155H34V154H33ZM38 155H40V157L42 156L41 153L38 154ZM49 155L52 156V154H49ZM57 155H58V154H57ZM81 155H82V154H81ZM175 155H176V154H175ZM175 155H174V156H175ZM181 155L183 156V153H182ZM181 155H180V158H182ZM186 155H188V154H186ZM186 155H185V156H186ZM244 155H245V154H244ZM263 155H264V153H263ZM45 156H46V155H45ZM53 156L55 157L56 155H53ZM53 156H52V157H53ZM68 156H69V154H68ZM78 156H79V155H78ZM91 156H93V155H91ZM102 156H103V155H102ZM116 156H117V155H116ZM130 156H131V154H130ZM145 156H146V153H145ZM148 156H151V154H150V155L148 154ZM188 156H189V155H188ZM188 156H187V157H188ZM190 156H191V155H190ZM235 156H236V155H235ZM14 157H15V156H14ZM32 157H33V156H32ZM40 157L38 158V160L40 159ZM54 157H53V158H54ZM75 157H76V156H75ZM89 157H90V156H89V154H88V158H89ZM96 157H97V155H96ZM118 157H119V156H118ZM122 157H124V156H122ZM126 157H127V156H126ZM131 157H132V156H131ZM177 157H178V156H177ZM193 157H194V156H193ZM195 157H196V156H195ZM261 157H262V155H260V158H261ZM22 158H24V156H22ZM46 158H48V157H46ZM49 158H50V157H49ZM58 158H59V159H58V161H59V160H60V157H58ZM64 158H66V156H65ZM64 158H63V159H64ZM80 158H81V157H80ZM82 158H83V157H82ZM88 158H87V159H88ZM101 158H102V157H101ZM103 158H104V160H105L106 158H110V157H103ZM111 158H112V157H111ZM114 158H115V156H114ZM143 158H144V157H143ZM146 158H147V157H146ZM154 158H155V157H154ZM156 158H157V157H156ZM189 158H190V157H189ZM189 158H188V159H189ZM235 158H236V157H235ZM29 159H30V158H29ZM51 159H52V158H51ZM63 159H61V160H63ZM66 159H67V158H66ZM78 159H79V158H78ZM78 159H77V161H75V164H76V165H79V164L76 163V162H78ZM93 159H94V158H93ZM122 159H123V158H122ZM130 159H131V158H130ZM141 159H142V158H141ZM185 159H186V157H185ZM8 160H9V159H8ZM21 160H22V159H21ZM54 160H56V159H54ZM64 160H65V159H64ZM64 160H63V161H64ZM79 160H80V159H79ZM81 160H82V159H81ZM83 160H85V162H86V158L83 159ZM89 160H90V159H89ZM95 160H100V159H95ZM127 160H128V159H127ZM131 160H132V159H131ZM134 160H137V159L134 158ZM146 160H147V159H146ZM178 160H179V158H178ZM190 160H191V159H190ZM26 161H27V160H26ZM33 161L36 162L35 160H33ZM41 161H42V160H41ZM50 161H51V160H50ZM52 161H53V160H52ZM68 161H69V160H68ZM70 161H71V163H72V160H70ZM102 161H103V160H102ZM129 161H130V160H129ZM139 161H140V160H139ZM179 161H180V160H179ZM191 161L194 162L193 159H192ZM262 161H263V159H262ZM0 162H1V161H0ZM7 162H8V161H7ZM37 162H38V161H37ZM39 162H40V161H39ZM55 162H56V161H55ZM66 162H67V161H66ZM92 162H93V161H92ZM94 162H95V161H94ZM108 162H109V160H108ZM116 162H117V161H116ZM125 162H126V161L123 160L122 163H125ZM134 162H135V161H134ZM152 162H153V161H152ZM154 162H155V161H154ZM3 163H6V162H3ZM25 163H29V162H25ZM31 163H32V162H31ZM31 163H30V164H31ZM60 163H62V162H60ZM64 163H65V161H64ZM79 163H80V162H79ZM82 163H84V162H82ZM89 163H90V162H89ZM98 163H99V162H98ZM114 163H115V162H114ZM120 163H121V162H120ZM126 163H127V162H126ZM149 163H150V162H149ZM186 163H187V162H186ZM195 163H196V162H195ZM195 163H194V164H195ZM7 164H8V163H7ZM7 164H6V165H7ZM9 164H11V163H9ZM12 164H13V163H12ZM14 164H15V162H14ZM23 164H24V163H23ZM41 164H42V163H41ZM44 164H45V163H44ZM52 164H54V163H52ZM84 164H86V163H84ZM84 164H83V165H84ZM90 164H91V163H90ZM94 164L97 165V163H94ZM102 164H103V163H102ZM102 164H101V165H102ZM104 164H105V163H104ZM107 164H111V163L109 162V163H107ZM140 164H142V162H141ZM159 164H160V163H159ZM177 164H178V163H177ZM213 164H214V163H213ZM18 165H19V164H18ZM18 165H16V166H18ZM25 165H26V164H25ZM35 165H37V164H35ZM59 165H60V164H59ZM61 165H64V164H61ZM65 165H66V164H65ZM72 165H73V164H72ZM105 165H106V164H105ZM111 165H112V164H111ZM124 165H125V164H124ZM182 165H183V164H182ZM187 165H188V164H187ZM187 165H186V166H187ZM196 165H197V164H196ZM7 166H8V165H7ZM7 166H6V168H7ZM10 166H13V165H10ZM50 166H51V165H50ZM55 166H56V164H55ZM66 166H67V165H66ZM98 166H100V165H98ZM98 166H96V168H97ZM108 166H109V165H108ZM125 166H127V165H125ZM129 166H131V165H128L127 167L129 168ZM135 166H137V165H135ZM141 166H145V164H144V165H141ZM183 166H184V165H183ZM192 166H193V165H192ZM212 166H214V165H212ZM217 166H218V165H217ZM261 166H262V165H261ZM18 167H20V166H18ZM25 167H26V166H25ZM38 167H39V166H38ZM45 167H46V166H45ZM48 167H49V165H48ZM48 167H46V168H48ZM73 167H74V166H73ZM82 167H83V166H82ZM90 167H91V165H90ZM92 167H93V166H92ZM92 167H91V169L93 170L94 167H93V168H92ZM103 167H104V165L102 166V168H103ZM105 167H107V166H105ZM111 167H112V166H111ZM117 167H118V166H117ZM120 167H121V166H120ZM131 167H132V166H131ZM146 167H147V166H146ZM154 167H155V166H154ZM179 167H181V165H180ZM187 167H188V166H187ZM189 167H190V166H189ZM214 167H215V166H214ZM0 168H1V166H0ZM20 168H22V167H20ZM28 168H29V167H28ZM40 168H41V167H40ZM42 168H43V166H42ZM57 168H58V167H57ZM59 168H60V167H59ZM70 168H72V167H70ZM76 168H78V166H77ZM80 168H81V167H80ZM80 168H78V169H80ZM112 168H113V167H112ZM115 168H116V167H115ZM124 168H126V167H124ZM138 168H139V167H138ZM143 168H144V167H143ZM143 168H142V169H143ZM149 168H150V167H149ZM152 168H153V167H152ZM182 168H183V167H182ZM4 169H5V168H4ZM4 169H2V170H4ZM26 169H27V167H26ZM26 169H25V170H26ZM32 169H33V168L31 167L29 171H31ZM36 169H37V168H36ZM54 169H55V168H54ZM74 169H75V168H74ZM91 169H90V170H91ZM94 169H95V168H94ZM100 169H101V168H100ZM104 169H105V168H104ZM104 169H103V170H104ZM110 169H111V168H110ZM144 169H146V168H144ZM259 169H260V168H259ZM259 169H258V170H259ZM0 170H1V169H0ZM43 170H44V169H43ZM49 170H50V169H49ZM63 170H64V169H63ZM67 170H68V168H67ZM70 170H71V169H70ZM86 170H87V169H86ZM107 170H108V169H107ZM114 170H115V169H114ZM137 170H138V169H137ZM137 170H136V171H137ZM152 170H153V169H152ZM152 170H151V172H152ZM191 170H192V169H191ZM17 171H18V170H17ZM29 171H28V172H29ZM40 171H41V170H40ZM56 171H57V170H56ZM71 171H72V170H71ZM76 171H77V170H76ZM84 171H85V170H84ZM96 171H97V169H96ZM98 171H99V170H98ZM100 171H101V170H100ZM133 171H134V170H133ZM157 171H158V169H157ZM233 171H234V170H233ZM263 171H264V170H263ZM7 172H8V171H7ZM18 172H19V171H18ZM33 172H34V171H33ZM43 172H44V171H43ZM43 172H42V173H43ZM48 172H49V171H48ZM57 172H58V171H57ZM105 172H106V171H105ZM105 172H104V173H105ZM114 172H115V171H114ZM134 172H135V171H134ZM146 172H147V171H146ZM151 172H150V173H151ZM174 172H175V171H174ZM181 172H182V171H181ZM193 172H194V171L192 170V173H193ZM13 173H14V172H13ZM19 173H20V172H19ZM25 173H26V172H25ZM38 173H39V172H38ZM38 173L36 172V174H38ZM40 173H41V172H40ZM45 173H46V171H45ZM49 173H50V172H49ZM58 173H59V172H58ZM58 173H57V176H59ZM83 173H84V172H83ZM86 173H87V172H86ZM95 173H96V172H95ZM95 173H94V174H95ZM98 173H99V172H98ZM102 173H103V172H102ZM115 173H116V172H115ZM132 173H133V172H132ZM138 173H139V172H138ZM138 173H137V174H138ZM148 173H149V172H148ZM155 173H156V172H155ZM172 173H173V172H172ZM199 173H200V172H199ZM1 174H3V172H2ZM11 174H12V173H11ZM30 174H31V173H30ZM91 174H92V173H91ZM106 174H107V173H106ZM106 174H105V176H106ZM118 174H119V172H118ZM130 174H131V173H130ZM133 174H134V173H133ZM133 174H131V176H133ZM139 174H140V173H139ZM174 174H175V173H174ZM263 174H264V173H263ZM4 175H5V174H4ZM15 175H16V174H15ZM15 175H14V176H15ZM26 175H27V174H26ZM33 175H34V174H33ZM44 175H45V174H44ZM46 175H47V174H46ZM46 175H45V176H46ZM50 175H52V174H50ZM88 175H89V174H88ZM100 175H102V174H100ZM109 175H111V173H110ZM126 175H127V174H126ZM126 175H125V176H126ZM135 175H136V174H135ZM135 175L133 176L134 178L136 177ZM175 175H176V174H175ZM181 175H182V174H181ZM184 175H185V174H184ZM247 175H248V174H247ZM259 175H260V174H259ZM37 176H38V175H37ZM37 176H36V177H37ZM40 176L42 177V175H40ZM75 176H76V175H75ZM75 176H74V177H75ZM91 176H92V175H91ZM131 176H130V177H131ZM138 176H139V175H138ZM170 176H171V175H170ZM170 176H168V177H170ZM3 177H4V176H3ZM25 177H26V176H25ZM25 177H24V178H25ZM41 177H40V178H41ZM50 177H51V176H50ZM50 177H49V178H50ZM52 177H53V176H52ZM74 177H73V178H74ZM96 177H97V176H96ZM110 177H111V176H110ZM123 177H124V176H123ZM174 177H175V176H174ZM177 177H178V176H177ZM177 177H176V178H177ZM179 177L181 178V176H179ZM185 177H188V176L186 175ZM218 177H219V176H218ZM245 177H246V176H245ZM0 178H1V176H0ZM12 178H13V177H12ZM27 178H28V176H27ZM47 178H48V177H47ZM49 178H48V179H49ZM55 178H56V177H55ZM90 178H91V177H90ZM90 178L88 177V179H90ZM102 178H103V177H102ZM102 178H101V179H102ZM112 178H113V177H112ZM112 178H111V179H112ZM115 178H116V176H115ZM115 178H114V179H115ZM126 178H128V177H126ZM164 178H165V177H164ZM252 178H253V177H252ZM3 179H4V178H3ZM6 179H7V178H6ZM6 179H5V181H6ZM16 179H17V178H16ZM16 179H15V180H16ZM25 179H26V178H25ZM50 179H52V178H50ZM75 179H76V177H75ZM105 179H106V178H105ZM111 179H109L110 181L108 180V181H109V184L112 183V182H111ZM196 179H197V178H196ZM247 179H248V178H247ZM1 180H2V179H1ZM8 180H9V179H8ZM11 180H12V179H11ZM26 180H27V179H26ZM38 180H39V179H38ZM81 180H83V179H81ZM92 180H93V178H92ZM99 180H100V177H99ZM102 180H104V179H102ZM106 180H107V179H106ZM131 180H132V178H131ZM135 180H136V179H135ZM135 180H134V181H135ZM138 180H139V178H138ZM173 180H174V178H173ZM173 180H172V181H173ZM175 180H176V179H175ZM178 180H179V178H178ZM208 180H209V179H208ZM3 181H4V180H3ZM13 181H14V180H13ZM29 181H30V180H29ZM33 181H34V180H33ZM42 181H43V180H42ZM44 181H45V178H44ZM71 181H72V180H71ZM83 181H84V180H83ZM112 181H113V180H112ZM121 181H122V180H121ZM152 181H153V180H152ZM152 181H151V182H152ZM189 181H190V180H189ZM195 181H196V180H195ZM197 181H198V180H197ZM1 182H2V181H1ZM69 182H70V181H69ZM72 182H73V181H72ZM72 182H71V185H73ZM86 182H88V181H86ZM89 182H90V181H89ZM93 182H94V181H93ZM95 182H96V181H95ZM97 182H98V181H97ZM99 182H100V181H99ZM101 182H102V181H101ZM116 182H117V181H116ZM136 182H137V181H136ZM179 182L182 184L181 181H179ZM191 182H192V181H191ZM204 182H205V181H204ZM256 182H257V181H256ZM263 182H264V181H263ZM263 182H261V186H262V183H263ZM3 183L5 184V182H3ZM11 183H12V182H11ZM24 183H25V182H24ZM67 183H68V182H67ZM73 183H75V182H73ZM82 183H83V182H82ZM119 183H120V181H119ZM119 183H118V184H119ZM121 183H122V182H121ZM170 183H171V182H170ZM186 183H188V182H186ZM189 183H190V182H189ZM192 183H194V181H193ZM195 183H197V182H195ZM195 183H194V184H195ZM199 183H200V182H199ZM31 184H32V183H31ZM45 184H46V183H45ZM45 184H44V185H45ZM79 184H80V182H79ZM79 184H76V185H79ZM84 184H86V183H84ZM84 184H83V185H84ZM87 184H88V183H87ZM100 184H101V183H100ZM109 184H108V185H109ZM118 184H117V186H118ZM124 184H125V183H124ZM128 184H129V183H128ZM132 184H133V180H132ZM136 184H137V183H136ZM144 184H145V183H144ZM148 184H149V183H148ZM152 184H153V183H152ZM157 184H158V183H157ZM168 184H169V183H168ZM183 184H184V183H183ZM183 184H182V185H183ZM207 184H208V182H207ZM207 184H206V185H207ZM228 184H229V183H228ZM246 184H247V183H246ZM253 184H254V183H253ZM253 184L251 185V187L253 186ZM263 184H264V183H263ZM6 185H7V183H6ZM23 185H24V184H23ZM25 185H26V184H25ZM28 185H29V183H28ZM102 185H103V183H102ZM102 185H100V186H102ZM111 185H112V184H111ZM134 185H135V184H134ZM140 185H141V184H140ZM149 185H150V184H149ZM153 185H154V184H153ZM190 185H191V183H190L188 186H190ZM195 185L198 186L199 184H195ZM195 185H193V186H195ZM200 185H201V183H200ZM248 185H249V184H248ZM30 186H32V185H30ZM37 186H38V185H37ZM52 186H53V185H52ZM59 186H60V188H61L62 185H59ZM74 186H75V184H74ZM121 186H122V185H120V188H121ZM125 186H127V185L125 184ZM142 186L144 187V185H142ZM147 186H148V185H147ZM201 186H202V185H201ZM203 186H204V185H203ZM212 186H213V185H212ZM239 186H240V185H239ZM239 186H238L237 189H240ZM246 186H247V185H246ZM246 186H245V187H246ZM259 186H260V185H259ZM14 187H15V186H14ZM26 187H27V186H26ZM32 187H33V186H32ZM69 187H70V186L68 185V188H69ZM86 187H87V186H86ZM112 187H113V186H112ZM115 187H116V186H115ZM122 187H123V186H122ZM128 187H129V185H128ZM213 187H214V186H213ZM217 187H218V186H217ZM217 187H215V188H217ZM220 187H221V186H220ZM233 187H234V186H233ZM251 187H250V188H251ZM253 187H254V186H253ZM253 187H252V188H253ZM1 188H2V187H1ZM20 188H21V187H20ZM34 188H35V187H34ZM34 188H33V189H34ZM36 188H37V187H36ZM38 188H39V186H38ZM46 188H47V187H46ZM65 188H67V187H65ZM65 188L63 187V189H65ZM74 188H75V187H74ZM74 188H73V189H74ZM101 188H102V187H101ZM110 188H111V186H110ZM123 188L126 189V187H123ZM138 188H141V187H138ZM184 188H186V187H184ZM196 188H198V187H196ZM206 188H207V187H206ZM206 188L204 187V189H206ZM208 188H210V187H208ZM7 189H8V188H7ZM18 189H19V188H18ZM23 189H24V188H23ZM28 189H29V188H28ZM42 189H43V186H42ZM42 189H41V190H42ZM63 189H62V190H63ZM73 189H71V190H73ZM76 189H77V188H76ZM78 189H81V188L79 187ZM91 189H92V187H91ZM97 189H98V188H97ZM102 189H103V188H102ZM104 189H105V188H104ZM128 189H129V188H128ZM142 189H143V188H142ZM145 189H146V188H145ZM152 189H153V188H152ZM202 189H203V187H202ZM210 189H211V188H210ZM213 189H214V188H213ZM30 190H31V188H30ZM52 190H54L53 187H52ZM55 190H56V189H55ZM58 190H59V189H58ZM62 190H60V192H61ZM108 190H109V189H108ZM108 190L106 189V194H107V191H108ZM116 190H118V189H116ZM130 190H131V189H130ZM134 190H136V188H135ZM184 190H185V189H184ZM186 190H187V189H186ZM191 190H192V188H191ZM200 190H201V188H200ZM206 190H207V189H206ZM206 190H205V191H206ZM225 190H226V189H225ZM9 191H10V190H9ZM13 191H15V189H14ZM13 191H11L10 193H12ZM16 191H17V190H16ZM16 191H15V192H16ZM23 191H24V190H23ZM44 191H45V190H44ZM48 191H49V190H48ZM63 191H64V190H63ZM63 191H62V194H63ZM113 191H114V190H113ZM118 191H119V190H118ZM121 191H122V190H121ZM141 191H143V190H141ZM156 191H158V188L156 189ZM198 191H199V190H198ZM216 191H217V190H216ZM253 191H254V188H253ZM255 191H256V190H255ZM258 191H259V190H258ZM263 191H264V190H263ZM18 192H19V191H18ZM18 192H16L15 194H18ZM56 192H59V191L56 190ZM65 192H66V191H65ZM96 192H97V191H96ZM96 192H95V194H96ZM100 192H102V191H99L98 193H100ZM103 192H104V190H103ZM103 192H102V193H103ZM124 192H125V190H124ZM127 192H128V191H127ZM131 192H132V190H131ZM131 192H130V193H131ZM143 192H144V191H143ZM190 192H191V191H190ZM193 192H194V190H193ZM207 192H208V191H207ZM214 192H215V191H214ZM238 192H239V190L237 191V194H238ZM251 192H252V189H251ZM251 192H250V193H251ZM259 192H260V191H259ZM4 193H5V192H4ZM46 193H47V192H46ZM83 193H84V192H83ZM83 193H80V194L83 195ZM86 193H88V192H86ZM121 193H122V192H121ZM135 193H136V191H135ZM182 193L186 194L187 192H186V193H185V192H182ZM182 193H181V194H182ZM194 193H195V192H194ZM194 193H193V194H194ZM196 193H197V192H196ZM196 193H195V194H196ZM203 193H204V192H203ZM212 193H213V192H212ZM222 193H223V192H222ZM224 193H226V192H224ZM235 193H236V192H235ZM235 193H234V194H235ZM261 193H262V192H261ZM20 194H21V193H20ZM20 194H19V195H20ZM39 194H40V193H39ZM47 194H48V193H47ZM54 194H56V193H54ZM57 194H58V193H57ZM60 194H61V193H60ZM60 194H59V195H60ZM93 194H94V193H93ZM112 194H113V192H112ZM117 194H118V192H117ZM124 194H126V193H124ZM127 194H128V193H127ZM127 194H126V195H127ZM157 194H158V193H157ZM191 194H192V192H191ZM208 194H209V192H208ZM208 194H207V195H208ZM214 194H215V193H214ZM231 194H232V193H231ZM234 194H233V195H234ZM241 194H242V193H241ZM255 194H258V193L255 192V193L253 194L254 197H255V199H256V198L258 199L259 197H262V195L259 196V194H258V197H257ZM6 195H8V194H6ZM49 195H50V194H49ZM72 195H73V193H72ZM89 195H90V194H89ZM89 195H88V196H89ZM97 195H98V194H97ZM97 195H95V196H97ZM100 195L103 196V194H100ZM107 195H109V194H107ZM110 195H111V192H110ZM114 195H115V194H114ZM120 195H121V194H120ZM136 195H137V194H136ZM151 195H152V194H151ZM154 195H155V192H154ZM197 195H198V193H197ZM200 195H201V194H200ZM200 195H199V196H200ZM222 195H223V194H222ZM225 195H226V194H225ZM238 195H239V194H238ZM244 195H245V194H242V197H243ZM248 195H250V194H248ZM253 195H250L251 199H252ZM9 196H10V194H9ZM41 196L43 197V196H44V193H43ZM45 196H46V194H45ZM57 196H58V195H57ZM83 196H84V195H83ZM95 196H94V197H95ZM117 196H118V195H117ZM180 196H181V195H180ZM189 196H190V195H189ZM189 196L187 197L188 199H189ZM192 196H193V195H192ZM211 196H212V194H211ZM213 196H214V195H213ZM220 196H221V195H220ZM220 196H219V197H220ZM228 196H229V195H228ZM230 196H232V195H230ZM263 196H264V194H263ZM11 197H12V196H11ZM15 197L17 198V199L15 198L16 200L19 199V198H18V195L15 196ZM19 197H20V196H19ZM79 197H80V196H79ZM81 197H82V196H81ZM89 197H90V196H89ZM142 197H143V196H142ZM144 197H145V196H144ZM152 197H153V196H152ZM174 197H175V195H174L172 198L174 199ZM178 197H179V195H178ZM185 197H186V196H185ZM193 197H194V196H193ZM195 197H196V196H195ZM201 197H202V195H201ZM214 197H218V196L215 195ZM214 197H212V198H214ZM219 197H218V198H219ZM246 197H247V195H246ZM2 198H3V197H2ZM22 198H23V197H22ZM22 198L20 197L21 200H22ZM35 198H36V197H35ZM39 198H40V197H38V198H36V199H39ZM43 198H44V197H43ZM95 198H96V197H95ZM100 198H103V200L105 199L104 196H103V197H100ZM108 198H109V197H108ZM117 198H118V197H117ZM121 198H122V197H121ZM125 198L128 200L127 197H125ZM136 198H137V197H136ZM164 198H165V197H164ZM164 198H161V200H160L159 198H158V199H159L160 201H162V199H164ZM175 198H176V197H175ZM187 198H186V199H187ZM203 198H204V197H203ZM209 198H210V197H209ZM209 198H207V196H206V199H205V200L208 201ZM223 198H225V197H223ZM226 198H227V197H226ZM247 198H248V197H247ZM262 198H263V197H262ZM9 199H10V198H9ZM23 199L26 200V196H25V198H23ZM41 199H42V198H41ZM64 199H65V198H64ZM64 199H63V200H64ZM84 199H85V198H84ZM110 199H111V198H110ZM140 199H141V198H140ZM158 199H157V200H158ZM168 199H169V197H168ZM173 199H172V200H173ZM176 199H177V198H176ZM180 199H181V198H179V200H180ZM182 199H183V196H182ZM190 199H191V197H190ZM190 199H189V200H190ZM199 199H200V198H199ZM216 199H217V198H216ZM216 199L214 198V200H216ZM237 199H238V198H237ZM239 199H241V198L239 197ZM239 199H238V201H239ZM248 199H249V198H248ZM248 199H246V200H248ZM253 199H254V198H253ZM0 200H1V199H0ZM13 200H14V199H12L11 202H13ZM16 200H15L14 202H16ZM61 200H62V199H61ZM79 200H80V199H79ZM81 200H82V198H81ZM93 200H95V199H93ZM101 200H102V199H100V203H101ZM112 200H113V199H112ZM138 200H139V199H138ZM141 200H142V199H141ZM145 200H146V199H145ZM147 200H149V199H147ZM157 200H152V201H156V202H157ZM174 200H175V199H174ZM174 200H173V201H174ZM200 200H201V199H200ZM205 200H204V203H207V202H205ZM210 200H211V199H210ZM219 200H221V199H219ZM246 200H245V201H246ZM261 200H262V199H261ZM261 200L258 199V201H260V203H261L262 201H264V200H262V201H261ZM4 201H5V200H4ZM18 201H19V200H18ZM18 201H17V202H18ZM82 201H83V200H82ZM82 201H81V202H82ZM87 201H88V199H87ZM91 201H92V200H91ZM164 201H166V198L164 199ZM167 201H168V200H167ZM170 201H171V200H170ZM177 201H178V199H177ZM177 201H176V202H177ZM181 201H182V200H181ZM195 201H196V200H195ZM197 201H198V199H197ZM233 201H234V200H233ZM240 201H241V200H240ZM249 201H251V200H249ZM254 201H255V200H254ZM258 201H255V202H258ZM0 202H1V201H0ZM2 202H3V201H2ZM14 202H13V203H14ZM17 202H16V204H18ZM23 202H24V201H23ZM23 202H22V203H23ZM59 202H60V200H59ZM63 202H64V201H62L61 203L64 204ZM65 202H66V201H65ZM96 202H98V201H96ZM96 202H95V203H96ZM126 202H127V201H126ZM135 202H137V200H136ZM146 202L149 203V201H146ZM171 202H172V201H171ZM174 202H175V201H174ZM176 202H175V203H176ZM182 202H183V201H182ZM185 202H186V201H185ZM188 202H189V201H188ZM192 202H193V199H192ZM200 202H202V201H200ZM221 202H222V201H221ZM228 202H229V201H228ZM228 202H227V203H228ZM235 202H236V201H235ZM4 203H8V204H9V202H4ZM39 203H40V202H39ZM56 203H57V202H56ZM56 203H53V204H56ZM79 203H80V202H79ZM84 203L86 204L87 202H84ZM84 203L81 204V205H83V208H84V206H85ZM114 203H115V202H114ZM124 203H125V202H124ZM124 203H123V204H124ZM131 203H133V202H131ZM150 203H152V202H150ZM161 203H162V202H161ZM164 203H165V202H164ZM164 203H163V204H164ZM190 203H191V202H190ZM222 203H223V202H222ZM224 203H225V201H224ZM249 203L251 204L252 202H249ZM30 204H31V203H30ZM32 204H33V202H32ZM34 204H35V201H34ZM59 204H60V203H59ZM59 204H58V205H59ZM62 204H61V205H62ZM89 204H90V202L87 203L88 206H89ZM97 204H98V203H97ZM139 204H140V203H139ZM139 204H138V205H139ZM141 204H142V202H141ZM141 204H140V205H141ZM157 204H158V203H157ZM172 204H173V202H172ZM177 204H179V202H178ZM196 204H197V203H196ZM201 204H203V202H202ZM209 204H210V203H209ZM209 204H208V205H209ZM212 204H214V203H211V205H212ZM215 204H216V201H215ZM217 204H218V203H217ZM239 204H240V203H239ZM252 204H253V203H252ZM252 204H251V205H252ZM254 204H255V203H254ZM261 204H264V202L261 203ZM5 205H6V204H5ZM38 205H39V204H38ZM58 205H57V207H58ZM81 205H80V206H81ZM95 205H96V204H95ZM148 205H149V207H150V204H148ZM151 205H152V204H151ZM160 205H161V204H160ZM166 205H167V204H166ZM166 205H165V206H166ZM168 205H169V204H168ZM183 205H184V204H183ZM221 205H222V204H221ZM235 205H237V204H235ZM244 205H245V203H244ZM251 205H250V206H251ZM259 205H260V204H259ZM1 206H2V205H1ZM1 206H0V207H1ZM3 206H4V205H3ZM19 206H20V205H19ZM47 206H48V205H47ZM51 206H52V205H51ZM80 206H79V208H80ZM88 206L86 207V209L88 208ZM92 206H93V205H92ZM101 206H102V205H101ZM104 206H105V205H104ZM124 206H125V205H124ZM130 206H131V205H130ZM143 206H145V205H144V202H143ZM153 206H154V205H153ZM155 206H156V205H155ZM155 206H154V207H155ZM181 206H182V205H181ZM186 206H187V205H186ZM186 206H185V207H186ZM189 206H190V205H189ZM195 206H196V205H195ZM203 206H204V204H203L202 206H199V207H203ZM205 206H206V205H205ZM205 206H204V207H205ZM212 206H213V205H212ZM215 206H216V205H215ZM233 206H234V204H233ZM245 206H246V205H245ZM256 206H257V205H256ZM89 207H90V206H89ZM98 207H99V206H98ZM105 207H106V206H105ZM112 207H113V206H112ZM116 207H117V206H116ZM119 207H121V206H119ZM119 207H118V208H119ZM136 207H137V206H136ZM136 207H135V208H136ZM149 207H148V208H149ZM151 207H152V206H151ZM193 207H194V206H193ZM239 207H240V206H239ZM242 207H243V205H242ZM253 207H255V206L253 205ZM43 208H44V207H43ZM43 208H42V209H43ZM47 208H48V207H47ZM49 208L52 209V208L50 207V205H49ZM49 208H48V210H50ZM69 208H70V207H69ZM77 208H78V207H77ZM93 208H94V207H93ZM96 208H97V207H96ZM96 208H95V209H96ZM114 208H115V207H114ZM118 208H117V209H118ZM122 208H123V207H122ZM122 208H121V209H122ZM142 208H143V207H142ZM144 208H145V207H144ZM155 208H156V207H155ZM159 208L161 209V207H159ZM206 208L208 209V206H207ZM209 208H210V207H209ZM213 208H214V207H213ZM227 208H229V207H227ZM7 209H8V208H7ZM44 209L46 210V207H45ZM105 209H106V208H105ZM151 209H152V208H151ZM164 209H165V207H164ZM180 209L182 210V208H180ZM183 209H184V207H183ZM189 209H190V208H189ZM196 209H198V208H196ZM244 209H245V208H244ZM244 209H243V211H242L243 214L245 213V212H244ZM250 209H251V208H249V210H250ZM255 209H256V208H255ZM257 209H258V208H257ZM9 210H10V209H9ZM22 210H23V209H22ZM40 210H41V209H40ZM77 210H78V209H77ZM77 210H76V211H77ZM110 210H111V209H110ZM143 210H144V209H143ZM149 210H150V209H149ZM162 210H163V207H162ZM162 210H161V211H162ZM165 210H166V209H165ZM170 210H171V209H170ZM170 210H169V211H170ZM176 210H178V207H177ZM204 210H205V209H204ZM208 210H209V209H208ZM211 210H214V209H211ZM211 210H209V211H211ZM215 210H216V207H215ZM215 210H214V211H215ZM229 210H232V211H233V209H229ZM238 210H239V209H238ZM253 210H254V209H253ZM5 211H6V210H5ZM5 211H4V213H5ZM12 211H13V210H12ZM14 211H15V210H14ZM17 211H18V210H17ZM79 211H80V210H78V212H79ZM88 211H89V210H88ZM124 211H125V210H124ZM124 211H123V213H124ZM150 211H151V210H150ZM154 211H155V210H154ZM158 211H159V209H157V212H158ZM166 211H167V210H166ZM174 211H175V210H174ZM193 211H194V210H193ZM234 211H235V209H234ZM245 211H246L247 213H249V212H248V209H245ZM256 211H257V210H256ZM256 211H255V213H256ZM0 212H1V211H0ZM20 212H21V210H20ZM32 212H33V211H32ZM54 212H55V211H54ZM74 212H75V211H74ZM78 212H77V214H78ZM85 212H86V211H85ZM97 212H98V210H97ZM97 212H96V214H98ZM105 212H106V211H105ZM108 212H109V210H108ZM108 212H106V213H108ZM114 212H115V211H114ZM118 212H119V210H118ZM125 212H126V211H125ZM142 212H143V211H142ZM142 212H140V213H142ZM157 212H156V214H157ZM182 212H183V210H182ZM186 212H187V211H185L184 213H185L186 216H187V213H186ZM206 212H207V211H205V213H206ZM242 212H241V213H242ZM250 212H251V211H250ZM258 212H259V210H258ZM6 213H7V212H6ZM8 213H9V212H8ZM40 213H41V211H40ZM45 213H47V212H45ZM62 213H65V212H62ZM66 213H67V212H66ZM69 213H71V211H70ZM87 213H88V212H87ZM93 213H94V212H93ZM106 213H105V214H106ZM109 213H110V212H109ZM126 213H127V212H126ZM147 213H148V212H147ZM150 213H151V212H150ZM153 213H154V212H153ZM158 213H159V212H158ZM163 213H164V212H163ZM179 213H181V212L179 211ZM200 213H201V212H200ZM209 213H210V212H209ZM211 213H212V211H211ZM218 213H220V211H219ZM221 213H222V212H221ZM223 213H224V212H223ZM252 213H253V211H252ZM255 213H254V214H255ZM262 213H263V212H262ZM1 214H2V213H1ZM9 214H11V213H9ZM18 214H19V213H18ZM22 214H23V213H22ZM37 214H38V213H37ZM53 214H54V213H53ZM53 214H51V215H53ZM74 214H75V213H74ZM100 214H101V213H100ZM114 214H115V213H114ZM144 214H145V213H144ZM213 214L215 215V213H213ZM213 214H212V215H213ZM228 214H229V212H228ZM228 214H227V215H228ZM11 215H12V214H11ZM55 215H56V214H55ZM57 215H58V214H57ZM67 215H68V214H67ZM81 215H82V214H81ZM101 215H102V214H101ZM103 215H104V214H103ZM109 215H110V214H109ZM109 215H108V216H109ZM116 215H117V214H116ZM178 215H179V214H178ZM212 215H210V216H212ZM214 215H213V217H214ZM216 215H217V213H216ZM225 215H226V214H224V218H225ZM248 215H249V214H248ZM252 215H253V214H251V216H252ZM257 215H258V213H257ZM16 216H17V215H16ZM28 216H29V215H28ZM36 216H37V215H36ZM63 216H64V214H63ZM90 216L92 217L93 215H91V213H90ZM114 216H115V215H114ZM117 216H118V215H117ZM120 216H121V215H120ZM128 216H129V215H128ZM141 216H143V215L141 214ZM151 216H152V215H151ZM159 216H160V215H159ZM163 216H164V215H163ZM163 216H162V217H163ZM180 216H181V215H180ZM180 216H179V218H180ZM182 216H183V215H182ZM193 216L196 217V215H193ZM200 216H201V215H200ZM202 216H204V215H202ZM217 216H218V215H217ZM222 216H223V215H222ZM243 216H246V214L243 215ZM262 216H263V215H262ZM262 216H261V217H262ZM0 217H1V216H0ZM29 217H30V216H29ZM39 217H40V216H39ZM50 217H51V216H50ZM57 217H58V216H57ZM57 217H56V218H57ZM70 217H72V216H70ZM79 217H80V215H79ZM84 217H86V216H84ZM91 217H90V218H91ZM93 217H95V216H93ZM93 217H92V218H93ZM143 217H145V216H143ZM143 217H142V218H143ZM148 217H149V216H148ZM153 217H155V216H153ZM162 217H161V218H162ZM169 217H170V216H169ZM176 217H177V216H176ZM187 217H189V216H187ZM191 217H192V216H191ZM191 217H189V218H191ZM198 217H199V216H198ZM207 217H208V216L205 215V219H207ZM218 217H220V216H218ZM232 217H235V216H232ZM252 217H253V216H252ZM25 218H26V216H25ZM25 218H24V219H25ZM40 218H41V217H40ZM54 218H55V217H53V219H54ZM72 218H75V217H72ZM95 218H96V217H95ZM95 218H94V219H95ZM108 218H109V217H108ZM121 218H122V217H121ZM126 218H128V220H129V218H131V217H126ZM142 218H139V219L141 220ZM145 218H146V217H145ZM157 218H158V220H159L160 217L157 216ZM157 218H155V219L153 218V219H154L153 222H152L151 220H150V221H151L152 223H155L154 221H155ZM161 218H160V221H161ZM189 218H187V219H189ZM201 218L203 219V217H201ZM211 218H212V217H211ZM214 218H215V217H214ZM227 218H228V216H227ZM248 218H249V217H248ZM255 218H256V217H255ZM263 218H264V217H263ZM263 218H261V219H263ZM5 219H6V218H5ZM34 219H35V218H34ZM47 219H48V218H47ZM50 219H51V218H50ZM76 219H78V216L76 217ZM85 219H86V218H85ZM85 219L82 220V221H85ZM94 219H91L90 221H92V220H94ZM97 219H99L98 216H97ZM116 219H117V217H116ZM133 219H134V218H133ZM133 219H132V221H133ZM137 219H138V218H137ZM163 219H164V217H163ZM165 219H167V218H165ZM165 219H164V220H165ZM185 219H186V218H185ZM193 219H194V218H193ZM195 219H196V218H195ZM235 219H236V218H235ZM238 219H239V218H238ZM243 219H244V218H243ZM250 219H251V218H250ZM250 219H248V220L250 221ZM261 219H260V220H261ZM0 220L2 221L1 218H0ZM7 220H8V219H7ZM18 220H19V219H18ZM28 220H29V219H28ZM102 220H103V219H102ZM117 220H118V219H117ZM117 220H116V221H117ZM135 220H136V219H135ZM145 220H147V219H145ZM167 220H168V219H167ZM171 220H172V219H170L169 222H170ZM176 220H177V218H176ZM210 220H211V219H210ZM210 220H208V221H210ZM218 220H219V219H218ZM224 220H225V219H224ZM240 220H241V219H240ZM258 220H259V218H258ZM65 221H66V220H65ZM65 221L63 222V224L65 223ZM67 221H69V220L67 219ZM67 221H66V222H67ZM78 221H79V219L77 220V223H78ZM80 221H81V220H80ZM80 221H79V222H80ZM86 221L88 222V220H86ZM147 221H148V220H147ZM147 221H146V222H147ZM186 221H187V220H186ZM189 221H190V220H189ZM189 221H188V222H189ZM202 221H203V220H202ZM208 221H206V222H208ZM232 221H233V220H232ZM235 221L237 222V220H235ZM242 221H244V220H242ZM10 222H11V221H10ZM13 222H14V221H13ZM41 222H42V221H41ZM46 222L48 223V221H46ZM59 222H60L59 224L62 223V221H59ZM70 222H71V221H69V223H70ZM94 222H96V221L94 220ZM98 222H100V219H99ZM108 222H109V221H108ZM123 222H125V221H123ZM146 222H145V223H146ZM163 222H164V221H163ZM171 222L173 223V221H171ZM182 222H183V221H182ZM182 222H180V223H182ZM192 222H193V221H192ZM196 222H198V221H196ZM221 222H222V220L220 221V223H221ZM229 222H230V220H229ZM238 222H239V221H238ZM240 222H241V221H240ZM246 222L249 223L248 221H245V223H246ZM251 222H252V219H251ZM257 222H258V221H257ZM262 222H263V221H262ZM1 223H2V222H1ZM49 223H50V222H49ZM52 223H53V222H52ZM69 223H68V224H69ZM73 223H74V221H73ZM83 223H84V222H83ZM90 223H91V222H90ZM104 223H105V222H104ZM112 223H113V222H112ZM117 223H119V221H118ZM129 223H131V222H129ZM135 223H136V222H135ZM135 223H132V226L135 225ZM142 223H143V222H142ZM152 223H150V224H152ZM172 223H171V224H172ZM193 223H194V222H193ZM226 223H227V222H226ZM245 223H243V224H245ZM253 223H254V222H253ZM12 224H13V223H12ZM14 224H15V223H14ZM39 224H41V223H39ZM63 224H62V225H63ZM65 224H66V223H65ZM68 224H67L66 226L69 227L70 224H69V225H68ZM106 224H107V220H106ZM114 224H115V223H114ZM136 224L139 225V223H136ZM156 224H157V223H156ZM164 224H165V223H164ZM173 224H174V223H173ZM175 224H176V223H175ZM177 224H178V222H177ZM188 224H189V223H188ZM200 224H201V221H200ZM206 224L211 226V224H208V223H206ZM206 224H205V225H206ZM214 224H215V223H214ZM214 224H212V225H214ZM223 224H224V223H223ZM262 224H263V223H262ZM0 225H1V224H0ZM6 225H7V224H5V226H6ZM18 225H19V224H18ZM18 225H17V226H18ZM33 225H34V224H33ZM43 225H44V223H43ZM46 225H47V224H46ZM76 225H77V224H76ZM82 225H83V224H82ZM82 225H81V227H82ZM85 225H86V224H85ZM85 225H83V226L85 227ZM98 225H100V224H98ZM109 225H110V224H109ZM116 225H117V224H116ZM116 225H115V226H116ZM121 225H122V224H121ZM140 225H141V224H140ZM143 225H144V224H143ZM182 225H183V224H182ZM190 225H191V224H190ZM198 225H199V224H198ZM198 225H197V227H198ZM220 225H221V224H220ZM225 225H226V224H225ZM225 225H224V226H225ZM227 225L229 226L230 224L228 223ZM239 225H240V224H239ZM245 225H246V224H245ZM247 225H248V224H247ZM251 225H253V224H250L249 227H250ZM254 225H255V224H254ZM254 225H253V227H254ZM2 226H3V225H2ZM57 226H58V228H59V225H57ZM57 226H56V227H57ZM78 226H79V225H78ZM94 226H95V228H96V225H94ZM107 226H108V225H107ZM115 226H114V227H115ZM145 226H146V225H145ZM167 226H169V224H168ZM167 226H166V227H167ZM170 226H172V225H170ZM170 226H169V227H170ZM192 226H194V225H192ZM224 226H223V227H224ZM234 226H235V225H234ZM240 226L243 227V225H240ZM240 226H238V227H239V230H240ZM255 226H257V225H255ZM261 226H262V225H261ZM263 226H264V224H263ZM7 227H8V226H7ZM38 227H39V225H38ZM38 227H35V228L37 229ZM47 227H48V226H47ZM49 227H50V226H49ZM86 227H87V226H86ZM100 227H101V226H100ZM103 227H104V226H103ZM119 227H120V226H119ZM137 227H139V226H137ZM137 227H135V229H136ZM172 227H173V226H172ZM179 227H180V226H179ZM188 227H190V226H188ZM219 227H220V226H219ZM230 227L232 228L233 225H231ZM242 227H241V230H242ZM66 228H67V227H66ZM73 228H74V227H73ZM77 228H78V227H77ZM91 228H92V227H91ZM108 228H109V227H108ZM121 228H122V227H121ZM143 228H144V227H143ZM143 228H142V229H143ZM173 228L175 229V227H173ZM200 228H202V227H199V229H200ZM205 228H206V226H205ZM220 228H221V227H220ZM220 228H219V229H220ZM233 228L236 230V227H233ZM245 228H246V227H245ZM255 228H256V227H255ZM30 229H31V228H30ZM68 229H70V228H68ZM84 229H85V228H84ZM84 229H83V230H84ZM87 229H88V227H87ZM87 229H86V230H87ZM93 229H94V228H93ZM110 229H112V228H110ZM133 229H134V228H133ZM140 229H141V228H140ZM164 229H165V228H164ZM169 229H170V228H169ZM171 229H172V228H171ZM196 229H198V228H196ZM196 229L194 228L195 231H196ZM208 229H209V228H208ZM208 229H204V228H203V230H205V231L208 230ZM211 229H212V228H211ZM225 229H226V226H225V228H224V231H225ZM228 229H229V227H228ZM237 229H238V228H237ZM243 229H244V228H243ZM262 229H263V228H262ZM5 230H6V229H5ZM27 230H28V229H27ZM37 230H38V229H37ZM37 230H36V231H37ZM83 230H80V231L82 232ZM91 230H92V229H91ZM95 230H96V229H95ZM137 230H138V229H137ZM203 230H202V231H203ZM213 230H215V229H213ZM235 230H234V233H239V232L241 231V230H240L239 232H237V231H238V230H237V231L235 232ZM253 230H257V229H253ZM253 230H252V231H253ZM258 230H259V228H258ZM258 230H257V231H258ZM36 231H34V232H36ZM40 231H42V230H40ZM43 231H44V230H43ZM46 231H47V230H46ZM49 231H50V230H49ZM52 231H54V230L52 229ZM58 231H60V230H58ZM66 231H67V230H66ZM75 231H76V229H75ZM109 231H110V230H109ZM111 231H112V230H111ZM111 231H110V232H111ZM146 231H147V230H146ZM170 231H171V230H170ZM179 231H180V230H179ZM192 231H193V230H192ZM202 231H200V232L202 233ZM215 231H217V230H215ZM220 231H222V233L224 232L222 229H221ZM242 231H244V230H242ZM262 231H264V229H263ZM6 232H7V231H6ZM8 232H9V231H8ZM11 232H12V231H11ZM17 232H18V231H17ZM32 232H33V231H32ZM44 232H45V231H44ZM55 232H56V229H55ZM61 232H62V231H61ZM61 232H60V233H61ZM84 232H86V231H84ZM87 232H88V231H87ZM92 232H93V231H92ZM92 232H91V234H92ZM102 232H104V231H101V233H102ZM106 232H108V231H106ZM144 232H145V230H144ZM149 232H151V230H150ZM152 232H153V230H152ZM156 232H157V231H156ZM159 232H160V231H159ZM168 232H169V230H168ZM188 232H189V230H188ZM200 232H198V235H199ZM210 232H211V230H210ZM228 232H229V231H228ZM230 232H232V231H230ZM230 232H229V233H230ZM245 232H246V231H245ZM245 232H244V233H245ZM249 232H250V231H247L246 233H249ZM254 232H255V231H254ZM254 232H252L251 234H253ZM12 233H13V232H12ZM15 233H16V232H15ZM40 233H41V232H40ZM42 233H43V232H42ZM50 233H51V232H50ZM52 233H53V232H52ZM62 233H65V232L63 231ZM66 233H67V232H66ZM93 233H94V232H93ZM126 233H127V232H125V235H124V236H126ZM134 233H135V231H134ZM170 233H171V232H170ZM172 233H173V232H172ZM175 233L177 234L176 230H175ZM181 233L183 234V232H181ZM184 233H185V232H184ZM186 233H187V232H186ZM186 233L183 234V236L186 235V237H187V234H186ZM192 233H194V232H192ZM195 233H196V232H195ZM195 233H194V234H195ZM206 233H207V232H206ZM206 233H205V234H206ZM211 233H212V232H211ZM220 233H221V232H219L218 234L216 233V234L219 235ZM224 233H225V232H224ZM240 233H241V232H240ZM257 233L260 234L261 232L259 231V232H257ZM257 233H256V235H257ZM13 234H14V233H13ZM26 234H27V233H26ZM53 234H54V233H53ZM57 234H58V232H57ZM70 234H71V233H70ZM78 234H79V233H78ZM114 234H115V233H114ZM122 234H123V233H122ZM128 234H130V232H128ZM137 234H138V233H137ZM140 234L142 235V232H141ZM143 234H144V233H143ZM157 234H158V233H156L155 235H157ZM159 234H160V233H159ZM161 234H162V232H161ZM194 234H192V235H194ZM196 234H197V233H196ZM196 234H195V235H196ZM205 234H204V235H205ZM27 235H28V234H27ZM31 235H32V233H31ZM50 235H51V234H50ZM54 235H56V233H55ZM86 235H87V233H86ZM88 235H90V233H88ZM102 235H103V234H102ZM115 235H117V233H116ZM151 235H152V234H151ZM162 235H163V234H162ZM162 235H161V237H162ZM174 235H175V234H174ZM189 235H191V232H190ZM189 235H188V237H189ZM204 235H203V236H204ZM214 235H215V234H214ZM220 235H221V234H220ZM220 235H219V236H220ZM222 235H223V234H222ZM227 235H229V234H227ZM234 235H235V234H234ZM236 235H238V234H236ZM245 235H246V234H245ZM247 235H248V234H247ZM247 235H246V236H247ZM6 236H7V235H6ZM47 236H48V235H47ZM62 236H63V235H62ZM130 236H131V234H130ZM130 236H129V235L126 236V238H128V242L131 241V240H129V237H130ZM142 236H143V235H142ZM152 236H153V235H152ZM157 236H158V235H157ZM159 236H160V235H159ZM177 236H178V235H177ZM179 236H180V235H179ZM183 236H182V237H183ZM209 236H210V235H209ZM251 236H252V235H251ZM14 237H15V235L13 236V238H14ZM26 237H27V236H26ZM48 237H49V236H48ZM48 237H47V238H48ZM59 237H60V236H59ZM66 237H67V236H66ZM69 237H71V236H69ZM82 237H83V234H82ZM82 237H81V238H82ZM88 237H89V236H88ZM99 237H100V236H99ZM109 237H110V236H109ZM114 237H116V236H114ZM132 237H133V236H132ZM143 237H144V236H143ZM147 237H148V236H147ZM150 237H151V236H150ZM168 237H169V236H168ZM173 237H174V236H173ZM186 237H184V238H186ZM188 237H187V238H188ZM199 237H201V236L199 235ZM205 237H206V236H205ZM211 237H212V236H211ZM221 237H222V236H221ZM241 237H242V236H241ZM248 237H250V236L248 235ZM253 237L255 238V236H253ZM256 237H257V236H256ZM32 238H33V237H32ZM38 238H39V237H38ZM43 238H44V237H43ZM43 238H42V239H43ZM51 238H52V237H51ZM78 238H79V237H78ZM83 238H84V237H83ZM86 238H87V237H86ZM100 238H101V237H100ZM106 238H107V237H106ZM112 238H113V237H112ZM130 238H131V237H130ZM136 238H138V237H136ZM145 238H146V237H145ZM157 238H158V237H157ZM171 238H172V237H171ZM171 238H169V239H171ZM178 238H179V237H178ZM191 238H192V237H191ZM191 238H190V239H191ZM195 238H196V236H195ZM224 238H226V237H224ZM224 238H222V239H224ZM228 238L230 239V237H228ZM245 238H246V237H245ZM4 239H5V238H4ZM8 239H9V238H8ZM10 239H11V238H10ZM42 239H40V240L42 241ZM48 239H50V237H49ZM56 239H57V238H56ZM60 239H61V238H60ZM63 239H65V238H63ZM79 239H80V238H79ZM97 239H99V238L97 237ZM121 239H122V237H121ZM142 239H143V238H142ZM146 239H148V238H146ZM169 239H167V240H169ZM174 239H175V238L171 239V241L174 240ZM180 239H181V238H180ZM180 239H179V240H180ZM182 239H183V238H182ZM182 239H181L180 241H182ZM190 239H189V240H190ZM192 239H193V238H192ZM200 239H201V238H200ZM210 239H211V238H210ZM219 239H221V238H219ZM229 239H228V240H229ZM40 240H39V242H40ZM51 240H52V239H51ZM76 240H77V239H76ZM81 240H83V239H81ZM89 240H90V239H89ZM89 240L87 241L88 243H89ZM102 240H103V241H106L107 239L104 240V238H103ZM102 240H101V241H102ZM132 240H133V239H132ZM136 240H137V239H136ZM138 240H139V239H138ZM189 240H188V241H189ZM203 240H204V239H203ZM206 240H207V239H206ZM213 240H214V239H213ZM242 240H243V238H242ZM251 240H252V239H251ZM9 241H12V240H9ZM29 241H30V240H29ZM44 241H45V240H44ZM61 241L63 242L62 239L60 240V243H62ZM64 241H65V240H64ZM79 241H80V240H79ZM92 241H93V237H92ZM109 241L111 242V240H109ZM117 241H118V239H117ZM122 241H124V240L122 239ZM140 241H142V240L140 239ZM145 241H146V240H145ZM155 241H156V240H155ZM163 241H165V240H163ZM183 241H185V242H184V243H185V247L187 248V246H189V245L186 246V242H187V241H186L185 239H184ZM201 241H202V239H201ZM215 241H216V240H215ZM215 241H214V242H215ZM222 241H223V240H222ZM253 241H255V240L253 239ZM12 242H13V241H12ZM14 242H17V241L14 240ZM51 242H53V241H51ZM54 242H55V241H54ZM66 242H67V241H66ZM82 242H84V241H82ZM85 242H86V241H85ZM90 242H91V241H90ZM97 242H98V241H97ZM106 242H108V241H106ZM120 242H121V241H120ZM124 242H125V241H124ZM132 242H133V241H132ZM147 242H148V241H147ZM189 242H190V241H189ZM211 242H212V241H211ZM220 242H221V241H220ZM220 242H219V243H220ZM224 242H225V240H224ZM227 242H228V241H227ZM243 242H244V240H243ZM255 242H256V241H255ZM1 243H3V240H2ZM6 243H7V242H6ZM10 243H11V242H10ZM22 243H23V241H22ZM24 243H25V242H24ZM55 243H56V242H55ZM58 243H59V242H58ZM58 243H56V244L58 245ZM88 243H87V244H88ZM103 243H104V242H103ZM103 243H102V244H103ZM130 243H131V242H130ZM130 243H128V244H130ZM136 243H138V242H136ZM136 243H135V244H136ZM142 243H143V242H142ZM157 243H158V242H157ZM160 243H161V242H160ZM181 243H182V242H181ZM219 243H217V244L219 245ZM222 243H223V242H222ZM229 243H230V242H229ZM229 243H228V244H229ZM245 243H246V242H245ZM7 244H8V243H7ZM38 244H39V243H38ZM41 244H42V243H41ZM51 244H52V243H51ZM65 244H66V243H65ZM67 244H68V243H67ZM104 244H105V243H104ZM108 244H109V243H108ZM121 244H122V243H121ZM149 244H150V243H149ZM163 244H164V243H163ZM168 244H169V241H168ZM173 244H174V243H173ZM176 244H177V243H176ZM195 244H196V243H195ZM206 244H207V243H206ZM208 244H209V243H208ZM208 244H207V245H208ZM217 244H216V245H217ZM225 244H226V243H224V245H225ZM228 244H227V245H228ZM249 244H250V243H249ZM5 245H6V244H5ZM8 245H9V244H8ZM22 245H23V244H22ZM47 245H48V243H47ZM63 245H64V244H63ZM72 245H73V244H72ZM76 245H77V244H76ZM80 245H81V244H80ZM84 245H85V243H84ZM84 245H83V246H84ZM96 245H97V244H96ZM119 245H120V244H119ZM136 245H137V244H136ZM140 245H141V244H140ZM144 245H145V244H144ZM164 245H166V243H165ZM164 245H163V246H164ZM171 245H172V244H171ZM174 245H175V244H174ZM192 245L194 246V244H192ZM196 245H197V244H196ZM207 245H206V246H207ZM216 245H215V246H216ZM231 245H232V244H231ZM233 245H234V244H233ZM6 246H7V245H6ZM11 246H12V245H11ZM16 246H17V243H16ZM25 246H26V245H25ZM81 246H82V245H81ZM86 246H87V245H86ZM127 246H128V245H127ZM141 246H142V245H141ZM146 246H148V245H146ZM160 246H161V244H160ZM160 246H159V248H160ZM168 246H170V245H168ZM190 246H191V244H190ZM190 246H189V248L191 249L192 247H190ZM203 246H204V245H203ZM211 246H212V245H211ZM222 246H223V245H222ZM234 246H235V245H234ZM242 246H243V245H242ZM247 246H249V245H247ZM254 246L256 247V245H254ZM257 246H258V245H257ZM20 247H21V246H20ZM20 247H19V248H20ZM35 247H36V246H35ZM35 247H34L33 249H35ZM46 247H47V246H46ZM55 247H56V246H55ZM58 247H59V245H58ZM58 247H57V249H58ZM61 247H62V246H61ZM63 247H64V246H63ZM73 247H74V245H73ZM98 247H99V246H98ZM103 247H104V246H103ZM105 247H106V245H105ZM116 247H117V246H116ZM131 247H133V246H131ZM136 247L139 248V246H136ZM152 247L155 248V245L152 246ZM164 247H165V246H164ZM166 247H167V245H166ZM166 247H165V248H166ZM176 247H177V246H176ZM179 247H180V245H179ZM207 247H208V246H207ZM216 247H217V246H216ZM216 247H215V248H216ZM235 247H237V245H236ZM238 247H239V246H238ZM240 247H241V246H240ZM240 247H239V248H240ZM255 247H254V248H255ZM19 248H18V249H19ZM28 248H29V247H28ZM59 248H60V247H59ZM70 248H71V247H70ZM81 248H83V247H81ZM87 248L90 249L88 246H87ZM138 248H137V249H138ZM159 248H158V252H159ZM162 248H163V247H162ZM165 248H163V249H165ZM186 248H185V249H186ZM189 248H188V249H189ZM198 248H199V247H198ZM213 248H214V247H213ZM213 248H209V249L213 250ZM233 248H234V247H233ZM242 248H244V247H242ZM252 248H253V246H252ZM12 249H13V247H12ZM16 249H17V248H16ZM20 249H21V248H20ZM38 249H39V248H38ZM52 249H53V248H52ZM62 249H63V248H62ZM94 249H95V248H94ZM98 249H99V248H98ZM105 249H106V248H105ZM108 249H109V248H108ZM166 249H167V248H166ZM177 249H178V248H177ZM180 249H181V248H180ZM194 249H195V248H194ZM194 249H193V250H194ZM209 249H208V250H209ZM230 249H231V248H230ZM230 249H229V250H230ZM255 249H256V248H255ZM258 249H259V248H258ZM261 249H262V248H261ZM263 249H264V248H263ZM263 249H262V250H263ZM9 250H11V249L9 248ZM13 250H14V249H13ZM25 250H26V249H25ZM25 250H24V251H25ZM40 250H41V249H40ZM40 250H39V252H40ZM47 250H48V249H47ZM65 250H66V249H65ZM82 250H83V249H82ZM86 250H87V249H86ZM101 250H102V248H101ZM106 250H107V249H106ZM126 250H127V249H126ZM132 250H133V248H132ZM139 250H140V249H139ZM148 250H149V249H148ZM151 250H152V249H151ZM156 250H157V249H156ZM156 250H155V251H156ZM170 250H171V249H170ZM193 250H191L192 253H193L194 251H196V250H194V251H193ZM208 250H207L206 248H204V252L206 251L205 254H208V253L210 252V250H209V252L207 253ZM221 250H223V249H221ZM234 250H236V249H234ZM238 250H239V249H238ZM246 250L248 251L247 247H246ZM246 250H245V251H246ZM251 250H252V249H251ZM253 250H254V249H253ZM31 251H34V250H31ZM35 251H36V250H35ZM37 251H38V250H37ZM74 251H75V250H74ZM96 251H97V250H96ZM110 251H111V250H110ZM118 251H119V250H118ZM130 251H131V249H130ZM163 251H164V250H163ZM165 251H167V250H165ZM176 251H177V250H176ZM176 251H175V252H174V251H170V253H169V252H168V253H167V252H164V254L168 255V254H171V252H174V253L178 254L179 252L177 253ZM180 251H181V250H180ZM182 251H185V252H186V250H182ZM201 251H202V249H201ZM245 251H244L243 253H245ZM255 251H256V250H255ZM257 251H258V250H257ZM18 252H19V251H18ZM88 252H89V251H88ZM111 252H112V251H111ZM132 252H133V251H132ZM132 252H130V253H132ZM150 252H151V251H150ZM150 252H149V253L147 252L148 255L150 254ZM158 252H157V253H158ZM160 252L162 253V251H160ZM196 252H198V251H196ZM199 252H200V251H199ZM214 252H215V251H214ZM220 252L222 253V251H220ZM238 252H239V251H238ZM249 252H250V251H249ZM4 253H5V252H4ZM7 253H8V251H7ZM20 253H21V252H20ZM34 253L36 254V252H33V254H34ZM37 253H38V252H37ZM40 253L42 254V252H40ZM107 253H108V252H107ZM114 253H115V252H113V254H114ZM130 253H129V254H130ZM153 253H154V252H153ZM174 253H173L172 255H174ZM187 253H188V252H187ZM192 253L189 252V254H190L191 256H193V254H195L196 257H198V256H197L198 253H197V254H196L195 252H194L193 254H192ZM201 253H202V252H201ZM201 253L199 254V255H200L199 258H201V255L203 254V253H202V254H201ZM211 253H212V251H211ZM211 253H210L209 255H212ZM232 253H233V252H232ZM232 253H231V254H232ZM235 253H236V252H234V254H235ZM239 253H240V252H239ZM239 253H236V254H239ZM243 253H242V254H243ZM246 253H247V252H246ZM252 253H254V252H252ZM33 254H30V255H31L30 258H32V255H33ZM47 254H48V253H47ZM56 254H57V253H56ZM85 254H86V253H85ZM89 254H90V253H89ZM92 254H93V253H92ZM96 254H97V253H96ZM98 254H99V253H98ZM117 254H118V252H117ZM142 254H143V253L141 252V255H142ZM145 254H146V253H145ZM151 254H152V253H151ZM162 254H163V253H162ZM180 254H181V253H180ZM183 254H184V252H183L181 255H183ZM216 254H217V253H216ZM240 254H241V253H240ZM240 254H239V255H240ZM257 254H258V252H257ZM62 255H63V253H62ZM73 255H74V254H73ZM83 255H84V254H83ZM100 255H102V254H100ZM148 255H147V256H148ZM187 255H188V254H187ZM195 255H194V256H195ZM226 255H228L227 252H226ZM247 255H249V254H247ZM26 256H27V255H26ZM33 256H34V255H33ZM59 256H60V255H59ZM64 256H65V258L67 257L66 255H64ZM64 256H63V257H64ZM69 256H70V255H69ZM77 256H78V255H76V257H77ZM85 256L87 257V255H85ZM91 256H92V255H91ZM94 256H95V255H94ZM126 256H127V255H126ZM126 256H125V257H126ZM128 256H129V255H128ZM139 256H140V254H139ZM150 256H151V255H150ZM154 256H155V254H154ZM154 256H153V257H154ZM159 256H160V254H159ZM164 256H165V255H164ZM184 256H185V255H184ZM194 256H193V257H194ZM205 256L207 257V255H205ZM212 256H213V255H212ZM229 256H230V254H229ZM229 256H228V257H229ZM235 256H236V255H235ZM235 256H234L233 258H235ZM254 256H255V254H254ZM259 256H260V255H259ZM57 257H58V255H57ZM57 257H56V258H57ZM98 257H99V256H98ZM98 257H97V258H98ZM134 257H135V256H134ZM137 257H138V255H137ZM140 257H141V256H140ZM156 257H157V256H156ZM162 257H163V256H162ZM172 257H173V256H172ZM172 257H171V258H172ZM180 257H181V256H180ZM185 257H186V256H185ZM185 257H184V258H185ZM209 257H210V256H209ZM237 257H238V256H236V258H237ZM244 257H245V256H244ZM30 258H29V260H30ZM49 258H50V257H49ZM51 258H54V257L52 256ZM59 258H60V257H59ZM61 258H62V257H61ZM69 258H70V257H69ZM88 258H90V257L88 256ZM92 258H94V257H92ZM97 258H96V259H97ZM114 258H115V257H114ZM123 258H124V257H123ZM149 258H150V257H148V259H149ZM171 258H170V259H171ZM186 258H187V257H186ZM202 258H204V257H202ZM217 258H219L218 255H217ZM217 258H216V259H217ZM220 258H221V256H220ZM226 258H227V257H226ZM11 259H12V257H11ZM15 259H16V258H15ZM44 259H45V258H44ZM82 259H83V258H82ZM86 259H87V258H86ZM96 259H95V260H96ZM98 259H99V258H98ZM118 259H119V258H118ZM136 259H137V258H136ZM187 259H191V258L188 257ZM194 259H195V258H194ZM194 259H193L192 261H194ZM208 259H209V258H208ZM211 259H214V258H211ZM231 259H232V257H231ZM231 259H228V258H227L228 262H229V260H231ZM237 259H238V258H237ZM243 259L245 260V258H243ZM255 259H256V258H255ZM255 259H254V260H255ZM13 260H14V259H13ZM27 260H28V259H27ZM61 260H62V259H61ZM64 260H65V259H64ZM68 260H69V259H68ZM83 260H84V259H83ZM146 260H147V259H146ZM157 260H158V257H157ZM166 260H168V259H166ZM173 260H174V259H173ZM173 260H171V262H172ZM177 260H178V258H177ZM195 260H196V259H195ZM202 260H203V259H202ZM227 260H226V261H227ZM244 260H243V263H244ZM251 260H252V259H251ZM6 261H7V260H6ZM16 261H17V260H16ZM49 261H50V260H48V262H49ZM56 261H57V260H56ZM65 261H66V260H65ZM70 261H72V260H69L68 263H70ZM88 261H89V260H88ZM92 261H93V260H92ZM92 261H91V262H92ZM120 261H121V259H120ZM125 261H126V260H125ZM142 261H144V260H142ZM150 261H151V259H150ZM152 261H153V260H152ZM180 261H181V260H180ZM196 261H198V260H196ZM199 261H200V260H199ZM204 261H205V263H207V264L210 263L209 260H208L209 263H208L207 260H204ZM206 261H207V262H206ZM213 261H214V260H212L211 262H213ZM224 261H225V260H224ZM224 261H223V262H224ZM226 261H225V262H226ZM248 261H249V260H248ZM263 261H264V260H263ZM263 261H262V262H263ZM13 262H14V261H13ZM52 262H53V261H52ZM52 262H49V263H52ZM59 262H60V261H59ZM110 262H111V261H110ZM112 262H113V261H112ZM112 262H111V263H112ZM117 262L119 263V261H117ZM158 262H161V261H158ZM163 262H164V260L162 261L161 264H163ZM165 262H166V261H165ZM165 262H164V263H165ZM167 262H169V261H167ZM176 262H177V261H176ZM184 262H185V261H184ZM218 262H219V261H217V263H218ZM232 262H234V259H233ZM240 262H241V261H240ZM262 262H261V263H262ZM1 263L3 264V262H1ZM26 263H28V261H27ZM33 263H34V262H32V264H33ZM36 263H37V262H36ZM36 263H35V264H36ZM49 263H47V264H49ZM80 263H81V262H80ZM86 263H87V262H86ZM89 263H90V262H89ZM92 263L94 264V262H92ZM102 263H103V262H102ZM133 263H134V262H133ZM144 263H145V262H144ZM151 263H152V262H151ZM174 263H175V262H174ZM181 263H183V262H181ZM181 263H180V264H181ZM194 263H196V262H194ZM202 263H203V262H202ZM213 263H214V262H213ZM215 263H216V262H215ZM229 263H230V262H229ZM229 263H227V264H229ZM241 263H242V262H241ZM245 263H247V261H245ZM253 263H254V261H253ZM261 263H260V264H261ZM54 264H57V263L55 262ZM90 264H91V263H90ZM96 264H97V263H96ZM109 264H110V263H109ZM116 264H117V263H116ZM136 264H138V263H136ZM157 264H158V263H157ZM167 264H168V263H167ZM185 264H186V262H185ZM196 264H197V263H196ZM221 264H223V263H221ZM238 264H239V263H238ZM247 264H248V263H247ZM250 264H251V263H250Z\"/></svg>",
	"mask_w": 264,
	"mask_h": 264
}]
</instances>
